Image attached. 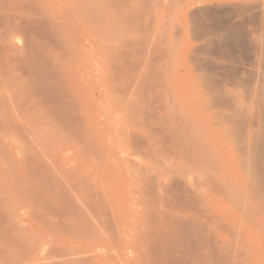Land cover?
Wrapping results in <instances>:
<instances>
[{
    "label": "rangeland",
    "instance_id": "374dc122",
    "mask_svg": "<svg viewBox=\"0 0 264 264\" xmlns=\"http://www.w3.org/2000/svg\"><path fill=\"white\" fill-rule=\"evenodd\" d=\"M101 1H103V0H101ZM105 1V0H104ZM103 1V2H104ZM113 0H108V1H105L106 3H108L109 5H105V11L104 12H106L104 15H103V17L101 18V19H99V17H101L102 15V13H103V11H102V9L104 10V4H105V2H104V4H103V2H101L102 4H103V6H102V4L99 2V0H90V2H89V0H8V1H4V0H1L0 2L2 3V2H4L2 5L0 4V8H3V7H5L6 9H7V13L6 12H4L6 9H2V10H4V11H1L0 10V13L2 12H4L3 14H5L4 16H8V14H9V17H16V16H18V17H16L18 20H13L12 18H10V22H12V21H14V22H12V23H10L11 24V26H16V25H19V23H20V20H22V19H20V18H23V19H26V18H29V17H27L26 15H24V14H22V12H26L27 13V15L28 14H30L31 16H32V18L34 17V16H37V14H38V17H36V19H38V21L39 20H41V21H39L41 24H42V27L44 28V30L46 29L45 27H48V30H46V33L47 32H51L53 29H52V27H56V26H54L55 24L57 25V27L59 28L57 31H56V28H54V31H52L51 33H49V35H48V33H47V35H46V37H45V39L42 41V43H41V41H40V39L42 40V38L39 36L40 34H37L38 32H36L35 30V32L33 33V32H31V34L33 35L34 34V38H33V36L32 37H30L31 39H34V40H36V41H34V40H31L30 39V41H32V42H34V43H39V45L41 46L43 43L47 46H45V45H42V46H44V47H42L43 49H46L47 50V48H48V46H49V44H46V43H48L49 41H52V39L54 40V38H56L55 40H57V38H59V37H61V32L63 31L64 33V35L66 36L67 35V37L65 38L63 35H62V37L63 38H65V41L63 40V38L60 40V38H59V41H63V45L65 46V44L67 45V46H65V48L63 47L62 48V52H60V51H57L56 49L57 48H59L60 46H62V44L59 42V43H57L58 45L57 46H59V47H57V46H54V43L53 42H55V41H52V42H49V43H51V44H53V46L54 47H51V49L53 48H55V50L51 53L50 51V47H49V53H51V57H50V54H49V59L48 60H51V61H55L54 63L55 64H53V66L51 65V61H48V63L47 64H49V62H50V64L49 65H51L50 67H48L47 66V70L49 69V71H50V69H51V74H49V76L48 77H46L47 78V80L46 81H44L42 78L40 79V80H42V82L40 83L39 81H38V83L36 84V85H40V86H42V85H46L47 84V82L48 83H50L49 81L50 80H52V83L53 84H51V85H54L55 84V82H56V84H57V87H58V83L60 82V81H63V82H60V84H61V88H62V85H63V83H64V85L65 86H63V87H67V89L65 88V92L63 91V90H61V88L59 89V88H57V90H59V94L61 93V91H62V93L64 94L63 96H61L62 97V99L64 100V98L67 100L68 99V101H69V97H70V95L72 96L73 95V97H72V99H74L73 100V104H72V106H73V108L72 109H70L71 111H68V114L69 113H72V111H73V113L72 114H69V116H72V118L74 117V118H76L77 117V119H81V122H79L77 119H75V120H77V123H79L80 125L81 124H83V127H80V125H79V127H77L76 125H77V123H75V124H73V122L72 123H70V124H73L72 126H70V128H67V127H69V126H67L66 128L67 129H69V133H71L72 134V136H71V134H69V133H66V134H69L70 136H71V139H70V137L69 136H67V137H65V138H67V141L66 140H64L63 138H62V136L60 137V134L61 133H59L58 131V133L59 134H57V133H55L54 132V130H53V132H54V134L52 133V134H49L50 133V131L48 132L47 130H52V129H50L49 127L51 126V128H53V127H56V124L58 125L60 122H59V119H61V117H55L54 118V116L52 117L53 118V120H55V122L57 121V123L55 124V126H53L52 127V124H54V123H50L48 126H46L47 124H48V122H50V121H48V122H44V120H43V118L45 119V120H47V117L46 116H48V115H44V117L42 118V121H41V116L40 115H42V114H45L44 113V111L45 110H43V111H41V112H43V113H40V115L38 114V109H36L37 107H40V105L43 103V105H45L46 107H44L43 105H41V108H42V106L44 107V108H47L48 107V109L50 108V103H48L49 105L47 106L46 104H45V102H42V103H40L41 101H43V98L42 97H45L44 95H43V93L45 94V93H47L48 92V90L47 91H45V90H40V91H38L39 90V86L37 87L38 88V90L35 88V86H33L34 85V82L31 80V78L30 79H28V80H31V81H29V82H27V80H25L26 78H28V77H26L27 76V72H28V67L30 68V66L32 67V65H28L27 64V61H26V66L28 65V67L26 68V66H23L22 65V63H21V61L22 60H24L25 58H27V56H28V54L30 53L29 51H31L30 49H29V51H28V48H27V51L26 52H29L28 54L26 53H23V54H25V56H24V59H22L21 60V58L19 57V59L17 58V57H15L16 56V54H17V52H18V54H19V56H20V54L22 53V52H25V50L26 49H24V48H26L27 46H26V44H27V38H29V35H30V33L28 32V34H26V35H28L27 37H26V35L25 34H18V33H20V32H16L17 33V37L15 36V37H13L12 36V39H11V42L13 43V44H15V48L17 49V52H14V57L12 58L11 56H9V53H1L0 54V56H2V57H0L1 59H3V60H0V66H2L3 68H5V70L3 71V72H7V76H4V74H6V73H2L1 74V71H2V69L0 70V75H2V76H4L3 78H5V77H8L9 75H12L13 74V69H15L14 67H18V69H20V67H22L21 69H27L26 71L27 72H24V70H18L17 71V68L15 69V73L13 74V76H9L10 77V80L9 81H13V79L15 80V79H19L17 82H14V83H12L11 85L9 84V81H8V79H6L7 81V84L8 85H10V86H3L2 87V84L4 85V83H3V80H0V100H2L5 104L4 105H6V107H3L4 108V110H6V118L7 117H9L10 118V120H9V118L8 119H6L7 121H9V122H11V118H12V122H14V123H12L13 125H12V127H10V129L12 130H10L9 129V126H11L10 124L11 123H8L5 119H0L1 120V123H0V126H1V124L3 125L2 127H6L7 125V127L8 128H6V129H9V131L8 130H4L3 128V131L2 132H4V131H6V133H8V135L4 132L3 133V136H2V132L0 131V136H1V140H2V138L5 136V135H7V137L5 136V138H7V139H5L4 138V143H5V140L7 141L6 143L8 144V146L6 145V143H5V146H4V143H3V141H1V143L3 144V145H1L0 146V153L1 154H3L2 152L5 150V148H4V150H3V148L2 147H6L7 146V150H8V147H9V151H8V153H6L7 155L5 156V155H3V157L1 158L2 160H6V158L7 157H9V155H10V157H12L11 158V163H9L10 164V166L12 167L11 169H13V171L11 172V169H10V167H9V169L10 170H8L7 171V174L9 175V171L11 172V174L10 175H17L18 176V178H19V181H22L24 184H21L20 185V183H18V181L16 180V179H18L17 177L15 178V176L14 177H8V175L5 173V171L4 170H6L7 169V167H8V164H7V162H5L6 163V165H7V167L4 165L5 163H2V164H0V166L2 165H4L3 167H4V170H2L1 169V167H0V182H1V184H0V187H2V188H0V192L2 193L3 192V194L5 193L4 191H8V196H10L11 195V198L10 197H8L7 196V194H5L4 196L2 195V194H0L2 197H0V201H1V203L3 202L2 200H6V198L8 197V198H10V200H8V201H10V202H6V201H4V206L2 207V205L3 204H1L0 206L2 207L1 209L2 210H6V211H9V210H11L12 211V208H13V210H14V212H15V214H14V212L12 213V215L9 213V217H13L14 218V215H15V218L14 219H12V221L9 223V222H7V221H9L11 218H8V215H7V221L4 219L3 220V218H0V220L2 219V222L4 223V230H3V232H1V233H3V234H5V237L4 236H2V235H0V259L1 258H4L5 259V255H7L8 253H9V255L10 254H13L12 252H14L13 250H10V248H16V246H14V245H12V244H15V243H12V242H14V238L16 237V239H18L17 237H19L20 239H18L19 241H17L16 239H15V241H16V243H18V242H20V241H22L23 240V238L25 237V235H26V238H28L27 237V234L25 233V231L23 232L22 230L24 229V228H29L32 224H34V221L36 222V220L34 219L35 218V216H37L38 215V213H36L37 211L39 212V213H41L42 212V210L46 207V206H48L49 205V208L51 209V206L53 207V209H55V208H57V207H59V209L61 208L60 206H59V204H62V209H60V213L62 212V213H64L63 215L64 216H62V217H65V216H70V212L71 213H74L73 211L74 210H69L70 208L68 207H66L65 206V203L66 202H64V199H63V201H61L60 202V200H58V201H56V206L57 207H55V206H53L54 205V201H55V199H54V203L50 206V204H51V202H50V200L52 201V197L53 196H50V194H52V191H50V188H47V187H49V186H51V185H53L54 183L56 184V186H54V188L55 187H59V188H61L62 189V187H64V186H62V187H60L63 183H64V185H65V188L67 189V191L69 190V192L70 193H68L67 192V194H72V193H76V192H72L73 190H75V189H73V190H71V188H70V183L72 184L71 185V187L74 185V187H75V184H76V181H78L79 183H78V185H76V190L75 191H79V192H84L86 189L84 188V189H82L81 190V188L82 187H85V186H83L84 184V182L86 181V180H83V178H85V179H87V177H89V175H90V177L88 178V183H87V181H86V184H87V186L89 185V184H91V182H92V184L91 185H94V187L93 188H95L97 191H99L98 193H99V195H100V197L102 198V194L103 195H106L107 196V198H110V199H113V205H114V208L112 209V211L108 208V205L105 203H103V204H101L102 206L100 207V205H98L101 209H104V212H103V214L104 215H106L107 217L109 216L110 218H112V219H110L109 217V220L111 221L112 220V222H110L111 224L112 223H114V220L115 221H118V223L117 224H119V226H121L120 227V229H119V233H117V234H115V232H116V228L114 229L115 231H113L114 233V236L116 237V235H118L117 237H116V239H123V240H130V242H129V244H127L126 246H131V245H133V243H134V241H135V237H136V235L137 234H139L138 232H136L137 230H140V226H141V222L142 223H144L145 221H147L148 220V223L150 222V221H152V219H153V221H154V219H155V223L152 221V225L153 226H155L154 224H158V222H156V221H158L157 220V217L158 216H155L156 218H154V214H153V218H150V217H152V216H150V217H147L146 215H147V213H146V219H142L144 216H143V213H145V212H143L142 210H141V208L142 207H144V204H146L145 205V207L147 208H143V209H145V211L147 210V211H149V215H150V213H151V215H152V213H153V211H156V213H159L157 210H159L160 209V207H161V204H159V203H161L160 202V200H165V199H167V195H169L168 194V190L169 189H165L162 185H163V179H164V176H163V178L162 177H159L157 174H164V171L166 170L165 168L166 167H168V165H169V168H167L169 171H174V173L176 174V172L177 171H175L176 169H182V171H181V169L180 170H178V174H177V176L178 175H182L183 173H184V176H185V172L187 171V170H189L190 168V172H193L192 174H190V172H186V174H188V175H186L185 176V178L187 179V176H189V177H191V178H189V179H187V181L189 180V181H192V182H195L194 181V179H195V177H199V179L201 178V179H203V180H205L206 179V181H202L203 182V186L202 187H204V188H200L199 189V192H204L205 193V197H207V198H209V199H211L212 201H213V205H214V207H213V211L211 212V218H212V221H213V223H212V221L210 220V222H211V225H210V229L212 230V237H213V239H218V240H222L223 242L224 241H226V243H228V244H232V246L230 245V247H229V252L227 253V254H229L228 255V259H234L235 261H237V262H233L234 260H232L231 262L232 263H234V264H264V232H263V228L262 227H257V226H255L254 225V222H253V219H252V216L251 215H255V212H257L256 214H257V218L261 215V216H263L264 217V215H262V214H264L263 212H264V199H263V201L261 200L262 198H264V189H262V188H264L263 186H261L260 187V189H259V191H261L262 190V192L261 193H257V195H256V193L254 192V191H256V190H258V189H256L254 186V180H253V178L252 177H250V175H248L247 173H248V171H247V169H248V167L246 166V163H244V161H243V159H244V154L248 151V142H249V139H248V137H249V135H254V134H256V135H259L260 136V132H262V131H260L261 129L260 128H262V126L264 125V123H262V124H260V122L262 121V120H260L261 118L260 117H262L263 116V119H264V74H262V71H261V73H260V71H259V73H260V75L258 74V72H257V70H258V66L260 67V65H258L257 67L255 66V68L257 69L255 72L254 71H252V70H255V68L253 69V67H254V65L252 64V62L254 63H256V65L259 63L260 64V62H258V61H255L256 59H258L259 58V56L256 54V53H252L253 52V50H252V46H254L255 48L256 47H258V39H259V37L261 36V35H264V33H262V34H260L262 31L260 30H258V28H260V25H263L264 26V18L262 17V18H260V15H264L263 13H260L261 11L263 12V10H264V5L262 6V4H264V0H209V1H207L206 3L207 4H224L225 2H226V6H227V3H228V5H229V3H231L230 4V6H233L232 4H234L235 5V3L234 2H246V1H249V2H251V1H255V3H257V1H260V8H261V10H260V15L258 16L259 18V25L257 24V23H255V24H257L258 26L256 27V29L253 31V29L251 30V28H253V27H255V25L253 26V24H254V22H252V21H250V20H245L244 18H243V23H244V25H245V23H247L246 24V31L245 30H243V28L241 27V26H243L244 27V25L242 24L240 27H241V29L242 30H240V31H245V34H247L250 30H251V32L250 33H248V34H250L249 36L248 35H246L247 37H243L242 38V43L241 44H243L244 45V42H246L247 40H252V38H253V42L251 41V43H250V41H248V47H247V45H246V47L248 48L247 50L248 51H246V49H244V47L242 46V48L240 47L241 45H238L237 44V46H236V43L237 42H234L235 43V46H236V48L238 49V51H235V47L234 46H230V48L232 49L233 47H234V49H232V50H230V52L232 53V54H229L228 52H227V54L226 53H224V54H226V57H229L228 59L230 60L231 58L233 59L234 57H232V56H235V59L237 60L238 58L239 59H241L242 60V62H240V60L236 63V64H239V63H241V67H239V69L240 68H242V67H244V68H242L243 70H245V71H243L242 70V73H241V71H239V69H237V68H235V67H237V66H235L234 64H235V62H236V60L235 59H233L234 60V62H232V60H228L230 63H232V64H230L229 62H226L227 60H225V59H227L225 56V58H223V60H221L220 61V59L218 60L216 57L214 58V57H210V60L214 63V65H216L217 64V66H218V68H220V67H222V69H224L225 67H226V65H227V67L229 68V70L232 72L233 70H235V71H237V72H235L236 74L239 72V74L241 73V75H239L238 74V76H240V77H238L234 72H232L233 74H234V76L235 77H238L239 79L241 78L242 80H243V76H244V78L246 79V81H244V82H247V84H243L244 82L242 81H240L238 78L237 79H233L232 77H230V78H232V80L231 79H228V80H226V78H224L223 77V80L222 81H224V83H222L221 82V85H223V86H220L219 84V86L217 85L216 87H224L223 89H220V90H223V92H221L220 93V90H219V93H218V95H214L213 93H216L217 94V91L216 90H214V89H210V90H212V92L213 91H216V92H213V93H209L210 91H208V90H206V89H203V88H207V87H204L205 86V84H203L204 83V81L205 80H207V81H205L206 83L208 82V79H205V77H206V74H205V76H203L204 75V73L206 72V70H205V72L202 74V76L204 77V78H202V79H204L203 81L201 80V82H203L202 84L201 83H199L200 81V79H201V75H199V73L200 72H203V71H200V70H202V69H200V68H197L196 66L195 67H192V65L190 66V63H189V61L191 62V60H194V59H189V54L191 53H193L192 51L194 50V47H198L199 45H202V43L204 42V38H202V40L201 39H196V40H191V39H193V38H191L192 37V35H190V33H189V26H188V22H187V18H186V8H184V6H183V2L181 1V4H180V2H179V4L180 5H177L176 3H178V1L177 0H165V1H167V4H169L170 5V2H171V5L172 6H170L169 8H168V6H167V8L165 7L167 4H166V2L164 3L163 2V5L161 4V6H162V8H160V7H158L159 5H160V2H162V1H160V0H151V3H150V1L148 2L149 4H151V6L153 5V7H152V10H151V13H150V9H149V7H150V5H148V7H147V9H146V7H145V3L147 2L146 0H144L145 1V3H143L144 1H140V0H138V2H137V0H128L129 1V4L128 3H124V9H125V6H126V4H128L127 5V7H128V10H130L129 12H133L132 14L133 15H136L135 17H133L132 16V14H131V16L132 17H130V14H129V12L127 11V10H124L123 8H122V5L123 4H121L119 1L120 0H116V2H115V0H114V2L115 3H117V2H119L120 4H121V6H119L120 4L118 3V7H117V5H115V7L116 8H114V10H116V12H114L113 13V11L114 10H112V6H114V5H112L111 6V2H112ZM124 1H126V0H124ZM123 1V2H124ZM128 1H126V2H128ZM140 1V2H139ZM180 1V0H179ZM19 2V3H18ZM27 2V3H26ZM28 2H29V5H27L28 4ZM31 2V3H30ZM35 2V3H34ZM83 2H85V3H83ZM98 4H97V3ZM121 2H122V0H121ZM122 2V3H123ZM174 2V3H173ZM24 3H26V4H24ZM81 3L83 4V5H81ZM94 3H96V4H94ZM100 3V4H99ZM140 3H143V4H140ZM241 3H239V4H241ZM23 5V8L25 7V9H27V11L29 10V8L31 9L32 7H34V5H35V8H33L35 11H34V13H35V15H33V10H30V13L29 12H27L26 10H24L23 8H22V5ZM34 4V5H33ZM84 4H85V7L86 8H84ZM88 4L91 6V7H88ZM112 4H113V2H112ZM137 4V5H136ZM173 4H175V5H173ZM258 4V3H257ZM257 4H255V6H257V7H259V5H257ZM7 5V6H6ZM39 5V6H38ZM98 5H100V6H98ZM136 5V6H135ZM145 7V10H144V8H142L141 9V11H139V6H141V7H143V6ZM198 6V3H196L194 6ZM236 5H238V3L236 4ZM16 7V8H19V9H14V7ZM109 6H110V8H109ZM21 7V8H20ZM29 7V8H28ZM80 7V8H79ZM119 7H120V9H119ZM135 7H137L136 9H134ZM174 7V8H173ZM37 8V9H36ZM118 8V9H117ZM167 10H166V9ZM170 8H173V9H170ZM262 8H263V10H262ZM20 9H23L22 11L20 10ZM84 9H85V11H84ZM149 9V10H148ZM168 9H169V14H168ZM9 10H11V12L9 11ZM14 10V11H13ZM82 10V11H81ZM124 10V11H123ZM146 10H148V11H146ZM164 10H166V12L164 11ZM171 10V11H170ZM257 10H259V9H257ZM31 11H32V13H31ZM84 11V12H83ZM142 11H144V12H142ZM147 13H146V12ZM256 11V10H255ZM10 12V13H9ZM24 12V13H25ZM43 12V13H42ZM89 12V13H88ZM96 12V15L94 14V13ZM100 12V13H99ZM120 14H122V16L124 17V18H122L121 16H119L122 20L123 19H125V17L127 16V15H129L128 16V19H129V17H130V21L132 20L133 21V23H132V21H131V23H130V21L128 20V22L130 23V24H135L136 22H137V24L139 23V26H140V28H139V26L138 27H136L135 25H131L132 26V28H139V30L142 28V27H145V24L147 25L145 28H142V30H140V32H142V31H144V29L146 30V28H148L149 27V30H146V31H150V28H151V31H153L152 33H147L146 31H144V33H143V35H142V33L139 35V30L138 29H136V30H138V31H134V29H132L133 30V32L131 31V30H129V32L128 31H126V27H124V25L122 24L123 22H124V20L122 21L121 20V23L120 24H118V20L120 19L119 17H116L117 16V14L118 13ZM127 12V13H126ZM142 12V13H141ZM258 11H256V13H257ZM2 13L0 14V15H2ZM11 13H13V14H16V16L15 15H13L12 14V16L10 15ZM42 13V14H41ZM85 13V14H84ZM86 13H87V15H86ZM91 13V14H90ZM116 13V15H114ZM138 13H141V14H138ZM146 13V15H144ZM149 13L150 14H152L151 15V17H150V15H149ZM172 13V14H171ZM256 13H255V15H256ZM259 13H257V14H259ZM93 14V16L91 17V18H89V16H91ZM120 14V15H121ZM156 15V16H154L155 18H153L154 19V21H153V19H151L152 18V16L153 15ZM167 14H168V16H167ZM24 15V16H23ZM30 15H28V16H30ZM39 15H41V17H39ZM51 15V16H50ZM68 15V16H67ZM95 15V16H94ZM111 15H113V19H114V21L116 20V22H117V24L119 25V26H113L114 24H116L114 21L112 22V21H110V18H111ZM138 15V16H137ZM140 15H142L144 18H146V19H143V17H142V19L145 21V24H144V26H143V23L144 22H142L141 21V17H139ZM149 15V16H148ZM254 15V16H255ZM4 16H1V17H4ZM22 16V17H21ZM26 16V18H24ZM46 16V17H45ZM97 16H99V17H97ZM0 17V18H1ZM43 17H45V18H43ZM106 17V18H105ZM109 17V18H108ZM136 17H138V19L136 18ZM149 17H150V20H152L153 21V24L151 25V22L149 23L148 21H150L149 20ZM159 17L160 18H162L161 20L162 21H164L163 23L165 24H162V25H164V28H162V27H159V26H161V25H158V23L161 21V20H159ZM165 17H167V18H165ZM15 18V19H16ZM94 18V19H93ZM118 18V19H117ZM233 18V19H232ZM232 18L230 19V21L228 20V18L226 19V21L228 20L230 23H232L233 24V22H234V24H241V22H242V20L240 19V17L239 16H232ZM2 19V21L4 20L3 18H1ZM91 19L92 20H94V21H91ZM100 20V21H98V20ZM110 21H108V20ZM126 19H127V17H126ZM137 19V20H136ZM167 19H168V21H167ZM240 20L239 22L237 21V23H236V21H233V20ZM263 19V21H261V20ZM44 20V21H43ZM102 20V21H101ZM103 20L105 21V22H103ZM253 20V19H252ZM6 23H8L7 21H8V19H6V20H4ZM4 21L2 22V23H4ZM43 21V22H42ZM51 21V22H50ZM92 23H91V22ZM95 21H98V22H95ZM108 21V22H107ZM126 21V20H125ZM134 21H135V23H134ZM139 21H141L142 22V24H140L141 22H139ZM245 21V22H244ZM247 21V22H246ZM250 21V22H249ZM253 21H257L258 22V20H256V18H254V20ZM1 22V21H0ZM50 22V23H49ZM111 22L113 23V25L111 24ZM148 22V23H147ZM176 22H177V25H179V29L177 30V25H175L176 24ZM248 22H249V24H248ZM263 22V23H262ZM5 23V24H6ZM15 23V24H14ZM49 23V24H48ZM52 23L54 24L53 26H52ZM89 23H91L90 25H89ZM95 23V25H97V23H99V25H98V28L96 27V26H93V24ZM125 23V22H124ZM128 23V24H129ZM252 23V25L250 26V24ZM5 24H2V25H0V27L1 28H3L2 30H4L7 26H5V27H3V25H5ZM13 24V25H12ZM127 24V23H126ZM148 24H150L151 26H148ZM160 24V23H159ZM158 25V26H157ZM166 25H169V26H166ZM248 25V26H247ZM11 26L8 28L7 27V29H10L11 30ZM88 26H90V27H88ZM134 26V27H133ZM186 28H185V27ZM61 27V28H60ZM76 27V28H75ZM110 27H111V29H110ZM115 27V28H114ZM116 27H120L119 28V31H121L122 32V30H124L125 31V34L127 35V33L126 32H128V36H129V38L128 39H130V37H131V35H132V37L131 38H135V39H139L138 41L139 42H137V40H135V42H136V47L139 45H137V43H141L142 41H144V39H146L147 41H149L150 40V42H147L146 40L144 41V42H146V43H143L144 44V48H146L147 47V44L148 43H151V42H153L154 44H156V45H154V44H152L151 43V48H150V46L148 45V47L150 48V52L148 51L147 52V50L146 49H143L142 50V48L141 47H143V44L140 46V49H139V47H138V49L140 50H138V49H136V47L134 48V44H131V43H134V42H132V41H134V40H132V39H130V40H128L127 38H126V40H124V42L125 43H127V45L128 44H131L132 46H130V45H128L127 47H126V49L128 50V49H131V48H133L134 49V51H135V53L134 52H131V53H133V56H132V54H130V56H129V58H131V60L133 61V62H136L135 61V59H138L139 61H140V63L141 62H145V63H143V64H140L141 66H138L139 64V61L137 60V68H135L136 66V63L134 64V63H132L131 61H128V60H126V56H128V54L130 53V52H128L127 50H125L124 52H123V50L125 49L124 47L126 46L125 45V43L123 42V37L125 36V34L124 35H121L120 33H119V31L118 32H116L115 31V29L117 30V28ZM168 29H166V28ZM247 27H249V28H247ZM0 28V29H1ZM114 28V29H113ZM128 28V27H127ZM131 28V27H130ZM129 28V29H130ZM52 29V30H51ZM122 29V30H121ZM161 30V29H164L163 31H161V32H163L162 34H159V31L158 30ZM247 29H248V32H247ZM250 29V30H249ZM261 29V28H260ZM264 29V27H262V30ZM1 30V33L2 32H6L7 33V31L6 30H4V31H2ZM10 30H9V32H10ZM113 30V32H111V31ZM168 32H167V31ZM175 30H176V32H175ZM11 31H13L12 33H14L15 32V30H11ZM38 31V30H37ZM59 32V31H61V32H59L61 35L59 36V33L57 34L58 35V37H56L57 35H53V34H56V33H54V32ZM109 31V32H108ZM123 31V32H124ZM158 31V32H157ZM181 31V32H180ZM4 32V35L6 34ZM103 32V33H102ZM114 32H116L117 34V36H116V39H117V37L118 38H121L122 40H121V42L122 43H120V41H117L116 39V41L115 40H111V39H113V33ZM123 32H122V34H123ZM132 34H131V33ZM135 32H137V33H135ZM145 32L147 33V34H149L148 35V37H146L145 36ZM157 32V34H158V37H157V39L158 38H162V36H166V37H168L167 38V40H166V37H165V40L163 39H160V40H157L156 38H155V36H157L155 33ZM164 32H166L165 34H164ZM191 32V31H190ZM247 32V33H246ZM256 32H260L259 34H257ZM11 32H10V34H12ZM53 33V34H52ZM71 33H73V34H71ZM177 33H178V35H177ZM244 33V32H243ZM256 33V34H255ZM38 35L39 36V38H38V36H35V35ZM53 35L52 37H51V35ZM108 34H109V36H108ZM115 34V33H114ZM131 34V35H130ZM137 34L139 35L138 37H137ZM164 34V35H163ZM245 34H243V35H245ZM3 35V34H2ZM1 35V36H2ZM19 35H22L21 36V38L19 37ZM121 35L122 37H119V36ZM150 35H151V37H150ZM160 35H162V36H160ZM255 35H260L259 37H258V39H256L257 37L255 36ZM23 36H25V37H23ZM31 36V35H30ZM98 36V37H97ZM108 36V37H107ZM143 36V37H142ZM144 36H145V38H144ZM22 37L24 38V39H22ZM36 37L39 39V41L36 39ZM104 37H106L105 39H104ZM112 37V38H111ZM126 37V36H125ZM124 37V38H125ZM140 37H141V39H143L142 41L140 40ZM178 37V38H177ZM250 37V38H249ZM256 37V38H255ZM3 38V37H2ZM20 38V39H19ZM52 38V39H51ZM96 38H97V40H96ZM110 38V39H109ZM154 38V39H153ZM164 38V37H163ZM209 38H213V35L212 36H209ZM246 38V39H245ZM1 39V38H0ZM108 39V40H107ZM178 40V41H176V40ZM194 39H195V37H194ZM49 40V41H48ZM104 40V41H103ZM111 40V41H110ZM118 40H120V39H118ZM128 40V41H127ZM132 40V41H131ZM153 40V41H152ZM197 40H200V41H197ZM28 41H29V39H28ZM29 41V43H32V42H30ZM58 41V40H57ZM109 41V42H108ZM113 41H115V42H117V44H116V46H115V42H113ZM131 43H130V42ZM191 41H193V42H191ZM25 44H24V43ZM46 42V43H45ZM66 42V43H65ZM166 42H167V44H166ZM175 42V43H174ZM178 42V43H177ZM24 45H23V44ZM41 43V44H40ZM56 43V42H55ZM106 43V44H105ZM108 43V44H107ZM160 43V44H159ZM234 43H233V45H234ZM253 43V45H251ZM256 43V44H255ZM124 44V45H123ZM157 44L159 45V47H160V45H162L163 44V48H164V44L166 45V48L164 49V50H166V49H168V50H170V48H171V50L169 51V53H171V56H167V57H169V58H167V60L166 59H164V58H166L165 56H166V54H167V51H166V53H164V56H161V57H163V59L161 58V57H159L160 56V54H161V52H160V54H157V56H158V58H160V62L161 63H163L164 64V66H163V69L161 68V63L158 61L159 59H157V57H156V53H155V56H154V52H152V51H157L158 50V52L157 53H159V51L161 50L162 51V53H163V51L164 50H162L161 48H162V46L160 47V49H159V47H157ZM173 44H176L175 45V47H174V45ZM29 45V44H28ZM92 45H95L94 46V52H89L88 50L90 49V47L92 46ZM106 45V46H105ZM109 45V46H108ZM117 45H122L121 46V49L119 50V49H117ZM152 45H154V46H156V48L155 47H153ZM168 45L170 46V48H167L168 47ZM232 45V44H231ZM251 45V46H250ZM26 46V47H25ZM51 46V45H50ZM108 46V47H107ZM124 46V47H123ZM130 46V47H129ZM107 47V48H106ZM113 47H116V49L117 50H119L120 52L122 51L123 52V54H121L119 51V54H118V52H117V56H119L120 58H121V60L122 59H124L125 58V60L123 61H120V58L119 57H117L116 59L117 60H119L120 61V63L119 64H117L119 61H116L117 63H115V65L117 66L118 65V68L117 69H119V65L121 64V62H124V63H126V62H131L132 63V65H134V68L135 69H139L140 67L142 68V66H144L145 67V69L144 68H140L141 70H138V71H135L134 70V72H136L137 73V75L135 74L134 76H132V77H134V80H132L133 78H131V75H129V73L130 72H127L128 73V75H129V77H130V79H126L125 77V75L127 74L125 71L127 70V71H129L133 66H131V64L130 65H128L127 63V65H128V67H130L131 66V68L129 69V68H127V67H124V66H122V65H125V64H121V66L125 69L124 71H123V69L121 70V69H119L118 71H119V73H118V77H117V73H116V71H115V73H113V74H111L112 72H108V71H113L112 69L114 68V66L112 67V69H111V67H110V70H108L109 69V67H108V61L110 62V58L112 57H110L109 56V54H112V53H109V54H107L108 52H111V51H115V50H113ZM152 47L154 48V50H152ZM174 47V48H173ZM253 47V48H254ZM66 48H68V50L70 49L71 50V52H69L68 50H64V49H66ZM158 48V49H157ZM172 48H173V50H172ZM20 49V50H19ZM133 49H131V50H133ZM137 50V52H136V50ZM148 49V48H147ZM157 49V50H156ZM236 49V50H237ZM58 50H61L60 48L58 49ZM66 52H69V53H65L64 51ZM111 50V51H110ZM130 50V51H131ZM142 50V51H141ZM152 50V51H151ZM174 50H176V56H175V54H174ZM245 50V51H244ZM22 51V52H21ZM146 51V52H145ZM173 53H172V52ZM250 52L249 54H250V56H248V53L246 54V53H244V56L245 57H243V54H241V56H240V52ZM21 52V53H20ZM34 52V51H33ZM65 53L66 54V59H63L64 58V54H63V56H62V53ZM116 52V51H115ZM114 52V56L112 57V59H113V61L114 60H116V59H114L115 58V53ZM140 52L141 53H143V52H145V58H144V53H143V56H142V54H141V56H139V54H140ZM239 52V53H238ZM241 52V53H242ZM70 53H73V54H70ZM74 53H75V56H74ZM137 53H139L138 54V56H139V58L137 57L136 58V56H137ZM150 53H152L153 54V56L155 57V58H152L153 56H149V54ZM4 54H5V56H4ZM7 54H8V56H7ZM31 54H33V53H31ZM52 54H53V56H52ZM68 54H69V56H68ZM236 54H237V56H240V57H237L236 56ZM252 54H254V56H252ZM22 55V54H21ZM6 59H8L9 57H11V61H10V66L13 68H11L8 64H7V62H5V58ZM12 56H13V54H12ZM124 56V57H123ZM135 56V57H134ZM193 56H194V54H193ZM205 56V55H204ZM202 54H199L198 55V57L199 58H201L200 59V61H202V59L203 58H205ZM33 57V56H32ZM38 57V56H37ZM39 57H40V54H39ZM142 57V58H141ZM147 57H149V58H147ZM171 57V58H170ZM190 57H192V56H190ZM196 58H197V54H196V56H195ZM244 59H243V58ZM250 57H252V58H250ZM28 58H31V57H29L28 56ZM28 58H27V60H28ZM119 58V59H118ZM128 58V59H129ZM133 58H135V59H133ZM152 58V59H151ZM198 58V59H199ZM207 58V57H206ZM209 58V57H208ZM219 58V57H218ZM14 59V60H13ZM16 59H18V60H16ZM56 59L58 60H60L61 61V63L59 62V61H56ZM70 59H72L71 60V62H70ZM141 59L143 60V61H141ZM148 59V60H147ZM153 59H156V61L154 60V62H153ZM222 59V58H221ZM249 60V62L247 61V60ZM250 59L251 60H253L251 63H250ZM8 60H10V59H8ZM26 60V59H25ZM33 60V58H31V60L29 59V64H34L35 66H33L32 68H36V71L37 70H39V71H41L38 67H37V64H35V62L33 63V62H30V61H32ZM66 61V62H69L71 65H69L68 63L67 64H65V62H63V61ZM130 60V59H129ZM166 60V61H165ZM170 60V61H169ZM189 60V61H188ZM204 61H202V62H205V59H203ZM207 60V59H206ZM225 60V61H224ZM244 60H245V62H246V64L244 65ZM16 61H19V62H16ZM36 61H38V59L36 60ZM41 60L39 59V61L38 62H40ZM113 61H111V64H112V62ZM147 61L148 62H152V63H154V64H151V65H149L150 63H147ZM168 61H169V63H168ZM211 61H209V63L210 64H212L213 65V63H211ZM218 61V62H217ZM15 62V63H14ZM165 62V63H164ZM194 63H191V64H194L195 65V60L193 61ZM216 62V63H215ZM262 62H264V60L263 61H261V64H263V67H264V63H262ZM13 63V64H12ZM19 64L20 63V67L19 66H17L16 64ZM53 63V62H52ZM113 63V64H114ZM147 63V66H151V67H148L149 69L147 70L148 72H150L151 70V68H152V70L154 69V70H156V71H151V72H153V74L155 75V77L156 78H158V76H156V75H158V73L156 74V72H157V68H161L160 70H161V75L160 76H163V77H159L160 79L161 78H163L164 80H166V83H165V81L162 79V81L163 82H160V83H162V85L159 83V82H157V79H156V82H154L155 81V79L152 81V79L154 78L153 76V78L151 77V75L152 74H148V75H150V81L152 82V85L151 84H149L150 85V87L148 86V84H146V83H148V82H146L145 83V81L143 82L142 80H144V79H140L141 78V75H143L144 74V72L146 71V69H147V66H145L144 64H146ZM157 63V66L155 65ZM206 63H208L207 61H206ZM251 65H253V66H249L250 64ZM254 63V64H255ZM15 64V65H14ZM112 64V65H113ZM172 64V65H171ZM219 64V65H218ZM224 65V67H223V65ZM249 64V65H248ZM22 65V66H21ZM111 65V66H112ZM156 66V69L155 68H153V66ZM169 65H171V66H169ZM230 65H234L233 67L232 66H230ZM38 66H40V65H38ZM57 66V67H56ZM154 66V67H155ZM220 66V67H219ZM245 66H248V67H246L247 69L249 68V67H252V69L249 71V72H254V73H257L258 74V78L256 77V74H254V73H249L247 70H246V68H245ZM7 67H8V69H9V71L8 70H6L7 69ZM25 67V68H24ZM52 67V68H51ZM57 69L58 68V72H56L55 73V69ZM165 67H167L166 68V74H165ZM195 68V69H198V71H200L199 73H198V71H197V73L195 72V70L194 69H192V68ZM232 67V68H231ZM263 67H260V69L262 68V70L264 69ZM1 68V67H0ZM10 68H11V70L13 71H11V73L12 74H8L9 72H10ZM31 68V69H32ZM38 68V69H37ZM133 68V69H134ZM169 68V69H168ZM210 69H209V71H211V72H209V71H207L206 73H207V76H209V77H213L214 78V76L216 75V73H217V71L216 72H214V73H212V71L214 70L215 71V68L213 69V68H211V67H209ZM233 69V70H231V69ZM60 69V70H59ZM132 69V70H133ZM32 70H35V69H32ZM52 70H53V72H52ZM115 70H116V67H115ZM132 70H131V72H132ZM142 70L144 71V72H142ZM150 70V71H149ZM159 69H158V71H160ZM204 70V69H203ZM226 70H228V69H226ZM228 70V71H229ZM241 70V69H240ZM249 70V69H248ZM23 71V72H22ZM30 71V70H29ZM61 71V72H60ZM117 71V72H118ZM229 71V72H230ZM246 71L248 72V74L250 75L249 77H255V78H257V79H255V81H253V79H252V81H250L251 82V84H249V82H248V80L249 79H251V78H249V77H245V76H247V73H246ZM264 71V70H263ZM17 72H19V75H18V77L16 76L17 74ZM20 72H21V74H24V75H22V77L23 78H21L20 77ZM120 72H121V75H122V73H124V76L125 77H123L124 78V80H127V81H125L124 82V80L122 79V81H121V78H122V76L121 77H119L120 76ZM134 72H132L131 74L133 75L134 74ZM141 72L143 73V74H141ZM150 72V73H151ZM229 72H228V74H229ZM230 72V75H228V76H232L233 74ZM245 72V74L243 75V73ZM29 73V72H28ZM50 73V72H49ZM58 73V75H60L61 77H62V79L60 78V76H58V75H56ZM110 73V74H109ZM147 73V72H146ZM160 73V72H159ZM170 73V74H169ZM196 73V74H195ZM209 73H211V74H209ZM264 73V72H263ZM16 74V75H15ZM62 74V75H61ZM64 74V75H63ZM73 74V75H72ZM76 74V75H75ZM115 74V75H114ZM141 74V75H140ZM167 74H168V76H167ZM209 74V75H208ZM212 74H215L214 76H210V75H212ZM219 74V73H218ZM253 74L255 75V76H253ZM14 75L16 76V78L14 77ZM55 75V76H54ZM116 76V79L118 78L119 80V83H117L116 84V82L114 81L115 80V77L112 79L111 78V76ZM140 75V76H139ZM146 74H144L143 76H145ZM148 75H146V76H148ZM262 75V76H261ZM112 76V77H113ZM135 76H137V78L135 79ZM166 76V77H165ZM199 76H200V78H199ZM217 76V75H216ZM215 76V78L217 79V77ZM219 76H221V75H219ZM218 76V77H219ZM233 76V77H234ZM13 79H12V78ZM56 77H57V79H56ZM59 77V78H58ZM128 77V76H127ZM128 77V78H129ZM149 77V76H148ZM261 77V78H260ZM22 80H21V79ZM43 78H45V77H43ZM52 78V79H51ZM152 78V79H151ZM222 78V77H221ZM0 79H1V76H0ZM64 79V80H63ZM212 79V78H211ZM244 79V80H245ZM261 79H263V80H261ZM49 80V81H48ZM55 80V81H54ZM110 80H113L115 83L113 84V81H111V85L109 84V82H110ZM140 80V81H139ZM146 81H148L149 80V78H147L146 77V79H145ZM213 80V79H212ZM211 80V81H212ZM219 80H221V79H219L218 78V80H215V81H218L217 83H219ZM236 80V81H235ZM238 80V81H237ZM259 82H258V81ZM24 81V82H23ZM46 82L45 84H44V82ZM57 81H59L58 83H57ZM109 81V82H108ZM131 81V82H130ZM138 81H139V83L141 82V84H139L138 83ZM160 81V80H159ZM211 81H209V82H211ZM214 81V83H216ZM225 81H230V83L229 82H226L225 83ZM260 81H261V83H260ZM263 81V82H262ZM5 82V83H6ZM26 82H27V84H28V86L29 85H31L32 83V88L30 89L29 87H31V86H29L28 88L26 87L27 85H26ZM127 82V84L128 85H130L129 86V89H131V90H129V89H127V87H128V85L126 86V83ZM138 83V85H142V83H143V85H144V87H141V86H139V88H137L138 87V85H136L137 83ZM150 82V83H151ZM154 82V83H153ZM253 82V83H252ZM254 82L256 83L257 82V85H258V83H259V85H258V89H257V86H255L256 84H254ZM22 83H25V84H23V88H27L26 89V92L24 93V91H25V89H22L21 88V86H22ZM30 83V84H29ZM108 83V84H107ZM130 83V84H129ZM133 83H135V84H133ZM156 83V84H155ZM163 83H165V85H166V87H165V85L163 84ZM212 83V82H211ZM211 83L209 84V85H211ZM227 83L228 84H231V87L229 86V85H227ZM237 83H242L241 85L242 86H240L239 84H237ZM42 84V85H41ZM56 84L54 85V87L56 86ZM59 84V85H60ZM119 84V85H118ZM123 84H125V86L123 85ZM131 84H133V87L131 88ZM153 84H155L154 86H156V85H159V87L158 86H156V87H158V88H156V87H154L153 86ZM202 86H201V85ZM248 84L249 85H251V86H248ZM24 85H25V87H24ZM114 86V85H118L119 87H120V85H121V87L123 86V88L125 87V89L127 90L126 92H125V90L123 89V88H118V89H120L121 90V93H119L120 92V90H119V92H118V90L115 92V94H114V88H112L113 90V97H112V93H111V91H109V88H110V86ZM136 87H135V86ZM147 85V86H146ZM208 85V84H207ZM236 85H238L237 87H236ZM245 85V88L248 90V92L245 90V88L243 89V86ZM252 85H253V87H252ZM18 86H20V88L17 90V91H15L14 92V90H16L17 88L16 87H18ZM152 86L154 87V91H158L159 89L160 90H162L161 92V94H160V92H158L157 93V95L156 94H154V92H153V96L155 97V95L156 96H158V94H160V95H164L163 97V99H162V97H160V95H159V97H160V101H163V103H162V105H161V108L162 109H164L163 108V104L165 105L164 107H166V110L165 111H161L160 112V103H159V105H158V103H153V101L152 100H154V101H156L157 100V102H159V99L158 98H156V99H154V97L150 94L151 92H150V90H152ZM160 86H163V88L165 89V91L163 90V88L161 87L160 88ZM234 86V87H233ZM260 86V87H259ZM13 87H15V88H13ZM115 87V86H114ZM136 89H138V91L139 92H135L136 94L137 93H140V95H142L141 93H143L144 94V96H151L152 98H150V99H152V100H148L149 99V97L148 98H145V101H146V103H144L143 101H144V97H143V95H142V97L141 96H134L135 95V93H134V91H135V88ZM145 87H149L148 89H150L149 91H148V89L147 88H145ZM209 88L211 87V86H208ZM214 87V86H213ZM212 87V88H213ZM256 87V88H255ZM69 88V89H68ZM82 88V89H81ZM143 90V89H145L144 90V92H146V90H147V94H145L144 92H141V89ZM156 88V89H155ZM208 88V89H209ZM215 88V87H214ZM32 89H36L37 91H38V93L40 92V94H39V97L40 98H42V100H40V102L38 101L39 100V97H38V102L36 103V104H33L34 103V101L36 102V100H35V98H37V97H34V96H36L37 94V91H35V93H32V91H34V90H32ZM55 90H56V88H54ZM53 89V90H54ZM63 89V88H62ZM134 91H133V90ZM215 89H217V88H215ZM7 90V91H6ZM13 90V94L14 93H16L17 95L16 96H19V98H20V96L21 95H25L24 97H25V99L27 98V93H28V96H30L29 94H31L32 93V95L33 94H36V95H33L32 97H34V98H32V97H28L29 99H27V101L29 100V102L27 103L26 102V100L25 101H23L21 98L19 99L18 97H16L15 95H12V93H10L11 91ZM22 91V90H24V91H22V93L20 92H18V91ZM31 90V91H30ZM50 90H52V89H50ZM49 90V91H50ZM61 90V91H60ZM82 90H83V92H82ZM85 90V91H84ZM124 90V93L122 92ZM205 90V91H204ZM244 90V91H243ZM252 90V91H251ZM253 90H254V92H255V90H256V92L254 93L253 92ZM258 90V91H257ZM131 91H133V92H131ZM170 91V92H169ZM227 91H229V92H227ZM246 91V92H245ZM18 92V93H17ZM50 92H52V91H50ZM131 92V93H130ZM148 92H150V93H148ZM167 92H168V94H167ZM245 92V93H244ZM253 92V93H252ZM42 93V94H41ZM49 93V92H48ZM47 93V94H48ZM55 93V94H54ZM54 95L55 96H58L59 94L57 93V91H54ZM62 93H61V95H62ZM66 93H67V95H66ZM69 93H70V95H69ZM117 93H119V96L120 97H122V98H120L119 97V99H115V98H118V97H115V96H118V94ZM128 93V94H127ZM156 93V92H155ZM223 93V95H221L220 96V94H222ZM226 93H227V96L230 98H226L225 100H224V97H226ZM246 93H248L247 94V97H249V100H246V99H248L247 97H246ZM256 93H259V94H256ZM9 94H11L10 96H7V95H9ZM47 94H45V95H47ZM50 94V93H49ZM120 94H122V96L120 95ZM124 94V95H123ZM126 94H127V96H126ZM133 94V95H132ZM213 94V95H212ZM242 94V95H241ZM243 94H245V97H246V99H244L243 98ZM255 94V95H254ZM40 95H43L42 97L40 96ZM130 96V98H135V99H137V100H139L138 98H140V102L142 101L143 103H144V105H143V103L140 105V103L138 102H133V101H131V102H133L134 103V105H136V104H138V111H140L141 113H143L144 115L145 114H149V112L147 113L146 112V110H148L149 108L147 107V105H148V103H149V101H152V102H150V103H152V104H154V107L156 108L157 107V110L156 109H154L153 110V108H152V110H153V112H152V114L155 112V110L156 111H158L157 112V114L156 115H152L151 113V115H149L148 116V118H146L145 117V119H142L141 120V118H140V116L142 115V116H144L143 114H140L139 112H137V113H135V111H137L135 108H137V107H133V110L135 109V111H133L134 112V114H137V119H139V121H140V123L138 122V120L137 119H135V115H133V116H135V117H133V119H135V122L137 121L138 123H139V125H142V124H145V126L147 127V126H150V124L151 125H153L154 123H155V121H157V119L156 118H161L160 119V121L161 122H163V121H165V118H166V116H165V114L167 115V118H166V120L167 119H169V120H167L168 121V123H167V121H166V123L165 122H163L162 124L163 125H161V126H163V129L161 128V126H159V128L157 129V128H154V127H156L155 125H157L158 126V122L159 123H161L160 121H158V122H156L155 124H154V126L152 127V128H154V129H152L151 127H149V128H151V129H149L148 127H147V129L144 127H142V128H140V126H135V125H138V123L136 124H134L133 123V125H130V122L129 121H133L134 122V120H128L127 121V117L129 116H126V115H124V113H121V112H125L126 114H128V112H126V111H128V106H127V104L130 102L129 100V96ZM208 95H211L212 97L213 96H215V97H217V99H215V100H219V102L220 103H223V104H220V106H223L227 101L226 100H230L228 103V105H232V108L234 107L235 109H238L239 111H241L242 113H240L238 110V112L234 109V112L236 111V115L235 114H233V109L231 108V105L230 106H228V107H230L229 109H232L231 110V112H232V116H230L231 114L229 113L230 112V110L228 109V107H227V109L226 108H224L225 107V105L223 106V107H220V108H216L217 106H219L218 105V103H217V101H215L216 103H217V105L214 103V102H212L213 101V99L210 97V96H208ZM248 95H250V96H248ZM251 95L253 96L252 97V99L250 98L251 97ZM259 95V96H258ZM11 96H15L14 98H16V99H13V97H11ZM38 96V95H37ZM218 96H219V99H218ZM223 96V97H222ZM9 97H11V99L14 101H12ZM21 97H23V96H21ZM87 97V98H86ZM126 97V98H125ZM138 97V98H137ZM171 97V98H170ZM179 97V98H178ZM220 97H222V98H220ZM118 102V100H119V102H118V104L120 103V101H121V99L123 100V102H124V100L125 99H127L126 100V103L124 102H122L123 104H120V105H123V106H121V110H118L119 108H116L117 106V104L116 105H114L115 103H114V99ZM142 98V99H141ZM258 98V99H257ZM62 99H61V101H62ZM70 99H71V97H70ZM84 99H86L85 101H84ZM88 99V100H87ZM147 99V100H146ZM169 99V101L168 102H170V100H171V103H168L167 102V100ZM221 99H223V102H222V100ZM244 99V100H243ZM258 100V102L260 101V103L259 104H262L261 106H259L258 105V102H257V100ZM12 101L13 102V105H12V103L10 102V101ZM46 99L44 98V101H45ZM178 100H180V101H178ZM211 100V102H210V104H209V102L208 101H210ZM232 100V101H231ZM246 100V101H245ZM2 101H0V102H2ZM21 101H23L22 102V104H19V103H21ZM72 101V100H71ZM74 101H75V103L76 104H74ZM135 101V100H134ZM226 101V102H225ZM236 101V102H235ZM251 101H252V103H251ZM25 102V104H23ZM81 102H84V103H80ZM116 102V103H117ZM232 102V103H231ZM244 102V103H243ZM33 104V106L34 105H37L38 103V106H35V108L33 107V106H31V105H29L30 106V109L28 108V105L27 104ZM46 103H47V101H46ZM63 103H65V101L63 102ZM114 103V104H113ZM133 103H132V105H133ZM180 103V104H179ZM18 104H19V106H18ZM88 105V106H86L85 107V109H87L86 111H85V109H84V107H83V105ZM125 104V105H124ZM152 104H149V105H151L152 106ZM168 104V105H167ZM213 104L214 105H216L215 107H214V109L212 108L213 107ZM244 104H246V105H244ZM3 105V104H2ZM22 105L23 106H26L27 105V109L28 110H30V111H28L27 109H26V107H23V108H25L26 109V114H24L23 113V110H24V112H25V109H21V107H22ZM74 105L76 106V105H78V106H76L77 108H75L74 107ZM129 105V107H130V105H131V103H129L128 104ZM131 105V106H132ZM139 105H140V107H139ZM173 105H174V107H176L175 109H174V111H173ZM211 105V106H210ZM234 105V106H233ZM14 106L15 107H18V108H15V111H17V113H20V116H19V114H18V116L16 115L17 113L16 112H14ZM53 106H55V105H53ZM52 106V107H53ZM119 106V105H118ZM126 106H127V108H126ZM137 106V105H136ZM143 106H146V107H144L145 109H143ZM210 106V107H209ZM227 106V105H226ZM33 107V108H32ZM51 107V108H52ZM123 107V108H122ZM142 107V108H141ZM158 107H159V109H158ZM170 107V109H169V111H168V108ZM207 107H209V108H211L212 110H208V111H206V109H208ZM242 107H244V108H242ZM78 108H80V109H78ZM148 108V109H147ZM224 108V109H223ZM260 108V109H259ZM17 109H19V112H18V110ZM21 109V110H20ZM43 109V108H42ZM41 109V110H42ZM48 109H46L47 111H50V110H48ZM56 110H57V107L55 108ZM54 109V110H55ZM59 109V108H58ZM127 109V110H126ZM244 109V110H243ZM36 110V111H35ZM53 110V109H52ZM55 110V111H56ZM81 112H80V111ZM126 110V111H125ZM130 110V109H129ZM142 110H145V111H142ZM151 110V108H150V112L152 111ZM176 110H178V111H176ZM221 110V111H220ZM243 110V111H242ZM245 110H247V111H245ZM256 110V111H255ZM47 111H46V114H49V112L47 113ZM74 111H77L78 112V115H79V118H78V116H77V112L75 113ZM83 111H85V112H83ZM120 111V113H118ZM131 111H132V109H131ZM167 111V112H166ZM183 111V112H182ZM245 111V112H244ZM250 111V112H249ZM254 111V112H253ZM22 112V113H21ZM30 112V113H29ZM36 112V114L38 115V116H40V118H39V120L42 122V124L40 125V122H37V121H34V122H31V120H34L33 118L34 117H36L35 119L37 120L38 119V116L36 115L35 116V113ZM66 112H67V110H66ZM80 112V113H79ZM220 112V113H219ZM260 112H262L261 114H260ZM13 113H16L15 115V117L13 116L14 114ZM33 117H30L31 119H29V114ZM51 113V112H50ZM74 113L76 114V116H74ZM170 113H171V116H169L170 115ZM173 113V114H172ZM176 113L177 114H179V116L180 117H178L177 115H176ZM183 113H184V115H183ZM239 113V114H238ZM245 113H246V116H245ZM250 113V114H249ZM253 113H257V114H254V117H253V119H254V122L252 121V114ZM23 114H24V116H23ZM83 114V115H82ZM123 114V116L124 117H122L121 115ZM129 114L131 115V112L129 111ZM139 114H140V116H139ZM155 114V113H154ZM169 114V115H168ZM180 114H182V115H180ZM217 114H221L220 115V117H217ZM222 114H224V115H222ZM225 114H226V116H227V118L228 117H230V118H226L225 117ZM238 114V115H237ZM241 114V115H240ZM8 115V116H7ZM11 117H10V116ZM87 115V116H86ZM89 115V116H88ZM131 115V116H132ZM173 115H175L178 119H176V117L174 118V117H172ZM234 115L235 116H237V118L239 117L240 119L238 120L237 118H235L236 120H237V122L239 123L240 122V120H242V121H244L243 120V118H245V121L243 122V123H239V128H238V126L236 127V128H234L237 124H236V120L234 119ZM261 115V116H260ZM43 116V115H42ZM126 116V117H125ZM139 116V117H138ZM156 116V117H155ZM168 116L170 117V118H168ZM181 116H184V117H182L181 118ZM215 116V117H214ZM222 116V117H221ZM240 116H242V118L240 117ZM248 116V117H247ZM18 117V118H17ZM23 117L24 118H26V119H24L25 121H27V123H24V120H23ZM152 117H154V119H156V120H154ZM165 117V118H164ZM186 117H188L187 119H186ZM226 118V120L224 119V118ZM51 118V119H52ZM56 118H58V119H56ZM73 118V119H74ZM84 118H85V120H84ZM91 120H90V119ZM128 118H130V117H128ZM149 118H151V119H153L154 120V122L152 121V123L151 122H149V121H151ZM158 118V119H159ZM172 118H174L175 120H172ZM186 120H184V119ZM190 118V119H189ZM217 118H219V120L217 119ZM232 118V119H231ZM246 118L248 119V123H246L247 121H246ZM18 119H20V121L21 122H19V120ZM79 119V120H80ZM148 121H147V120ZM181 119V120H180ZM182 119H183V122H182ZM231 119V120H230ZM38 120V121H39ZM49 120V119H48ZM53 120H51V121H53ZM62 121L64 120L63 118L61 119ZM60 120V121H61ZM84 120V121H83ZM171 120V121H170ZM176 120H178V122H176V124H174L175 123V121ZM180 120V121H179ZM189 120V121H188ZM228 120H230V121H233L234 120V122H228ZM6 121V122H5ZM61 121V122H62ZM144 121H146V122H144ZM174 121V122H173ZM256 121V122H255ZM28 122L29 123H33V124H35L36 125V123H37V125H40V126H38V127H41L42 125L43 126H46L45 127V129H43V128H38L39 130L37 131V125L36 126H34V127H31L32 125L31 124H29L28 126H25V125H27L28 124ZM64 122V121H63ZM67 122V121H66ZM83 122V123H82ZM87 122V123H86ZM127 122H129V124L127 123ZM190 122H192V123H190ZM226 122V123H225ZM255 124L254 126L252 125L253 123ZM6 123H7V125H6ZM119 123V124H118ZM188 123H190V124H188ZM17 125V126H15V125ZM25 124V125H24ZM65 124H68V123H65ZM64 124V125H65ZM121 124V125H120ZM131 124H132V122H131ZM147 124H149V125H147ZM164 124H165V127H164ZM173 125V127H175L177 124V127H175V128H177L178 130H176L175 128V130L177 131V132H179V135H180V132H181V135H182V133H183V131L185 132V131H187L188 129V134H187V132H185L188 136H191L192 137V135H193V137L191 138V139H193V140H191L188 136V140L189 141H186L187 140V138L185 137V133L183 134V136H181V137H179V135H178V133H177V136L176 137H179L180 138V140L179 139H176L175 138V136H173V134L175 135V131L173 132V129H172V131H170V127H171V125ZM180 124V125H179ZM213 124V125H212ZM217 124H219V126L217 125ZM223 124V125H222ZM245 124H247V126L246 127H248L247 129L246 128H244L245 126ZM249 124V125H248ZM6 125V126H5ZM21 125V126H20ZM63 124H61L60 125V127H62L63 129L65 128V126H64ZM85 125V126H84ZM119 125V128L121 127V129H123V131L122 130H120V129H118V126ZM167 125L169 126V127H167ZM189 125H190V127L191 128H189ZM252 125V126H251ZM262 125V126H261ZM18 126H20L19 128H23L22 129V131H24V132H21V130L19 129V131L20 132H18V131H16V133H15V130H17V128H18ZM31 128H30V127ZM77 127V129L79 130V132L81 131V132H83L81 135H78L79 134V132H78V130L76 129V127ZM122 126H126L125 127V130H127V128L129 129V130H127L128 131V134H127V137H123L121 134H123L124 133V128H122ZM242 126H244V127H242ZM15 127H16V129H15ZM24 127H26V128H24ZM27 127L29 128V131L31 132L30 134H29V131L27 130ZM59 127V130L61 129ZM134 127H135V134H137L138 135V140H137V135H135V137L133 136V135H131V137L133 138L134 137V139H135V141L137 142V143H140L144 138V140L142 141V145L140 146V144H137L136 142V147H133V145L135 144L134 143V140L133 139H131V142L133 143V145H132V143L130 142V138H129V135L130 134H132V133H134ZM252 127V128H251ZM13 128H14V130H13ZM34 128H36L35 130H34ZM86 128H88V129H86ZM117 128V129H116ZM140 128V129H139ZM161 128V131L163 130V132H159V129ZM167 128H168V130H167ZM172 128V127H171ZM180 128V129H179ZM238 128V130H240L242 133H238L239 131L238 130H236ZM241 128V129H240ZM242 128H244V129H242ZM0 129H1V127H0ZM1 129V130H2ZM24 129H26V130H24ZM32 129H33V131H35V133H34V135L35 134H39L40 135V133L39 132H41V134L43 135V136H40V137H38L37 135L35 136V138H37V139H39V141H40V143L41 142H43V143H41V144H37L36 143V141H35V143H34V145H32L31 144V142H32V139H31V137L32 138H34V135H33V133H32ZM53 129H55V128H53ZM58 129V127L56 128V130ZM80 129H82V130H80ZM155 129L158 131V133L159 134H165L164 136H170L172 133V136H170L171 138L172 137H174V138H172V140L171 139H169V137L168 138H166V139H168V140H171V142L172 143H170V142H168V140H166L165 139V137H164V139H165V141H163L162 139L163 138H159V137H161V136H159V137H157V131H155ZM165 129H166V131H165ZM185 129V130H184ZM191 129H193L195 132L192 134L191 133ZM258 129H259V131H258ZM264 129V127L262 128V130ZM41 130H45V131H47V134L48 135H54L55 137H53V140L55 141H58V142H56L55 141V144L56 145H54V141L51 143V140H48L47 138H49L50 136H48L47 137V135H46V132L45 133H42V131ZM55 130V131H56ZM65 130V129H64ZM77 130V131H76ZM89 131L88 133L86 132V131ZM116 130H117V132H116ZM142 130V131H141ZM8 131V132H7ZM14 131V134L16 135L17 133H18V135H19V133L21 134V135H23L22 133H26V131L28 132V134L29 135H31V137H29L28 136V134L26 133V137H27V139L26 138H24L25 137V135L22 137L21 135H20V137L19 138H23V139H20L21 140V142H20V140H17L18 139V135H16V136H13L14 134L12 133ZM71 131V132H70ZM123 133H122V132ZM138 131H140L141 133H140V135L137 133ZM168 131V132H167ZM235 131L237 132V134H238V138L240 139V138H242V139H240L241 140V143H238L239 142V140H238V142H237V139H235L236 137L235 136H237L236 135V133H235ZM12 133V135H11V133ZM61 132H64V131H61ZM80 132V133H81ZM126 132V131H125ZM132 132V133H131ZM172 132V133H171ZM193 132V131H192ZM74 133V134H73ZM77 134V137H76V134ZM86 133V134H85ZM168 133V134H167ZM170 133V134H169ZM55 134H57V135H55ZM65 133L64 134H61V135H66ZM85 135V137H86V139H87V141H85L86 139H84V135ZM125 135L124 136H126V133H124ZM158 134V135H159ZM191 134V135H190ZM242 134V137H240V135ZM243 134H245V135H243ZM10 135H11V137L13 136V138L12 139H14V138H16L15 140L18 142V143H16V142H14V143H11L12 141H14V140H12L11 138H10ZM73 135H75V136H73ZM83 135V136H82ZM87 135V136H86ZM99 135V136H98ZM117 135H120V136H117ZM235 135V136H234ZM262 137H264V131L262 132ZM52 136H51V139H52ZM81 137L82 139H79L78 137ZM90 136V137H89ZM140 136V137H139ZM245 136V137H244ZM42 137L44 138L43 139V141H41L40 139H42ZM45 137H47L46 138V140H48V141H46L45 140ZM95 137V139H92V138H94ZM99 137V138H98ZM141 137H143V139L140 141V139H141ZM182 137H185V138H182ZM235 137V138H234ZM261 137V136H260ZM8 138H9V140L11 139L12 141H9L8 140ZM28 138H30L31 139V142H30V144L32 145H27V144H23L22 143V141L24 140V139H26V140H28ZM34 138V139H35ZM61 138H62V141H61ZM76 138H78L77 139V141H76ZM89 138H90V140L92 139L94 142H95V144L96 145H99V146H96V149H98L97 150V152L96 153H99L100 151L102 152H100L101 154H96L95 153V151L96 150H94L93 151V149H95L94 147L95 146H93V148L92 149H89V148H91V145H93V143H89V146L87 147L86 145H88V142H89ZM109 138V139H108ZM123 138H125V139H127L126 141L125 140H121V139H123ZM147 138L149 139L147 142H145L146 140H147ZM151 138H155L154 139V141L151 139ZM157 138H158V140L159 139H161V140H159L160 141V143H161V141H162V143L160 144L159 143V141L157 140ZM184 139L183 140V142L185 141L186 143H188V145H189V147H187L186 146V143H184V145L187 147V148H189L188 150L190 151V152H193L194 154L192 155V153H190V152H187V151H185V149L182 147V145L183 144H181V147H182V149H181V147H179L180 145L178 144L179 142H182V139ZM244 138V139H243ZM37 139H35V140H37ZM151 139V140H150ZM173 139H174V141H173ZM186 139V140H185ZM247 141H246V140ZM26 140H24V141H26ZM59 140H60V142H59ZM81 142H83L82 140H84L85 141V145L83 144V143H79L80 141ZM91 140V141H92ZM178 140V143H176V141ZM29 141V140H28ZM39 141H37L38 143H39ZM71 141V142H70ZM79 141V142H78ZM92 141V142H93ZM96 141L98 142V144L96 143ZM123 141H125V143L127 144H124L123 143ZM151 141V142H150ZM157 141V144H155V142ZM237 143H236V142ZM10 142V143H9ZM66 142V143H65ZM74 144H73V143ZM147 143L148 144V146H147V144H144V143ZM153 142V143H152ZM166 142V143H165ZM169 144H171V145H168L170 148H174V149H171L170 151L168 150V149H170L168 146H167V144L168 143ZM182 142V143H183ZM190 142L192 143V146H194L195 145V148L193 149V147L192 146H190L191 144H190ZM243 142H245V143H243ZM26 143H27V141H26ZM61 143H62V145H61ZM66 145H65V144ZM78 143L79 144H82V148H79V153H78V149H77V146H78ZM175 143V144H174ZM57 144H60V146H59V149H58V146H57ZM64 144V145H63ZM129 144L130 145H132V146H130L129 147ZM146 145L145 147H144V145ZM151 144V145H150ZM159 144V145H158ZM164 144H165V147H163L164 146ZM177 144V145H176ZM9 145H12V146H9ZM39 146L40 147V155L42 154V155H45L46 154V152L44 151V150H48V149H50L51 147L50 146H52V145H54V146H52V148L50 149V151L54 154L55 153V151L56 150H58V152L56 151V159H55V161H53V155L51 154V155H49V153H51V152H49L48 153V155L46 156V158H44V156L43 157H41V160L40 159H38L39 161V163L37 162V160H36V157L38 158L39 156L37 155L38 153L37 152H39V150H35V149H38V148H35L34 149V146ZM46 145H47V147H46ZM48 145H50L49 147H48ZM77 145V146H76ZM153 146V147H150V146ZM157 145V146H156ZM175 145V147L177 148H179V150L178 149H175V147H171V146H174ZM183 145V146H184ZM238 145V146H237ZM246 145V147H244ZM28 146V149L30 150L29 152H30V154H31V158H30V160L32 159V165L31 166H34L33 164H35V167L33 168V169H36V172L38 173V168H36V163L37 164H39L40 165V163H41V165L40 166H42V168L44 169H42L43 171H44V173H43V176H44V178H46V177H48V176H46V175H49V177L51 176V178H48L49 180L51 179V181L49 182V183H52L53 182V184H49L48 182V184L49 185H47L46 184V182H45V186H46V189L44 188V190H47L46 192L48 193V195H49V197H48V195H47V193H45V195H43L44 193H39V192H43V191H40V190H42L43 188L41 187V186H38L40 183L39 182H41L40 180V178L39 177H42V174H41V176H38L40 173H41V171L39 172V174L37 175V173L36 172H34L35 174L33 175V173L32 172H30V170L31 171H33V169H30V167H29V169L25 166V161L24 160H26V158H27V156H26V158H23V157H21L22 156V154L21 155H19L20 154V152H22V153H24L25 151H23L24 149H26V147ZM57 146V147H56ZM79 146V147H80ZM135 146V145H134ZM138 146V147H137ZM159 146V147H158ZM162 146V147H161ZM238 148H237V147ZM263 146H264V138H263ZM22 147V148H21ZM31 147V148H30ZM33 147V148H32ZM45 147V148H44ZM62 147V148H61ZM99 147V148H98ZM132 147L134 148V150H132ZM139 147H143V148H149L148 149V151L146 150V152H144V151H142V149L143 148H141V150L139 149ZM198 147V148H197ZM199 147H200V149H199ZM202 147V148H201ZM239 147H240V149H239ZM1 148H2V150H1ZM15 148V149H14ZM24 148V149H23ZM48 148V149H47ZM54 148V149H53ZM86 149V151H88V149H89V153H91L92 155H96V158H94V159H98V160H102V161H99V163H96V161L94 162V161H92V160H94L93 159V157L94 156H92V160L90 159V164H89V162H88V160H84V159H81V157H83V155L85 156L86 155V152H85V149ZM88 148V149H87ZM155 148V149H154ZM159 148L161 149L160 151H158L159 150ZM167 149V151H169V153H170V156H173V157H170L168 154V152L166 151V149ZM206 148V149H205ZM11 149V150H10ZM19 149V150H18ZM23 149V150H22ZM28 149L26 150V152H27V154L28 155H30L29 154V152H28ZM32 149V150H31ZM56 149V150H55ZM144 149V150H145ZM156 150V151H152V150ZM199 149V150H198ZM241 149H242V151L244 152H242L241 151ZM36 151V153H35V151ZM84 151L85 152V154L82 152V153H80L81 151ZM103 150V151H102ZM162 150H165V154H164V151H163V156L161 155L162 154ZM176 152L177 150H178V152L176 153L177 154V156H179V159H180V156L182 155V153L184 154V152H183V150L185 151V153L187 152V153H190V155H192L193 157H191L190 158V156H189V154L187 155V153H186V155L184 154V156H186V157H188V158H186V162H183V161H185V159L183 158L182 159V156H181V159L182 160H180L181 162H178L177 161V159H178V157H176V155L174 156V154H175V152ZM187 150V149H186ZM192 150H195V151H192ZM201 150V152H199ZM247 150V151H246ZM19 151V153L17 154V152ZM42 151H44V153L45 154H43L42 153ZM71 151V152H70ZM72 151L74 152V154L72 153ZM95 153H93V152ZM134 151V152H133ZM140 151H142V152H140ZM149 151L150 152H153V153H149ZM172 151V152H171ZM197 151V152H196ZM5 152H7V151H4V154H5ZM65 152V153H64ZM68 154H67V153ZM132 154H131V153ZM148 152V153H147ZM159 154H158V153ZM161 152V153H160ZM207 152V153H206ZM243 154H242V153ZM70 153V154H69ZM143 153H146V155L145 154H143ZM173 153V154H172ZM196 153V154H195ZM200 153V156H198V154ZM205 153L207 154V155H205ZM214 153H215V155H214ZM1 154H0V157H1ZM76 154V155H75ZM91 154H89L90 156H91ZM154 154V155H153ZM167 154V155H166ZM35 155H37L36 157H33V156H35ZM88 154L85 156L86 158H88V156H89ZM98 155H99V158H98ZM101 155V156H100ZM102 155H103V157H102ZM196 155V156H195ZM209 155V157H207ZM52 158L51 160L54 162V165L55 166H53V165H49V164H47V162L49 163V161H51V160H49V161H47V158H50V157ZM81 156V157H80ZM89 156V157H90ZM152 157V160H151V158L150 157ZM155 156V157H154ZM198 156V157H197ZM207 158V159H209L208 161H207V159L205 158V157ZM6 157V158H5ZM29 157V156H28ZM80 157V158H79ZM85 157H83V158H85ZM170 157V158H169ZM174 157H176L175 159H173ZM196 159H195V158ZM199 157H200V159H199ZM210 157H212V158H210ZM215 157H218L217 159L215 158ZM4 158V159H3ZM34 158H35V161H34ZM77 158H79V159H81L80 161H78V159ZM103 158V159H102ZM150 158V159H149ZM157 159V162L158 163H156V160L155 159ZM164 158H165V160H164ZM168 158V159H167ZM6 160V161H9V160ZM24 159V160H23ZM108 159V160H107ZM167 159V160H166ZM189 159H190V161H191V159H192V161L191 162H189ZM200 160V161H197V160ZM202 159H204V160H206V161H202L201 162V160ZM4 160V161H5ZM15 162H14V161ZM128 160H130V161H128ZM149 160V161H148ZM153 160H155V161H153ZM171 160V161H170ZM212 160H214L213 162H211L210 163V161H212ZM24 161V162H23ZM27 161V160H26ZM52 161H51V163H52ZM106 161H108V162H106ZM132 161H134V162H132ZM151 161V162H150ZM224 161V162H223ZM28 162V161H27ZM26 162V163H27ZM45 162V163H44ZM74 162H76L75 163V165H74ZM94 162V163H93ZM98 162V161H97ZM103 162V164L101 165V171H100V164ZM155 162V163H154ZM199 162H201V163H199ZM205 164H204V163ZM208 162H209V164H212L213 163V165H212V167L214 166V168L212 169V168H210L211 167V165H209L208 164ZM227 164H226V163ZM0 163H1V160H0ZM30 163V162H29ZM43 163V164H42ZM56 163V164H55ZM78 163H79V165H78ZM96 163V164H95ZM131 163V164H130ZM150 163V164H149ZM165 163H166V165H165ZM173 163V164H172ZM194 163V164H193ZM203 163V164H202ZM70 164L71 165H74L75 166V168H74V170L76 169L77 170V172H74V170H71V166H70ZM94 164V165H93ZM133 164V165H132ZM136 164V165H135ZM149 164V165H148ZM168 164V165H167ZM182 164V165H181ZM191 164H193V165H195L196 167H198V168H195L194 166H192ZM199 164H200V166L202 167V168H199ZM209 165L208 166V168L207 167H205V165ZM27 166H28V164H26ZM46 165V167H44ZM56 165H59V166H56ZM67 165V166H66ZM69 165V166H68ZM129 165H130V168H134V167H136L135 169H137L138 168V170L136 171V170H134V169H130L129 168ZM133 167H132V166ZM138 165H140V167L141 168H139V166ZM190 167H188V166ZM206 165V166H207ZM227 165V166H226ZM14 166V167H13ZM23 166H25L24 168H23V170L21 169V167H23ZM38 166V165H37ZM49 166H51L50 167V170H49ZM53 166V167H52ZM67 167L66 169L68 170H66V169H64V167ZM74 166H72V167H74ZM76 166H77V168H76ZM142 166L144 167V168H146V170L144 169V171H140V170H142L143 168H142ZM187 166V167H186ZM225 166V167H224ZM6 167V168H5ZM39 167V166H38ZM63 167V169L61 170L60 168H62ZM94 167H95V169H94ZM99 167V168H98ZM173 168V169H171V168ZM184 167H186V169L187 168H189V169H187L186 171H185V168ZM203 167H205L206 168V170L203 168ZM223 167V168H222ZM41 167H39V169H40ZM55 168V170L58 168L59 170H58V172L60 171L61 173H62V171H63V175L64 176H62V174L61 175H59L58 174V172L57 171H55V170H53ZM69 168V169H68ZM90 168H91V170H90ZM147 168H149V169H147ZM150 168H152V172H153V174L154 175H151V171H150ZM174 168H175V170H174ZM226 168V169H225ZM247 168V169H246ZM24 169H28L29 170V172H28V176L30 175L29 173H31L32 175H30L29 177H27V171H25ZM47 169V170H46ZM73 169V168H72ZM93 169V170H92ZM184 169V170H183ZM204 169V170H203ZM208 169L209 170H211V171H208ZM219 169H220V171H219ZM228 169V170H227ZM17 170V171H16ZM48 170H49V172H50V174H49V172H48ZM52 170H53V172H52ZM66 170V172H69L70 170L72 171V173L70 174V172H69V174H70V178L71 179H73L72 181L73 182H70L71 180H70V178H69V174H67V173H64V171ZM104 170H106V171H104ZM168 170H166V171H168ZM191 170H193V171H191ZM215 170V171H214ZM47 173H46V172ZM130 171H136V174L138 173V171H140V173H144V174H146V173H148V175L147 176H149L148 178L150 179V177H151V179H150V181H152L153 183V188H155V192H153V189H151V188H149L148 189V187H149V180L147 179V176L146 175H143V176H146L145 178H143V180L145 179V181H144V183H142V182H140V183H142L143 184V186L145 187L146 185H147V188L145 187V188H143V186L141 185V187L139 186V181H141L142 179H140L139 180V176H140V178H142L141 176L142 175H136L137 177H135V178H133V176H131L132 174H134L133 172H130ZM150 171V172H149ZM179 171L180 172H182V174H180L179 173ZM184 171V172H183ZM195 171V172H194ZM247 171V172H246ZM4 172V173H3ZM57 172V173H56ZM89 172H90V174H89ZM108 174H107V173ZM146 172V173H145ZM215 172V173H214ZM219 172V173H218ZM223 172V173H222ZM52 173V174H51ZM75 174V176H74V174ZM105 173V174H104ZM130 173H132V174H130ZM139 173V174H140ZM156 173V174H155ZM222 173V174H221ZM5 174L7 175V177H6V179H10V178H13L12 180L15 182V180H16V183H17V185H15L14 183H13V187L11 186V182H13L11 179V182H10V180L8 181H6L5 179H4V177H5ZM19 174V175H18ZM45 174V175H44ZM66 174V175H65ZM83 174H86V176H87V174H88V176L87 177H85V175H84V177L82 178V180H83V183L81 184L80 182H81V180H80V177H82L83 176ZM200 174H202V175H200ZM207 175V174H210L209 175V177H210V179H212V183L215 181L216 183L217 182H222L221 183V185L224 187L225 185H227V187L226 188H221L220 187V183H218L217 184V186L219 187V188H221L220 190L223 192V191H225V192H223L222 194V196H224V194L226 195V194H228V193H232L233 194V196L231 197V196H229L230 194H228V196L229 197H231V198H233L232 200L233 201H231V198H230V201H231V203H233V204H231L230 202H229V200H228V196L226 197V196H224L223 198L224 199H220L219 197H216V193H220L221 191L219 190V191H217V189L215 188L214 189V187H217L216 185L214 186V187H212V183H211V181H208V176H206L205 177V175ZM212 174V175H211ZM224 174V175H223ZM9 175V176H10ZM38 177H37V176ZM58 175H59V177H58ZM72 175V176H71ZM104 175H105V177H104ZM151 175V176H150ZM191 175V176H190ZM36 176V178H34V177ZM46 176V177H45ZM53 176V177H52ZM66 176H68L67 177V180H66ZM154 176H157V177H159V178H162V179H160L159 180V178H157L158 179V181L160 182H157V183H155L156 182V178H154ZM178 177L177 179L179 180L180 178L182 179H184V182L185 183H187V181H186V179L183 177V175L181 176V177ZM247 176H249L250 178H248ZM153 177V178H152ZM14 178H15V180H14ZM27 178H29V180H31V179H33V181L35 180V181H37V180H39V181H37L38 183H36V184H38L37 186H38V188H36L35 187V185L33 186L32 185V187H35L34 189H39L40 187L42 188V189H40L38 192L36 191V192H34V193H36V195L38 194V198L39 199H41L40 197H39V195H41V197H42V195H43V197H42V199H43V201H46V199H47V202H49L50 204H47L46 206H44V208L43 209H40L39 207H41V206H43V201H42V199H41V202L40 201H38L39 199L38 198H36V199H38L37 200V204H42V205H38L37 207H36V209L37 208H39L40 210H41V212L39 211V209L38 210H36L35 211V204L36 203H34V199H33V196H36L34 193H32L31 194V192H33V191H31L30 192V196H32V199H33V202H32V200H31V197L29 198H27V194H28V192L30 191V188H31V190H33L32 189V187H31V184H30V182L32 183L33 181L31 180L30 182L27 180ZM39 178V179H38ZM43 178V177H42ZM43 178V180L45 181V179ZM60 178V179H59ZM193 178V179H192ZM228 178H230V179H228ZM37 179V180H36ZM60 181V182H63V183H60V182H57L58 180ZM61 179H62V181H61ZM134 179V180H133ZM139 180V181H136L135 182V180ZM146 179L148 180V184L146 183L147 181H146ZM154 179V180H153ZM156 179V180H155ZM197 179V178H196ZM195 179V180H196ZM209 179V180H210ZM218 179H220V180H218ZM49 180H46V181H49ZM53 180V181H52ZM57 180V181H56ZM64 180V181H63ZM69 180V181H68ZM93 180V181H92ZM178 180H176V181H178ZM34 181V182H35ZM180 181V180H179ZM189 181H188V183H189ZM229 181V182H228ZM21 182V183H22ZM27 182H29V188L27 187V185L26 184H28ZM33 182V184H35ZM69 184H68V183ZM93 182L95 183V184H93ZM138 182V186H139V189H141V190H139L138 189V193L139 194H141L140 195V197H142V196H144V198L147 200L148 198H147V195H149V196H152L153 197V199H154V203H153V201H151V199H152V197H149V198H151L149 201H151V203H153L152 205L153 206H155L154 207V209L150 206V204H149V202L148 203H143V202H146L145 201V199H143V197L141 198L142 200H141V202L142 203H140V204H143V205H139V203L137 202V201H139V200H137L136 201V199H140V197H138L139 195L138 194H136L137 193V187H136V183ZM161 182H163L162 184H161ZM196 182L198 183V182H201V181H199L198 179L196 180ZM201 182V183H202ZM207 182V183H206ZM211 183L210 185V187H209V183ZM214 182V183H215ZM247 182V183H246ZM10 183V184H9ZM26 183V184H25ZM42 183H44V182H42ZM41 183V185L43 186V187H45L43 184ZM58 183H60V186L58 185ZM108 183V184H107ZM116 183V184H115ZM155 183V184H154ZM179 183V182H178ZM180 183H181V181H180ZM205 183V184H204ZM231 183V184H230ZM19 184V185H18ZM79 184H81V186L82 187H79V189L77 188V186H80ZM150 184H151V182H150ZM224 184V185H223ZM14 185L15 186H17V187H14ZM205 185H207L209 188H211L210 190H209V188L207 187V186H205ZM233 185V186H232ZM254 185V186H253ZM67 186V187H66ZM86 186V187H87ZM235 186V187H234ZM239 186V187H238ZM27 187V188H26ZM52 187V186H51ZM158 187V188H157ZM233 187V188H232ZM247 187V188H246ZM248 187H250L251 189H249ZM256 189V190H254V188ZM69 188V189H68ZM73 188V187H72ZM88 188H89V190L91 189V186L89 185L88 186ZM157 188V189H156ZM162 188V189H161ZM167 188V187H166ZM212 188H213V190L215 191L216 190V192H215V194H212L214 191L212 190ZM245 188H246V190H245ZM26 189H27V196H24L25 194L24 193H26ZM29 189V190H28ZM60 189V190H61ZM134 189H136V190H134ZM145 189H147V192H149L148 190H151V192H153V193H155V194H157V192H156V190L158 191V194H161L162 196H160V195H158V196H160V197H158V196H156V195H154L153 196V193H151V192H149V194L146 192V190ZM159 189H161V190H159ZM207 189V190H206ZM51 190H52V188H51ZM54 190V189H53ZM60 190H59V193H61L60 192ZM95 190V192H97ZM173 190V189H172ZM171 190V191H172ZM229 190V191H228ZM249 190H251L250 192H249ZM18 191H20V192H18ZM35 191V190H34ZM56 191V193L58 192V189L57 190H54V192ZM62 191V190H61ZM63 191H64V189H63ZM88 191V190H87ZM134 191H136V193L134 192ZM141 191H145V192H141ZM160 191H162V193L160 192ZM167 191V192H166ZM170 191V192H171ZM174 191V190H173ZM208 191H210V192H208ZM211 191H213V192H211ZM226 191L228 192V193H226ZM23 193L22 195L24 196V198H23V196L22 195H19L18 193ZM50 192V193H49ZM141 192V193H140ZM160 192V193H159ZM164 192H166L165 194H163ZM169 192V193H170ZM239 194H238V193ZM254 192V193H253ZM64 193V192H63ZM66 193V192H65ZM207 193H209V194H207ZM219 193L217 194V196H219ZM236 193V194H235ZM248 193V194H247ZM34 194V195H33ZM144 194H146V196L144 195ZM151 194V195H150ZM174 194V195H173ZM221 194V193H220ZM254 194H255V196H254ZM53 195V194H52ZM59 194L57 193V195L55 196V194H54V196L55 197H57ZM98 195V196H99ZM171 195H173L175 198L177 197L178 198V196H176L177 194H175V193H170V195L169 196H171ZM208 195V196H207ZM214 195H215V197H214ZM22 196V197H21ZM68 195H66V197H67ZM156 196V197H155ZM221 195H220V197H222ZM237 196V197H236ZM261 196V197H260ZM21 197V198H20ZM37 197V196H36ZM65 197V198H66ZM122 199H121V198ZM158 197V198H157ZM162 197V198H161ZM174 197H173V199H174ZM250 199H249V198ZM52 198V199H51ZM58 198H60V195H59V197ZM68 198V197H67ZM155 198H156V200H158L159 199V201H156L155 200ZM165 198V199H164ZM171 198H172V196H171ZM219 198V199H218ZM227 198V199H226ZM252 198V199H251ZM25 199H30V200H28V203H29V201H31L30 202V204H32V203H34L32 206H34L33 207V209H34V211H35V216H34V218H33V216L31 215L32 213H31V211H27L30 207H32L31 205H30V207H28L29 206V204H27V202H25L24 203V201H27V200H25ZM69 199V198H68ZM68 199H65L66 201H68ZM168 199H169V197H168ZM238 199V200H237ZM244 199L246 200V203L247 204H245V207H244V204L243 203H245V201H244ZM248 199V200H247ZM49 200V201H48ZM70 200V199H69ZM147 200V201H148ZM176 201L174 202V200L172 201V204H179V206L181 207V203H179V201L181 200V199H178V202H177V199H175ZM225 200V201H224ZM227 200V201H226ZM103 201V200H102ZM169 201V200H168ZM167 200L166 201H164V202H166L165 203V206L167 205L168 206V203H170V202H168ZM171 201V200H170ZM255 201V202H254ZM7 203V207H8V209H6L7 207L5 206V204ZM20 202H22V203H20ZM40 202V203H39ZM57 202H59V204H57ZM140 202V201H139ZM158 202V203H157ZM163 202V201H162ZM177 202V203H176ZM181 202V201H180ZM238 204H237V203ZM10 203V204H9ZM68 203V202H67ZM229 203V204H228ZM241 203V204H240ZM9 204V205H8ZM19 204H20V206H19ZM22 204V205H21ZM36 204V205H37ZM119 204H121V206L119 205ZM147 204H149V205H147ZM171 204V203H170ZM170 205V206H168V208H170L171 206H174V207H172V208H170V209H168L169 210V212H171V214H174V212H175V216L173 215V217H181V216H187V213H186V211L182 214V212H181V209L182 208H180L178 205ZM230 204H231V207H232V209L230 208ZM236 204V205H235ZM10 205H12V207L10 206ZM156 205H157V207H156ZM160 205V206H159ZM11 207V209H10V207ZM107 208H106V207ZM175 206H178V208L177 207H175ZM220 207L221 206V208H218V210H216V207ZM240 206V207H239ZM246 206H248V207H246ZM262 208H261V207ZM25 207V208H24ZM26 207H28V208H26ZM55 207V208H54ZM104 207V208H103ZM236 207H238V208H236ZM4 208V209H3ZM47 208V207H46ZM49 208L48 209H44V210H49ZM66 210H65V209ZM85 208V207H84ZM105 208H106V210H105ZM156 208H158V209H156ZM173 208L175 209V210H173ZM180 208V210H178ZM230 208V209H229ZM233 208H234V210H233ZM239 208H240V210H239ZM244 208H246V213L244 214L243 213V215H242V213L241 212H245V209ZM261 208V209H260ZM33 209L32 208H30V210H32L33 211ZM52 209V210H53ZM58 209V210H59ZM63 209H64V211H66V212H63ZM148 209H150L151 211H152V209H153V211L152 212H150V210H148ZM172 209V210H171ZM220 209V210H219ZM242 209H244V210H242ZM258 209H260V210H258ZM43 210V211H44ZM55 210H57V209H55ZM69 210V211H68ZM142 211V214H140V212ZM183 210V209H182ZM233 210V211H232ZM6 211H5V214H6ZM49 211H51V210H49ZM68 211V212H67ZM77 211V210H76ZM138 211H140V212H138ZM177 211H179V212H177ZM184 211V210H183ZM238 211V212H237ZM0 212H2L1 210H0ZM55 212V211H54ZM58 212V211H57ZM80 212H82V211H80ZM80 212H75V213H80ZM83 212H85V211H83ZM82 212V214L81 215H83L84 213ZM110 213V215H108V213ZM229 212V213H228ZM237 212V213H236ZM250 212V213H249ZM3 213V212H2ZM16 213H18V215L16 216ZM31 213V214H30ZM46 213H48L47 215H49V212H46ZM51 213H53V211L51 212ZM56 213V212H55ZM66 213H68V214H66ZM75 213L72 215L71 214V216L68 218V220L66 221L67 223H69L70 225L71 224H75V226L77 227V229H83V232H85L86 231V234L85 235H87V237L84 239H82L81 238V242H78V243H73L74 241L72 240L73 239V236L72 237H69L68 235H58V233H56V235L55 234H51L50 235V237H48L47 239H46V241H50V242H56V241H66L69 245H72V246H80V245H86L87 243L86 242H88V243H90V242H94V240L95 239H99V240H101V241H103L104 240V236H105V234H106V232H104V229H103V226H99L98 224L99 223H96L95 225H94V227H97V228H99L100 230H98L97 231V228H96V230H94V229H92V226L91 225H93L92 223L89 225V226H91V229H90V227H88L87 226V224L86 223H88V222H86L87 221V219L89 220V222L91 221V218H89V217H91V215H90V212L89 211H86L85 212V214H86V216H85V214H84V216L85 217H83L82 216V219H79L78 220V218H74V217H80V215H78V214H76V215H78V216H74L75 215ZM181 213V214H180ZM233 213L235 214V215H233ZM4 213L1 215V217L3 216V215H5ZM30 214V216H28ZM58 214L59 213H56L55 215H54V213L52 214V215H50V217H47V215L45 214V211H44V214L42 213V215H46V216H44V217H46V218H51L50 220L51 221H55L56 219L55 218H57V217H61V215L62 214H60V216H58ZM186 214V215H185ZM190 214V213H189ZM188 214V215H189ZM224 214V215H223ZM226 214L228 215V214H230L229 216H226ZM239 214V215H238ZM241 214V215H240ZM42 215L40 216V215H38V216H40V217H42ZM87 215H88V217H87ZM178 215V216H177ZM217 215V216H216ZM37 216V217H38ZM53 216H56V217H54V218H52ZM141 216H143V217H141ZM217 218H216V217ZM225 216H226V218H225ZM233 216V217H232ZM235 216V217H234ZM237 216V217H236ZM243 216V218H241ZM251 217V220H249V219H246V217ZM16 217H19L20 219H18V221L16 220L15 221V219H16ZM61 217V219H63ZM135 217V218H134ZM141 218V219H139V218ZM172 217V216H171ZM222 217V218H221ZM225 219H224V218ZM81 218V217H80ZM86 219V221L85 220H83V219ZM107 218V219H108ZM233 218V219H232ZM241 218V219H240ZM9 219V220H8ZM49 219H47V220H49ZM52 219H54V220H52ZM59 220L58 221H55V223L56 222H58L59 224H60V226H61V219L60 218H58ZM67 219V217L65 218V220ZM151 219V220H150ZM218 220V223H216V221L215 220ZM50 220H49V222H50ZM81 220V221H80ZM139 220H140V222H139ZM145 220V221H144ZM231 220H232V222H231ZM234 220H236L235 222H236V224H235V226H236V229H232L231 228V224H233V222H234ZM5 221L7 222V225L5 226ZM32 221H33V223H32ZM72 221V222H71ZM77 221V222H76ZM83 221V222H82ZM103 221V220H102ZM138 221V222H137ZM240 221V222H239ZM2 222H0V225H1V223ZM16 222V225L14 224ZM25 222V223H24ZM48 222V223H49ZM61 222V223H60ZM65 221L63 220V224H65L64 223ZM75 222V223H74ZM86 222V223H85ZM234 222V223H235ZM246 222V223H245ZM9 223V224H8ZM12 223V224H11ZM17 223H18V225H17ZM23 223V224H22ZM37 223V222H36ZM55 223H53L52 222V227L53 228H55V229H57V225L55 224ZM84 223H85V225H84ZM148 223H146V224H148ZM238 223V224H237ZM13 224L15 225V227L13 226ZM54 224V225H53ZM69 224H66V225H69ZM77 224H78V226H77ZM82 224V225H81ZM139 225L140 224V226H139V228L136 226V225ZM145 224V223H144ZM142 225V226H144L143 228L145 229V231H146V229L151 225V224H148V225ZM239 224L241 225V227L239 226ZM49 224H47V226H48ZM57 227H56V226ZM69 225V226H70ZM18 226H25V227H22L21 229H20V227L18 228V229H20L19 230V232L21 233V232H23V233H21V235H23V238H21L20 236V233L18 232V229H17V227ZM73 226V225H72ZM145 226H147V228H145ZM225 226H226V229H225ZM235 226L233 225L232 227L233 228H235ZM239 226V227H238ZM3 227V225L1 226V228ZM6 227H7V232H5L6 231ZM10 227V228H9ZM12 227V228H11ZM14 227V228H13ZM49 227V226H48ZM62 227V226H61ZM68 227V226H67ZM66 227V228H67ZM75 227V228H76ZM80 227V228H79ZM82 227V228H81ZM86 229H85V228ZM229 229H228V228ZM8 228H9V230H8ZM49 228H51V226L49 227ZM64 229H66L65 228V225H64V227H63ZM62 228V229H63ZM69 228V227H68ZM67 228V229H68ZM74 228V227H73ZM74 228V231H78V230H76ZM137 228V229H136ZM241 228V229H240ZM3 229V228H2ZM2 229H0L1 231H2ZM17 229V230H16ZM58 229H60L61 230V228L60 227H58ZM72 229V228H71ZM87 229H88V231H87ZM113 229V228H112ZM135 229V230H134ZM228 229V230H227ZM13 230V231H12ZM24 230H26V229H24ZM95 231V232H93V231ZM142 230V229H141ZM232 230L233 231H235V233L234 232H232ZM240 230V231H239ZM11 231V232H10ZM18 233H17V232ZM57 231H59V230H57ZM64 232H66L67 230H63ZM63 231H61V232H63ZM71 231H73V230H71ZM79 231H81V230H79ZM78 231V232H79ZM92 231V232H91ZM106 231V230H105ZM77 232V233H78ZM82 231H81V233H83ZM91 232V233H90ZM96 232H99V233H97L96 234ZM103 232H104V235H103ZM108 232V231H107ZM137 234H136V233ZM144 232V231H143ZM227 232V233H226ZM241 232H244V233H241ZM250 233V234H252L253 236L255 235L256 237H257V241H259L260 242V244H261V246H260V249H258L256 246H253V248H252V242L253 241H251L250 239L248 240L247 238L248 237H246L247 235H246V233ZM0 233V234H1ZM70 233V232H69ZM93 233V234H92ZM141 233H142V231H141ZM229 233V234H228ZM234 233V234H233ZM9 234V235H8ZM70 234H72V233H70ZM69 234V235H70ZM74 234H76V232H74ZM79 234V233H78ZM231 234V236H229ZM20 235V236H19ZM88 235H91V238H93V239H91ZM214 235V236H213ZM240 235V236H239ZM242 235V236H241ZM1 236H2V239H1ZM6 236H8L7 237V239H6ZM68 236V237H67ZM81 236V235H80ZM82 236H84V235H82ZM100 236H102V237H100ZM233 236H236V237H233ZM234 239H233V238ZM50 238V239H49ZM88 238V239H87ZM129 238V239H128ZM241 238V239H240ZM4 239V240H3ZM12 239V240H11ZM4 242H3V241ZM9 240V241H8ZM25 240V239H24ZM27 240V239H26ZM88 240V241H87ZM240 241V243H239V241ZM2 241V242H1ZM8 241V242H7ZM28 241V240H27ZM243 241H244V244H243ZM246 241V242H245ZM50 242H47V243H50ZM25 243V242H24ZM12 245V247H11V245ZM245 244H249L250 246V248L247 246V248H245V247H243ZM8 245H10V246H8ZM19 245V244H18ZM8 246V247H7ZM14 246V247H13ZM10 247V248H9ZM232 248V249H231ZM251 248H252V250H251ZM3 249V250H2ZM4 249H6V250H4ZM18 248H16L15 250H17ZM255 249V250H254ZM235 250V251H234ZM4 251H8V253H6V252H4ZM11 252V253H10ZM223 253H224V255H226V253L224 252V251H222ZM232 252V253H231ZM235 252H237L236 254H235ZM239 252H240V254H239ZM241 252H242V254H241ZM14 253H16V251L14 252ZM17 253H18V255H16V254H14L15 255V258L17 257V259L18 260H20L21 261V256L23 255V253H21L22 255L20 256L19 254V251L17 250ZM231 253V254H230ZM244 253V254H243ZM1 254L3 255V256H1ZM13 255V256H14ZM230 255H231V257H230ZM238 255V256H237ZM245 255V256H244ZM18 256H20L21 258H19ZM236 256V257H235ZM255 256V257H254ZM12 257V256H11ZM233 257V258H232ZM235 257V258H234ZM6 258H8L7 256H6ZM4 259H2V261L4 260ZM5 260H9V259H5ZM5 260L1 263L0 262V264H4L5 263ZM13 260V259H12ZM12 260H10L11 261V263L13 264V261ZM1 261V260H0ZM7 262V261H6ZM17 262H19V261H17L16 260V262L15 263H17ZM8 263V262H7ZM6 263V264H7ZM110 263V261H108L107 262V264H109ZM8 264H10V263H8ZM18 264V263H17ZM20 264V263H19Z\"/></svg>",
    "mask_w": 264,
    "mask_h": 264
},
{
    "label": "bare ground",
    "instance_id": "6f19581e",
    "mask_svg": "<svg viewBox=\"0 0 264 264\" xmlns=\"http://www.w3.org/2000/svg\"><path fill=\"white\" fill-rule=\"evenodd\" d=\"M0 1H1V0H0ZM4 1L6 2V1H8V0H4ZM93 1H94V0H93ZM95 1H96V0H95ZM103 1H104V0H103ZM103 1L99 0L100 3L103 2ZM105 1H108V0H105ZM105 1H104V2H105ZM123 1H124V0H122V2H123ZM126 1H128V0H126ZM126 1H124L123 3L121 2V0L119 1L121 4H123V5H122V8L124 7V3H128V4H129V1H128V2H126ZM140 1L142 2V1H144V0H140ZM140 1H139V2H140ZM146 1H147L146 3H145V1H144L143 3H145V4H144L145 7H146V6L148 7V5H150L149 9L151 8V9H150V13H151L152 7H153V5H154L155 3L151 6V4H152V3H151V0H146ZM149 1H150L151 4L148 3ZM152 1H153V0H152ZM160 1H162V0H160ZM164 1H165V0H163L162 2H160V5H159L158 7H160L161 4L163 5V2H164ZM167 1H168V0H167ZM167 1H165L166 4H167ZM177 1H178V3H176L177 5H180V4H181V1H182V2H183V6H184V8H186V18H187V22H188V26H189L188 29H189V33H190V35H192L191 38H193V39H191V40H193V41L196 40V39H201V40H202V38H204V42L202 43V45H199L198 47H194V50L192 51L193 53H192V54H191V53L189 54V59H194V60H195V65H194V64H191V63H194V62H193L194 60H191V62L188 60L189 63H190V66L192 65V67H195V66H196L197 68L202 69V70H200V71H203V72H200V71H198V69H195V68H192V67H191L192 69L195 70L196 73H197V71H198V73L200 72L199 75H201V79L199 80V81H200L199 83H201V84L203 83V82H201V80H202V81L204 80V79H202V78H204L203 76H205V74H206L205 79H208V78H209V79H208V82H207V83L205 82V81H207V80L204 81V83H203V84H205L204 87H207V88H203V89H206V90L210 91L209 93H213V92H216V91L218 90V91H217V94H216V93H213V94L216 96V95H218L219 90L224 88V87H222V88H221V87H216L218 84H219L220 86H223V85H221V82L224 83V81H222V80H223V77L226 78V80H228V79H231V80H232V78H233V79H234V78L237 79L238 77H240V76H238L239 72H238L237 74L235 73V72H237L238 70L235 71V70H233V69H231V68L235 65V66H237V67H235V66H234V67L237 68V69H239V67H241V63H239V64H236V63H237L239 60H240V62H242V60L239 59V58H238L239 60H238V59L236 60V59H235V56H232V57H234L233 59H235L236 62H235V64H234L233 66L230 65V66H232L230 69L233 70L232 72L235 71L234 73L238 76V77H235L236 75L234 76V74L229 70V68L227 67V65H226V67H225L224 69H222V67H220V66H219L220 68H218L217 64L214 65V63L210 60V57H214V58L216 57L218 60L220 59V61H221V60H223V58L226 57L227 52H228L229 54H232V53L230 52V50L234 49V47H235V51H238V49L236 48L237 44H238V45H241V46H240L241 48H242V46H243L244 49H246V51H248V50H247V49H248L247 47H248V45L251 43V41L253 40V38H252V40L249 39V40H247L246 42H244V45L241 44V43L243 42V41H242V38H243L244 36L247 37L246 35L249 36L250 34H248V33H250L252 29H253V31H254V30L256 29V27L259 25V19H258L259 17H258V16L260 15V13H263V14H264V10H263L264 7L262 8L263 12H262V11L260 12V10H261V8H260V4H261L260 1H257L258 4L255 3V1H251V2L246 1V2H244V3H243V2H242V3H241V2H237L238 5H236L237 3L234 2L235 5L232 4L233 6H230V4H231L232 2L229 3V5H228V3H227V6H226V2H225L224 4H211V3H210V4H207L206 2L209 1V0H180V1L177 0ZM89 2H90V0H89ZM104 2H103V4H104ZM112 2H113V4H112ZM112 2H111V6L114 5V6H112V10H114V8H116L115 5H117V7H118V3H119V2L115 3L116 0H115V2H114V0H113ZM137 2H138V0H137ZM165 2H164V3H165ZM179 2H180V4H179ZM3 3H4V2H2V3L0 2L1 5H2ZM18 3H19V2H18ZM26 3H27V2H26ZM26 3H24V4H26ZM30 3H31V2H30ZM34 3H35V2H34ZM83 3H85V2H83ZM96 3H97V2H96ZM96 3H94V4H96ZM100 3H99V4H100ZM120 3H119V4H120ZM143 3H140V4H143ZM173 3H174V2H173ZM196 3H198V6H197V5L194 6ZM239 3H241V4H239ZM4 4H5V3H4ZM4 4H3V5H4ZM97 4H98V3H97ZM101 4H102V3H101ZM103 4H102V6H103ZM106 4L109 5L108 3L105 2L104 7H103L104 10L102 9V11H103V13L101 14L102 16H101V17L97 16V17H99V19H101V18L103 17V15L107 12V11L104 12V11H105V5H106ZM121 4H120L119 6H121ZM128 4H126L125 9H124V8H123V9H124V10H127V11L129 12L130 10H128V7H127ZM147 4H148V5H147ZM255 4L259 5V7L255 6ZM21 5H22V4H21ZM27 5H29V2H28ZM33 5H34V4H33ZM81 5H83V4L81 3ZM136 5H137V4H136ZM136 5H135V6H136ZM173 5H175V4H173ZM263 5H264V4H262V6H263ZM6 6H7V5H6ZM38 6H39V5H38ZM98 6H100V5H98ZM142 6H143V5H142ZM167 6H168V8H169L170 6H172V5H171V2H170V5L167 4L165 7L167 8ZM13 7H14V6H13ZM25 7H26V6H25ZM25 7L23 8V5H22V8H23L24 10L27 11V9H25ZM88 7H91V6L88 4ZM113 7H114V8H113ZM145 7H144V6H143V7L139 6V11H141L142 8H144V10H145ZM147 7H146V9H147ZM3 8L6 9L5 7H3ZM3 8H0V10H1V11H4V10H2ZM20 8H21V7H20ZM28 8H29V7H28ZM33 8H35V5H34V7H32L31 9L29 8V10H28L27 12L30 13V10H33V15H35V13H34L35 10H34ZM79 8H80V7H79ZM84 8H86V7H85V4H84ZM109 8H110V6H109ZM136 8H137V7H135L134 9H136ZM160 8H162V6H161ZM166 8H165V9H166ZM173 8H174V7H173ZM173 8H170V9H173ZM14 9H19V8L14 7ZM23 9H20V10L22 11ZM36 9H37V8H36ZM117 9H118V8H117ZM119 9H120V7H119ZM149 9H148V10H149ZM257 9H259V10H257ZM124 10H123V11H124ZM142 10H143V9H142ZM148 10H146V11H148ZM166 10H167V9H166ZM166 10H164V11L166 12ZM255 10L258 11L257 13H259V12H260V13L257 14ZM9 11L11 12V10H9ZM13 11H14V10H13ZM81 11H82V10H81ZM84 11H85V9H84ZM84 11H83V12H84ZM146 11H145V12H146ZM170 11H171V10H170ZM4 12L7 13V9H6ZM4 12H3V13H4ZM10 12H9V13H10ZM24 12H25V11H24ZM24 12H22V14L26 15V16L29 17V18H26V16L24 17V18H26V19L20 18V19H22V20H20L19 25H16V26H14V27L11 26L10 23L14 22L15 20H18V19L16 18V17H18V16H16V14H13V13H11L10 15L12 16V14H13V15H15L16 17H9V14H8V16H7V15L4 16L5 14H3V13L1 12L2 15H0V17H1V16H4V17H1V18H3L4 20L8 19V21H7L8 23H6L4 20H3L4 23H2L3 21H2V19L0 18V21H1V22H0V25L6 23L5 25H3V27H5V26L8 25L7 27L9 28V27L11 26V30H15V32L12 33L13 31H11L10 29H7V27H6V28L4 29V30H6V31L8 30L7 33H6L4 30H2V29H3V28H1L2 26L0 27V28H1V29H0V38H1V39H0V54H1V53H9V56H11V57L13 58V57H14V52H17V49L15 48V44H13V43L11 42L12 36L15 37V36L17 35L16 32H20V33H18V34H25V35L28 34V32L30 33L31 36L29 35V38H27V44H26L27 47L25 46L26 48H24V49H26L25 52H22V51H21L22 53H21V52H20V53H21L22 55L20 54V56H19V54H18V52H17V54H16L15 57L18 56L17 58L19 59V57H20L21 60H22V59H24L25 54H26V53L28 54V53L30 52V53L28 54V56L31 57V58H33V60L30 61V62H33V63L35 62V64H37V67H38V68L40 67L39 69H40L41 71H39V70L36 71V68H35V67L32 68V67L35 66V65H34V64H29L28 61H29V59L31 60V58H28V56H27L28 60H27V58H25L26 60H25V59L22 60L21 63H22L23 66H26V61H27V64H28L29 66L32 65V67L30 66V68L28 67V65L26 66V68L28 67V69L30 70V71L28 70L29 73L26 71L27 69H26V70H25V69H21L23 66L21 65L22 67H20V66H19L20 63H19V64H18V63L16 64L17 66L20 67V69H18V67H14V68H15V69L17 68V71H18V70H24V72H27V76H26V77H28V76H29V77L26 78L25 80H27V82H29V81L32 80V81L34 82V85H33V86H35V88H36L37 90H38L37 87L39 86V90H38V91H40V90H45V91H47V90H48V92L50 93V94H49L48 92H47L48 94L45 93V94H47V95H45V94L43 93V95H44L45 97H42L43 95H40V96L43 98V101L40 102V100H42V98L39 97L40 92L38 93V91H37L36 89H35V90L32 89V90H34V91H32V93H35V91H37L36 94L38 95V96H37L36 94H33V95H36V96H34V97H37V98H35L36 102L34 101L33 104H36V103L39 101L40 103L45 102V104H46L47 106L49 105L48 103H50V105H51V106L49 105L50 108L48 109V107H47V108H44V107H46V106L43 105V103H42L41 105L44 106V107L42 106L43 109L41 108V105H40V107H37V108H36V109L39 110V111H38V114H39V115H40V113H43V112H41V111L45 110V111H44L45 114H42L43 116L40 115V116H41V121H42V118L44 117V115H48V116H46V117H47V120H45L44 118H43V120H44V122H45V121H46V122L50 121V122H48V124H47L46 126H48L50 123H51V124L54 123V124H52V127H53V126H55V124L57 123V121L55 122V120H53V118H52L53 116H54V118L58 116V117H61V119H62V118L64 119V120H63L64 122H63L61 119H59V122H60V123H59L58 125L56 124V127H53V128H55V129L51 128V126H50L49 128L52 129V130H47L48 132L50 131L49 134H52V133L54 134V132L57 133V134H59V133H61V134L69 133V129H67V128H70V126H72L73 124L77 123V120H78L79 122H81V119L79 118V115H80V114L78 115V112H77V111H74V112H75V113L77 112V116H78V118H79L80 120L77 119V117H76V118L73 117V118H74V119H73L72 116H69V114H72L73 111H72V113H69V114H68V111H71L70 109L73 108V106H72V104H73V100H74V99H72L73 95L71 96L70 93H69V95H70V97H71V99H70V97H69V101H68V99L66 100L65 98H64V100L62 99L61 96L64 95L63 93L66 91L65 88L67 89V87H63V86H65L64 83H63V85H62V88H63V89L61 88V84H60V82H63V81H60V82L57 81V83L59 82V83H58V87H57L56 82H55V84H56L55 87H54L55 84H54V85H51V84L54 83V82L52 83V80H50V81L48 80L50 83L47 82L46 85H42V84H41L42 86H40V85H36V84L38 83V81H39V82H40V81L42 82V80H40L41 78H42L44 81L47 80L46 77H48L49 74H51V69H50V71H49V69L47 70L46 68H47V66L50 67L51 65L53 66V64H55V63H54L55 61L48 60V59L51 57V53L55 50V48H54V49H53V48L51 49V47L57 46V45H58L57 43H59V42L62 44L63 41H62V42L59 41V38H60V40H61V39L63 38L62 35H63L65 38L67 37V35L65 36V35L63 34V33L65 32L64 30H63L64 32H63V31H62V32L59 31V32H61L62 35H61L59 32H56L59 28L57 27L56 24L54 25V24L52 23V26H53V25L56 26V27H52L53 30L51 29L52 31H54V28H56V31L54 32V33H56V34H53V33H52V34H53V35H57V34L59 33V36L61 35V37L57 38L58 41L55 40L56 38H54V40L51 38L52 41H55V42H56V43L53 42V43H54V46H53V44L49 43V42H52V41H49V40H48V41H49L48 43L45 42L46 44H49L47 50H46V49H43L42 47H44V46H42V45H45L44 43L40 46L39 43H37V42L34 43V42L30 41V39H31L30 37L33 36V38H34V34L32 35L31 32H33V33H34L35 31L38 32L37 34H40L39 36L42 38V40L39 38V36H38L37 34H36L35 36H38V38L40 39V41H41V43H42V41L45 39L47 33H48V35H49V33H51L52 31L46 33V30H48V27H45L46 29L44 30V28L42 27V24L39 22V21H41V20L38 21V19H36V17H38V14H37V16H34V17L32 18V16H31L30 14H28V15H30V16H28L27 13H26V12L24 13ZM114 12H116V10H114L113 13H114ZM142 12H144V11H142ZM142 12H141V13H142ZM1 13H0V14H1ZM31 13H32V11H31ZM42 13H43V12H42ZM42 13H41V14H42ZM88 13H89V12H88ZM93 13H94V12H93ZM99 13H100V12H99ZM117 13H118V12H117ZM126 13H127V12H126ZM130 13L132 14L133 12H129V14H130ZM141 13H138V14H141ZM146 13H147V12H146ZM146 13H145L144 15H146ZM150 13H149V15H150V17H151V15H152L153 13H152V14H150ZM255 13H256V15H255ZM84 14H85V13H84ZM90 14H91V13H90ZM94 14L96 15V12H95ZM120 14H121V13H120ZM120 14L118 13L116 17L121 16L122 18H124V17L122 16V14H121V15H120ZM131 14H130V17H132V16L135 17V16H136V15H133V14H132V16H131ZM168 14H169V9H168ZM168 14H167V16H168ZM171 14H172V13H171ZM24 15H23V16H24ZM86 15H87V13H86ZM95 15H94V16H95ZM114 15H116V13H115ZM149 15H148V16H149ZM236 15L239 16L240 19L242 20L241 24H238V25H237V24H234V22H233V24L229 22L230 19L232 18V16H236ZM254 15H255V16H254ZM50 16H51V15H50ZM67 16H68V15H67ZM92 16H93V14H92L91 16H89V18H91ZM128 16H129V15L126 16L127 19H126V17H125V19H123L125 23H124V22L122 23L123 25L125 24L124 27H126V28H125L126 31L129 32V30H131V31L133 32L132 29H134V31H135L136 29L139 30V28H140L141 25L139 26V23L137 24V22L135 23V21H134V23H135L137 26H136L135 24H130L131 21H132L133 19L130 21V17H129V19H128ZM137 16H138V15H137ZM141 16H142V15H140L139 17H141ZM154 16H156V15L154 14V15L152 16L151 19L155 18ZM21 17H22V16H21ZM39 17H41V15H39ZM45 17H46V16H45ZM45 17H43V18H45ZM142 17H143V16H142ZM142 17H141V21L144 22V23H143V26H144L145 21H144L143 19H146V18H144V17H145V16H144L143 19H142ZM150 17H149V20H150ZM262 17L264 18V15H260V18H262ZM10 18H12L14 21L10 22V21H11ZM15 18H16V19H15ZM18 18H19V17H18ZM105 18H106V17H105ZM108 18H109V17H108ZM113 18H114L113 15H111L110 21L113 22V21H114ZM119 18H120V17H119ZM136 18L138 19V17H136ZM165 18H167V17H165ZM227 18H228L229 21H228V20L226 21ZM243 18H244V19L246 18L245 20H250V19H251L250 21L254 22L253 26L255 25V27L251 28V30L249 29V30H250L249 32H248V29H247V32H248V33L246 32L247 34H245V31H246V30H245V29H246L245 26H246L247 23H245V25H244V23H243ZM254 18H256V20H258V22H257V21H253ZM93 19H94V18H93ZM117 19H118V18H117ZM137 19H136V20H137ZM161 19H162V18L159 17V20H161ZM232 19H233V18H232ZM252 19H253V20H252ZM97 20H98V19H97ZM107 20H108V19H107ZM121 20H122L121 18L118 20V21H119L118 24L121 23ZM123 20H122V21H123ZM125 20H126V21H125ZM128 20L130 21V23L128 22ZM138 20H139V19H138ZM260 20H261V19H260ZM43 21H44V20H43ZM43 21H42V22H43ZM91 21H94V20L91 19ZM91 21H90V22H91ZM98 21H100V20H98ZM98 21H95V22H98ZM101 21H102V20H101ZM108 21H109V20H108ZM108 21H107V22H108ZM110 21H109V22H110ZM141 21H139V22H141ZM153 21H154V19H153ZM153 21L150 20V21H148V22H149V23L151 22V25H152V24H153ZM167 21H168V19H167ZM233 21H236V20L234 19ZM237 21H238V20H237ZM237 21H236V23H237ZM239 21H240V20H239ZM239 21H238V22H239ZM250 21H249V22H250ZM261 21H263V19H262ZM9 22H10V23H9ZM50 22H51V21H50ZM50 22H49V23H50ZM103 22H105V21L103 20ZM112 22H111V24L113 25ZM114 22H115L116 24H114L113 26H119V25L117 24L116 20H115ZM142 22H141L140 24H142ZM148 22H147V23H148ZM163 22H164V21L161 20V21L159 22L160 24L158 23V25H161V26H159V27L164 28V25H165L164 23H165V22H164V23H163ZM244 22H245V21H244ZM246 22H247V21H246ZM249 22H248V24H249ZM49 23H48V24H49ZM91 23H92V22H91ZM91 23H89V25H90ZM126 23H127V24H126ZM128 23H129V24H128ZM132 23H133V21H132ZM255 23H257L258 25L255 24ZM262 23H263V22H262ZM14 24H15V23H14ZM162 24H164V25H162ZM242 24L244 25V27L241 26ZM263 24H264V23H263ZM12 25H13V24H12ZM98 25H99V23H97V25H95V23L93 24V26H96L97 28H98ZM131 25H135L136 27L139 26V28H132ZM151 25L148 24V26H151ZM158 25H157V26H158ZM175 25H177V22H176ZM251 25H252V23L250 24V26H251ZM146 26H147V25L145 24V27H146ZM166 26H169V25H166ZM177 26H178V27H177V30H178V29H179V25H177ZM240 26H241V27L243 28V30H245V31H240V30H242ZM247 26H248V25H247ZM88 27H90V26H88ZM127 27H128V28H127ZM130 27H131V28H130ZM133 27H134V26H133ZM145 27H142V28H145ZM184 27H185V26H184ZM186 27H187V26H186ZM186 27H185V28H186ZM262 27H264V26H263V25H260V28H261V29L258 28L259 31H260V30L262 31L261 33L259 32L260 34L264 33V29L262 30ZM60 28H61V27H60ZM75 28H76V27H75ZM114 28H115V27H114ZM114 28H113V29H114ZM116 28H117V30L115 29V31L118 32L120 27H116ZM129 28H130V29H129ZM142 28H141L140 30H142ZM165 28H166V27H165ZM244 28H245V29H244ZM247 28H249V27H247ZM254 28H255V29H254ZM35 29H36V30H35ZM110 29H111V27H110ZM166 29H167V28H166ZM239 29H240V30H239ZM1 30L4 31L6 34L4 35V32L1 33ZM9 30H10V32H11L12 34H10ZM34 30H35V31H34ZM37 30H38V31H37ZM121 30H122V29H121ZM138 30H136V31H138ZM140 30H139V32H138L139 35H140L141 33H142V35H143L144 31L149 30V27L146 28V30L144 29V31H142V32H140ZM163 30H164V29H161V30L159 29V30H158V31H159V34H162L163 32H161V31H163ZM167 30H168V29H167ZM167 30H166V31H167ZM256 30H257V29H256ZM48 31H49V30H48ZM110 31H111V30H110ZM123 31H124V30H122V32H123ZM158 31H157V32H158ZM190 31H191V32H190ZM36 32H35V33H36ZM108 32H109V31H108ZM111 32H113V30H112ZM116 32H114L115 34L113 33L114 36H113V39H111V40H115V39H116V36H117V35H116V34H117ZM122 32L119 31V33H120L121 35H124V34H125V31L123 32V34H122ZM128 32H126L127 35L125 34L126 37L124 36L125 38H124V37L122 38V39H123V42H124V40H126V38H127V39L129 38V36H128V35H129ZM146 32H147V33H152L153 31H151V28H150V31H146ZM146 32H145V36L147 35L146 37H148L149 34H147ZM157 32L155 33V34L157 35V36H155L156 39H157V37H158ZM167 32H168V31H167ZM175 32H176V30H175ZM180 32H181V31H180ZM243 32H244V33H243ZM102 33H103V32H102ZM130 33H131V32H130ZM133 33H134V32H133ZM135 33H137V32H135ZM165 33H166V32H164V34H165ZM256 33L259 34L258 32H256ZM256 33H255V34H256ZM2 34H3V35H2ZM71 34H73V33H71ZM131 34H132V33H131ZM131 34H130V35H131ZM164 34H163V35H164ZM166 34H167V33H166ZM166 34H165V35H166ZM243 34H245V35H243ZM1 35H2V36H1ZM14 35H15V36H14ZM48 35H47V36H48ZM50 35H51V34H50ZM53 35H51V37H52ZM115 35H116V36H115ZM121 35H120V36L118 35V36H119V37H122ZM139 35L137 34V37H138ZM177 35H178V33H177ZM212 35H213V38H209V36H212ZM21 36H22V35H19L20 38H21ZM27 36H28V35H26V37H27ZM108 36H109V34H108ZM108 36H107V37H108ZM145 36H144V38H145ZM160 36H162V35H160ZM178 36H179V35H178ZM242 36H243V37H242ZM255 36L257 37V38L255 37V38L258 39V37H259L260 35H259V36H258V35H255ZM2 37H3V38H2ZM16 37H17V36H16ZM23 37H25V36H23ZM23 37H22V39H24ZM53 37H54V36H53ZM56 37H58V35H57ZM97 37H98V36H97ZM109 37H110V36H109ZM131 37H132V35H131ZM131 37H130V39L134 40V41L131 40V41L134 42V43H131L130 41H129V42H130L131 44H134L133 46H134V48H135V47H136V46H135V45H136L135 40H137V42H139V41H138L139 39H135L136 37L133 39V38H131ZM142 37H143V36H142ZM150 37H151V35H150ZM163 37H164V38H163ZM165 37H166V36H162V38H158L157 40H160V39H162V40L164 39V40H165ZM194 37H195V39H194ZM17 38H18V37H17ZM20 38H19V39H20ZM38 38L36 37V39L39 41ZM65 38H63L64 41H65ZM105 38H106V37H104V39H105ZM111 38H112V37H111ZM167 38H168V37H166V40H167ZM177 38H178V37H177ZM249 38H250V37H249ZM28 39H29V41L32 42V43H29ZM109 39H110V38H109ZM118 39H120V40H118ZM122 39L117 37L116 40H117V41H120V43H122V42H121ZM130 39H128V40H130ZM146 39H147V38H146ZM146 39H144V41H145ZM153 39H154V38H153ZM243 39H244V38H243ZM245 39H246V38H245ZM31 40H34V39H31ZM96 40H97V38H96ZM107 40H108V39H107ZM111 40H110V41H111ZM116 40H115V41H116ZM128 40H127V41H128ZM140 40L142 41L143 39H141V37H140ZM175 40H176V39H175ZM34 41H36V40H34ZM103 41H104V40H103ZM115 41H113V42H115ZM144 41H142L141 43H142V44H143V43H146V42H144ZM146 41H147V40H146ZM152 41H153V40H152ZM176 41H178V40H176ZM193 41H191V42H193ZM197 41H200V40H197ZM248 41H250L249 44H248ZM108 42H109V41H108ZM147 42H150V40L147 41ZM234 42H237V43H236V46H235V43H234ZM252 42H253V41H252ZM258 42H259V43H258V44H259L258 47L255 48L254 46H252V50H253L252 53H256V54L259 56V58L256 59L255 61L260 62V64L258 63V64L256 65V63L254 62V63H255V64H254V63L252 62L253 60L250 59V63L252 62V64L254 65L253 69L255 68V66L257 67L258 65H260V67H263V64H261V61L264 60V35H261V36L259 37ZM23 43H24V42H23ZM23 43H22V44H23ZM41 43H40V44H41ZM65 43H66V42H65ZM124 43H125V42H124ZM141 43H137V45H138V44H139V45L136 47V49H138V47H139V49H140V46L142 45ZM151 43L154 44L153 42H151ZM151 43H148L146 48H144V44H143V47H141L142 50H143V49H146L147 52H148V51L150 50V48H151ZM174 43H175V42H174ZM177 43H178V42H177ZM233 43H234V45H233ZM246 43H247L248 45H247ZM24 44H25V43H24ZM24 44H23V45H24ZM28 44H29V45H28ZM63 44H64V43H63ZM63 44H62V46H60V47L57 46V47H59L61 50H58L59 48H57L56 50L62 52V48H63V47L65 48V46H67V45H66L67 43L65 44V46H64ZM105 44H106V43H105ZM107 44H108V43H107ZM116 44H117V42H115V46H116ZM131 44H128V45L132 46ZM159 44H160V43H159ZM166 44H167V42H166ZM231 44H232V45H231ZM245 44L247 45V47H246ZM255 44H256V43H255ZM50 45H51V46H50ZM123 45H124V44H123ZM125 45H126L125 47L123 46V47L125 48V49L123 50V52H124L125 50H127V49H126V47L128 46L127 43H125ZM148 45L150 46V48L148 47ZM154 45H156V44H154ZM154 45H152V46L156 48V46H154ZM173 45H174V47H175L176 44H173ZM251 45H253V43H252ZM251 45H250V46H251ZM45 46H46V45H45ZM94 46H95V45H92L88 51H89V52H90V51H91V52H94ZM105 46H106V45H105ZM108 46H109V45H108ZM108 46H107V47H108ZM121 46H122V45H117V49H119V48L121 49ZM130 46H129V47H130ZM161 46H162V48H161L162 50H164V49L166 48V45H165V44H164V48H163V44L160 45V47H161ZM230 46H234V47L231 49ZM46 47H47V46H46ZM49 47H50V50H51L50 52H51V53L48 52V51H49ZM107 47H106V48H107ZM118 47H119V48H118ZM153 47H152V50H154ZM157 47H159L158 44H157ZM160 47H159V49H160ZM174 47H173V48H174ZM253 47H254V48H253ZM27 48H28V51H29V49H30L31 51L26 52V51H27ZM114 48L116 49V47H113V50H115ZM147 48H148V49H147ZM167 48H170V46L168 45ZM173 48H172V50H173ZM117 49L115 50L116 52L114 51V52L116 53L114 59H116L117 57H119V56H117V52H118L120 49H119V50H117ZM131 49H133V48H131ZM131 49H128L129 51L127 50V51L130 52V53L128 54V56H126V57H127L126 60L131 61V62L134 63V64L136 63V65H135L136 67H135V68H137V65H138V64H139L138 66H141L140 64H143V63H145V62L141 59V61H143V62L140 63V61H139L138 59H135V58H133V59H135L136 62H133L134 60L132 61V60H131L132 57L129 58V56H130V54H132V56H133V53H131V52H134V53H135V51H134V49H133V50H131ZM136 49H135V50H136ZM139 49H138V50H139ZM157 49H158V48H157ZM157 49H156V50H157ZM236 49H237V50H236ZM19 50H20V49H19ZM64 50H68V48H66V49H64ZM64 50H63V51H64ZM69 50H70V49H69ZM69 50H68V51H69ZM130 50H131V51H130ZM142 50H141V51H142ZM152 50H151V51H152ZM170 50H171V48H170ZM170 50L166 49V50L163 51V53H162L161 50L159 51V53H157L158 50H157V51H152V52H154V56H155V53H156V57H157V59H159L158 61L160 62V58H158L157 54H160V52H161V54H160V56H159V57H161V56H164V53H166V51H167V54H166V56H165L166 58H164V59L167 60V58H169V57H167V56H171V53H169ZM33 51H34V52H33ZM110 51H111V50H110ZM139 51H140V50H139ZM143 51H144V50H143ZM232 51H233V50H232ZM244 51H245V50H244ZM64 52H65V51H64ZM64 52L62 53V56H63V54H64V58H63V59H66V57H67L66 54L69 53V52H71V50H70L69 52L66 51V52H65L66 54H65ZM114 52L111 51V52H108L107 54L112 53V54H109V56H110V57H111V56L113 57V56H114ZM119 52H120V51H119ZM119 52H118V54H119ZM123 52L121 51L120 53L123 54ZM125 52H126V51H125ZM136 52H137V50H136ZM145 52H146V51H145ZM145 52H143V53H144V58H145ZM149 52H150V51H149ZM171 52H172V51H171ZM173 52H174V54H175V56H176V50H174ZM173 52H172V53H173ZM241 52H242V51H241ZM241 52H240V56H241V54H243V57H245V56H244V53H246V54L248 53V52H244V53H243V52L241 53ZM23 53H25V54H23ZM31 53H33V54H31ZM126 53H127V52H126ZM143 53H141V52H140V54L137 53L136 58H137V57L139 58V56H141V54H142V56H143ZM224 53H226V54H224ZM238 53H239V52H238ZM249 53H250V52H249ZM249 53H248V56H250V54H251V53H250V54H249ZM12 54H13V56H12ZM39 54H40V57H39ZM49 54H50V57H49ZM70 54H73V53H70ZM135 54H136V53H135ZM138 54H139V56H138ZM193 54H194V56H193ZM196 54H197V58L195 57ZM199 54H202L203 56L205 55V56H204L205 58H203V59H205V62H202V61H204L203 59H202V61H200L201 58L198 57ZM4 56H5V54H4ZM4 56H3V57H4ZM7 56H8V54H7ZM32 56H33V57H32ZM37 56H38V57H37ZM52 56H53V54H52ZM65 56H66V57H65ZM68 56H69V54H68ZM74 56H75V53H74ZM149 56H153V54L150 53ZM154 56H153L152 58H155ZM190 56H192V57H190ZM224 56H225V57H224ZM236 56H237V54H236ZM240 56H237V57H240ZM252 56H254V54H252ZM0 57H2V56H0ZM11 57L8 58V59H10V60H8V59H6V58L4 57V58H5V62L8 61L7 64H8V63L10 64ZM25 57H26V56H25ZM112 57L109 59L110 62L108 61V67H109L108 70H110V67H111V69H112V67L114 66V68L112 69L113 71L110 70V71H108V72H112L111 74H113V73H115V71H116L117 74H116V73H115V74L117 75V77H118V73H119L118 70H119V69H121V70L123 69V71L125 70L122 66L127 67V68H129V69L131 68V66H133L129 71H127V70L125 71L126 73H127V72H130L129 75H131V78H133L132 80H134V77H132V76H134L135 74L137 75V73L134 72V70H135V71H138V70H141L142 68L145 69V67L142 66V68L140 67L141 69L139 68V69L137 70V69L134 68V65H132L131 62H126L128 65L131 64L130 67H128V65H127L126 63L121 62V64H125V65H122V66H121V64H120V65H119V69H117V68H118V65L116 66L115 63H117L116 61H119V60L116 59V60L113 61ZM123 57H124V56H123ZM134 57H135V56H134ZM206 57H207V58H206ZM208 57H209V58H208ZM218 57H219V58H218ZM243 57H242V58H243ZM119 58H120V57H119ZM119 58H118V59H119ZM128 58H129L130 60H129ZM141 58H142V57H141ZM147 58H149V57H147ZM152 58H151V59H152ZM161 58L163 59V57H161ZM170 58H171V57H170ZM198 58H199V59H198ZM221 58H222V59H221ZM226 58H227V59H225V60H227L226 62H229L230 60H232V62H234V60H233L232 58H231L230 60L228 59L229 57H226ZM250 58H252V57H250ZM18 59H16V60H18ZM37 59H38V61H39V59H40L41 61L38 62V61H36ZM206 59H207V60H206ZM243 59H244V58H243ZM0 60H3V59L0 58ZM13 60H14V59H13ZM71 60H72V59H70V62H71ZM122 60L124 61L125 58L122 59ZM122 60H121V58H120V61H122ZM137 60L139 61L138 64H137ZM147 60H148V59H147ZM154 60L156 61V59H153V62H154ZM166 60H165V61H166ZM225 60H224V61H225ZM228 60H229V61H228ZM246 60H247V59H246ZM48 61H51V65H49L50 62H49V64H47ZM56 61H59V62L61 63V61H60L59 59H58V60L56 59ZM62 61H63V60H62ZM66 61H67V60H66ZM66 61H63V62H65V64L68 63L69 65H71V64L73 63V62H72V63L70 64L69 62H66ZM111 61H113L112 64H113L114 62H115V63L112 65V64H111ZM120 61H119L117 64H119ZM169 61H170V60H169ZM169 61H168V63H169ZM206 61H207L208 63H206ZM209 61H211V63H213V65L210 64ZM247 61L249 62V60H247ZM11 62H12V61H11ZM16 62H19V61H16ZM52 62H53V63H52ZM156 62H157V61H156ZM217 62H218V61H217ZM0 63H1V62H0ZM14 63H15V62H14ZM147 63H150L149 65L154 64V63H152L151 61H150V62L147 61ZM147 63L144 64V65L147 66ZM160 63H161V62H160ZM164 63H165V62H164ZM215 63H216V62H215ZM229 63H230V62H229ZM242 63H243V62H242ZM250 63H249V64H250ZM262 63H264V62H262ZM9 64H8V65H9ZM12 64H13V63H12ZM230 64H232V63H230ZM245 64H246V62H245V60H244V65H245ZM249 64H248V65H249ZM0 65H1V64H0ZM14 65H15V64H14ZM38 65H40V66H38ZM111 65H112V66H111ZM155 65L157 66V63H156ZM155 65H154V66H155ZM161 65H162L161 68L163 69L164 64L161 63ZM171 65H172V64H171ZM171 65H169V66H171ZM218 65H219V64H218ZM222 65H223V64H222ZM253 65L250 64L249 66H253ZM9 66H10V65H9ZM154 66H153V68L156 69V66H155V67H154ZM0 67H1V68H0V70H1L3 67H2V66H0ZM10 67H11V66H10ZM56 67H57V66H56ZM115 67H116V70H115ZM148 67H151V66H147L146 71L144 72V71L142 70V72H144V74H146V75H148V74H152V75H151V77H152V76L154 75L153 72L156 71V70H154V69L152 70V68H151L150 70L153 71V72H151V71L149 70V71L151 72V73H150V72L147 71V70L149 69ZM209 67H211V68H213V69L215 68V71L213 70L212 73H214V72L217 71V73H216L217 76H216L215 74H212V75H210V76H214V75H215V76L217 77V79L215 78V76H214V78H213V77H209V76H207V73H206V72L209 71V69H210ZM223 67H224V65H223ZM246 67H248V66H245V68H246ZM260 67L258 66V67H257L258 70L255 68V70H252V71L255 72V71L257 70V72H258L259 75H260V73H261V71H262V74H264V73H263V72H264V71H263L264 69L262 70V68L260 69ZM11 68H12V67H11ZM11 68H10V72H9L8 74H12V73H11V71H12ZM24 68H25V67H24ZM31 68H32V69H35V70H32ZM38 68H37V69H38ZM51 68H52V67H51ZM53 68H54V67H53ZM133 68H134V69H133ZM161 68H160V67L157 68V72H156V74L158 73V75H156V76H158V78H156L155 75H154V76H153L154 78H153V77H152L153 79L151 78L152 81L155 79L154 82H156V79H157V82H159V83H160V82H163V81H162L163 78H161V79L159 78V77H163V76H160V75H161V70H160ZM166 68H167V67L164 68V69H165V74H166V72H167V71H166ZM242 68H244V67H242ZM242 68H240L241 70L239 69V71H241V73H242V70H243ZM263 68H264V67H263ZM12 69H13V68H12ZM15 69H13L14 72L12 71L13 74L16 72ZM54 69H55V68H54ZM132 69H133V70H132ZM158 69H159L160 71H158ZM168 69H169V68H168ZM203 69H204V70H203ZM226 69H228L233 75H232V76H228V75H230V72H229L228 70H226ZM248 69H249V70H248ZM248 69L246 68V70L249 72V71L252 69V67H249ZM4 70H5V68L2 69L1 74H2V73H6V74H4V76H7V72H6V71L3 72ZM6 70L9 71L8 67H7ZM57 70H58V68L55 69V73L58 72ZM59 70H60V69H59ZM131 70H132V72H134L133 75L131 74V73H132ZM196 70H197V71H196ZM205 70H206V72H205ZM260 70H261V71H260ZM117 71H118V72H117ZM243 71H245V70H243ZM247 71H246L247 76H245V77H249V76H250V75L248 74ZM252 71H251V72H252ZM259 71H260V73H259ZM22 72H23V71H22ZM49 72H50V73H49ZM52 72H53V70H52ZM60 72H61V71H60ZM142 72H141V74H143ZM146 72H147V73H146ZM159 72H160V73H159ZM204 72H205V73H204ZM209 72H211V71H209ZM228 72H229V74H228ZM251 72H249V73H251ZM254 72H252V73H254ZM53 73H54V72H53ZM154 73H155V72H154ZM196 73H195V74H196ZM198 73H197V74H198ZM203 73H204V75L202 76ZM218 73H219V74H218ZM241 73H240L239 75H241ZM252 73H251V74H252ZM13 74H12V75H9V76H13ZM16 74H17V75H16ZM16 74H15V75L18 77L19 72H17ZM20 74H21V72H20ZM24 74H25V73H24ZM24 74H21L20 77L23 78L22 75H24ZM109 74H110V73H109ZM115 74H114V75H115ZM141 74H140V75H141ZM144 74H143V75H144ZM169 74H170V73H169ZM209 74H211V73H209ZM209 74H208V75H209ZM244 74H245V72L243 73V75H244ZM254 74H256V77L258 78V74H257V73H254ZM254 74H253V76H255ZM15 75H14V77L16 78ZM25 75H26V74H25ZM25 75H24V76H25ZM56 75H58V73H57ZM61 75H62V74H61ZM63 75H64V74H63ZM72 75H73V74H72ZM75 75H76V74H75ZM129 75H128V73H127V74L125 75V76H126V77H125V76H124V73H122V75H121V72H120V76H119V77L122 76L121 81H122V79L124 80L123 77H125V78L128 80V79H130ZM140 75H139V76H140ZM143 75H141V78H140V79H144V78L146 79V77L149 78L148 81H146L145 79L142 80V81H143V82L145 81V83L148 82V83H146V84H148V86L150 87L149 84L152 85V82L150 81V75H148L149 77L146 76V75H145V76H143ZM219 75H221V76H219ZM0 76H1V79H0V80H3V79H4V80H3L4 85L2 84V87H3V86H4V87H5V86H6V87H7V86H10L12 83L17 82V81L19 80V79H15V80H14V79L11 77V78L13 79V81H12V80L9 81V80H10V77H9V76H8V77H5V78H3L4 76H2V75H0ZM54 76H55V75H54ZM58 76H60V75H58ZM112 76H113V75H112ZM112 76H111L112 79L115 77V80H114V81L116 82V84L119 83L120 80H119L118 78L116 79V76H113V77H112ZM127 76H128L129 78H128ZM137 76H138V75H137ZM137 76H135V79L137 78ZM167 76H168V74H167ZM218 76H219V77H218ZM233 76H234V77H233ZM261 76H262V75H261ZM43 77H45V78H43ZM62 77H63V76H62ZM62 77L60 76L61 79H62ZM165 77H166V76H165ZM207 77H208V78H207ZM221 77H222V78H221ZM230 77H232V78H230ZM2 78H3V79H2ZM21 78H20V79H21ZM30 78H31V80H28V79H30ZM58 78H59V77H58ZM199 78H200V76H199ZM211 78H212L213 80H212ZM218 78L221 79V80H219V83H217L218 81H215V80H218ZM242 78H243V80H242L241 78H240V79H241L243 82L246 81V79L244 78V76H243ZM249 78H251V77H249ZM254 78H255V77H254ZM254 78L252 77L251 79L248 80L249 84H251L250 81H252V79H253V81H255V79H257V78H255V79H254ZM260 78H261V77H260ZM6 79H8L10 85L7 84V82H6L7 80H6ZM51 79H52V78H51ZM56 79H57V77H56ZM238 79H239V78H238ZM240 79H239V80H240ZM244 79H245V80H244ZM21 80H22V79H21ZM63 80H64V79H63ZM118 80H119V81H118ZM127 80H124V82L127 81ZM159 80H160V81H159ZM163 80H164V79H163ZM211 80H212V81H211ZM241 80H240V81H241ZM261 80H263V79H261ZM32 81H31V82H32ZM44 81H43V82H44ZM54 81H55V80H54ZM111 81H113V80H110V82L108 81L109 84L111 83ZM114 81H113V84L115 83ZM134 81H135V80H134ZM139 81H140V80H139ZM139 81H138V83H139ZM142 81H141V82H142ZM164 81H165V83H166V80H164ZM209 81H211L212 83L209 82ZM214 81H215L216 83H214ZM235 81H236V80H235ZM237 81H238V80H237ZM242 81H241V82H242ZM257 81H258V80H257ZM5 82H6V83H5ZM23 82H24V81H23ZM27 82H26V85H27L26 87L28 88L29 86H31V87H29V88L31 89V88L33 87V86H32L33 83H32L31 85L28 86ZM41 82H40V83H41ZM130 82H131V81H130ZM141 82H140L139 84H141ZM150 82H151V83H150ZM154 82H153V83H154ZM226 82H229V83H230V81H225V83H226ZM258 82H259V81H258ZM262 82H263V81H262ZM45 83H46V82H44V84H45ZM136 83H137V82H136ZM138 83H137L136 85H138ZM165 83H163V84L165 85ZM210 83H211V85H209ZM252 83H253V82H252ZM260 83H261V81H260ZM23 84H25V83H22L21 88H22V89H25V91L22 90V91H24V93H25L27 88H23ZM29 84H30V83H29ZM59 84H60V85H59ZM107 84H108V83H107ZM125 84H126V86L128 85L127 82H126ZM125 84H123V85L125 86ZM129 84H130V83H129ZM133 84H135V83H133ZM133 84H131V85H132L131 88L133 87ZM155 84H156V83H155ZM155 84H153V86H154ZM160 84L162 85V83H160ZM160 84H159V85H160ZM201 84H200V85H201ZM203 84H202V85H203ZM207 84H208V85H207ZM216 84H217V85H216ZM237 84H239L240 86H242V85H241L242 83H237ZM243 84H247V82H244ZM249 84H248V86H251V85H249ZM254 84H256L255 86H257V89H258V85H259V83H258V85H257V82H256V83L254 82ZM110 85H111V84H110ZM118 85H119V84H118ZM118 85H117V86L114 85L115 87H114L113 85L110 86L109 91H111V93H112V97H113V95L115 94V92H116L117 90H118V92H119V90H120L121 88H123V86L121 87V85H120V87H119ZM144 85H145V84H144ZM144 85H143V83H142V85H138L137 88H139V86L144 87ZM159 85H156V86L159 87ZM202 85H201V86H202ZM219 85H218V86H219ZM227 85H229V86L231 87V84H228V83H227ZM126 86H125V87H126ZM129 86H130V85H128L127 89H129ZM134 86H135V85H134ZM146 86H147V85H146ZM153 86H152V90H150L151 88L148 89L149 87H148V88L145 87V88L148 89V91H149V90H150V92L152 91L151 93H150V92H148V93H150L152 96H153V92H154V94H156V95H157L158 92H160V94L162 93V92H161L162 90H160V89H159L158 91H154L153 89H154V87H156V86H154V87H153ZM208 86H211V87L209 88ZM213 86H214L215 88H217V89H215ZM237 86H238V85H236V87H237ZM4 87H3V88H4ZM24 87H25V85H24ZM59 87L61 88V90L64 91V92L62 93V91L60 90L61 93H62V95H61V93H60V94L58 93L59 90H57V88H59ZM117 87L120 88V89H118ZM125 87H124L123 89H124L125 92H126L127 90L125 89ZM135 87H136V86H135ZM135 87H134V88H135ZM158 87H156V88H158ZM161 87L163 88V86H160V88H161ZM165 87H166V85H165ZM212 87H213V88H212ZM233 87H234V86H233ZM252 87H253V85H252ZM259 87H260V86H259ZM13 88H15V87H13ZM16 88H17V89H16ZM16 88H15L16 90H14V92L17 91V90L20 88V86H18V87H16ZM29 88H28V89H29ZM54 88H56V90H55ZM60 88H59V89H60ZM112 88H114V94H113V91H112L113 89H112ZM156 88H155V89H156ZM208 88H209V89H208ZM244 88H245V85L243 86V89H244ZM255 88H256V87H255ZM50 89H52V90H50ZM53 89H54V90H53ZM68 89H69V88H68ZM81 89H82V88H81ZM116 89H117V90H116ZM140 89H141V88H140ZM210 89H214V90H216V91H213V92H212V90H210ZM49 90L52 91V92H50ZM121 90H122V89H121ZM121 90H120L119 93H121ZM124 90L122 91L123 93H124ZM129 90H131V89H129ZM132 90H133V89H132ZM144 90H145V89H143V90L141 89V92H144ZM163 90L165 91L164 88H163ZM245 90L248 92V90H247L246 88H245ZM6 91H7V90H6ZM22 91L19 90L18 92H19V93H20V92L22 93ZM30 91H31V90H30ZM54 91H57V93H58L59 95H58V96H55V95H54V94H55ZM84 91H85V90H84ZM133 91H134V90H133ZM133 91H131V92H133ZM136 91L139 92L138 89L135 88L134 93H135ZM204 91H205V90H204ZM243 91H244V90H243ZM246 91H245V92H246ZM251 91H252V90H251ZM257 91H258V90H257ZM18 92H17V93H18ZM82 92H83V90H82ZM131 92H130V93H131ZM146 92H147V90H146ZM146 92H144V93L147 94ZM155 92H156V93H155ZM169 92H170V91H169ZM221 92H223V90H220V93H221ZM227 92H229V91H227ZM245 92H244V93H245ZM253 92H254V90H253ZM253 92H252V93H253ZM255 92H256V90H255ZM255 92H254V93H255ZM10 93H12V95H15V96L17 95L16 93L13 94V90H12ZM32 93L29 94L30 96H28V93H27V94H26V95H27V98H26V99H25V97H24L25 95H21V96H23V97L20 96V98H21V99L23 98L22 100H23V101L26 100V102L28 103L29 100L27 101V99H29L28 97H32V96H33ZM53 93H54V94H53ZM119 93H117L118 96H115V97H118V98H115V99H119V97H120V96H119ZM248 93H249V92H248ZM248 93H246V97H247V94H248ZM41 94H42V93H41ZM127 94H128V93H127ZM127 94H126V96H127ZM141 94L143 95L144 98L142 97V95H140V93H137V94L135 93L134 96H141V97L144 99L143 102L146 103L145 98H148L149 96L147 95V96H148V97H147V96H144L143 93H141ZM160 94H158V96L155 95V97L159 99V102H157V100H156V101L152 100L153 98H152L151 96L149 97L148 100H152L153 103L156 102V103H158V105H159V103L161 102L160 105H159V106H160V112H161V111L163 112V111L166 110V107H164L165 105L163 104V108H164L165 110L161 108V105H162L163 101H160V100H161L160 97H162V99H163V98H164V97H163L164 95H160ZM167 94H168V92H167ZM213 94H212V95H213ZM256 94H259V93H256ZM10 95H11V94H9V95H7V96H10ZM66 95H67V93H66ZM120 95L122 96V94H120ZM123 95H124V94H123ZM132 95H133V94H132ZM159 95H160V97H159ZM221 95H223V93L220 94V96H221ZM241 95H242V94H241ZM254 95H255V94H254ZM15 96H11V97H13V99H16V98H14ZM128 96H129V95H128ZM208 96H210V97L213 99L212 102H214L216 105H217V103H218L219 106H217L216 108H220V107H223V106L225 105L224 108L227 109V107L231 105V104L228 105V104H229L228 102H229L230 100H226L227 102L225 101L226 103H225L223 106H220V104H223V103H220L219 100H215V99H217V97H215V96L212 97L211 95H208ZM223 96H224V95H223ZM223 96H222V97H223ZM248 96H250V95H248ZM258 96H259V95H258ZM11 97H9V98L11 99ZM16 97L19 98V96H16ZM34 97H32V98H34ZM38 97H39V100H38ZM153 97H154V96H153ZM155 97H154V99H156ZM222 97H220V98H222ZM246 97H245V94H243V98L246 99ZM252 97H253V96L251 95L250 98L252 99ZM20 98H19V99H20ZM44 98L46 99L45 101H44ZM86 98H87V97H86ZM120 98H122V97H120ZM125 98H126V97H125ZM137 98H138V97H137ZM142 98H141V99H142ZM150 98H152V99H150ZM170 98H171V97H170ZM178 98H179V97H178ZM214 98H215V99H214ZM226 98H229V97L227 96V93H226V97H224V100H225ZM247 98H248V99H246V100H249V97H247ZM61 99H62V101H61ZM113 99H114V98H113ZM115 99H114V100H115ZM122 99H123V98H122ZM122 99H121V101H120L119 104H118L119 100H118V102L115 100V101H114L115 104L113 103L114 105L117 104V105H116V106H117L116 108H119L118 110H121L120 108H121V106H123V105H120V104H123L124 102L126 103V100H127V99H125L124 102H123ZM129 99H130V100H129V101H130L129 103H131V105H132L133 102H137V103L139 102L140 105L143 103L142 101H141V102L139 101L140 98H138L139 100H137V99H135V98H130V96H129ZM218 99H219V96H218ZM229 99H230V98H229ZM244 99H243V100H244ZM257 99H258V98H257ZM257 99H256V100H257ZM2 100H3V99H2ZM2 100H0V101H2ZM11 100H12V99H11ZM37 100H38V101H37ZM71 100H72V101H71ZM85 100H86V99H84V101H85ZM87 100H88V99H87ZM134 100H135V101H134ZM146 100H147V99H146ZM163 100H164V99H163ZM221 100H222V102H223V99H221ZM246 100H245V101H246ZM9 101H10V100H9ZM12 101H13V100H12ZM12 101H10V102H11L12 105H13V102H14V101H13V102H12ZM23 101H21V103H19V104H22ZM46 101H47V103H46ZM64 101H65V103H63ZM131 101H133V102H131ZM152 101H149V103H148V105H147V107L149 108V109L147 108L148 110H146V109L144 108V107H146V106H143V109H145L146 112H147V111L149 112L148 115H147V114L144 115L143 113H141V112H140L141 110L138 111V110H137V109H138V104H136V105H137V106H136V105H134V103H133L132 106L130 105V107H129V105H128L129 103L127 104L128 108H129L130 110H129V109L127 108V106H126V108L128 109V111H126L127 109H126L125 111L128 112V114H126L125 112H121V113H124V115H126V116L129 115L128 117H130V118L127 117V121H128V120H134V122H133V121H129V122H130V125H133V123H134V124H135V123L137 124L138 122L140 123V121H141L142 119H145V117L148 118V116L152 114V112H153L154 109L157 110V107L155 108V107H154V104L150 103V102H152ZM168 101H169V99L167 100V102H168ZM178 101H180V100H178ZM215 101H217V103H216ZM231 101H232V100H231ZM116 102H117V103H116ZM122 102H123V103H122ZM208 102H209V104H210L211 100L208 101ZM235 102H236V101H235ZM257 102H258V100H257ZM27 103H26V104H27ZM71 103H72V104H71ZM79 103H80V102H79ZM81 103H84V102H81ZM81 103H80V104H81ZM144 103H143V105H144ZM168 103H171V100H170V102H168ZM231 103H232V102H231ZM243 103H244V102H243ZM251 103H252V101H251ZM259 103H260V101L258 102V105L261 106L262 104H259ZM2 104H3V105H2ZM4 104H5V103H4L3 101L0 102V119H5V120H6V119H8L9 117L6 118V114H7V113H6V110H4V108H3V107H6V105H4ZM19 104H18V106H19ZM23 104H25V102H24ZM33 104H32V103H31V104H27V105H28V108L30 109V106H29V105L33 106ZM38 104H39V103H38ZM38 104H37V105H34L33 107L35 108V106H38ZM74 104H76L75 101H74ZM149 104H152V106L149 105ZM179 104H180V103H179ZM27 105H26V106H23V105H22L21 109H22L23 107H26V109H27ZM53 105H55V106H53ZM118 105H119V106H118ZM124 105H125V104H124ZM140 105H139V107H140ZM167 105H168V104H167ZM216 105L213 104V107H212V108L214 109V107H215ZM226 105H227V106H226ZM244 105H246V104H244ZM52 106H53V107H52ZM76 106H78V105H76ZM76 106L74 105L75 108H77ZM86 106H88V105H85V104L83 105L84 109H85ZM141 106H142V105H141ZM210 106H211V105H210ZM210 106H209V107H210ZM233 106H234V105H233ZM19 107H20V106H19ZM33 107H32V108H33ZM51 107H52V108H51ZM56 107H57V110L55 109ZM133 107H134V108L137 107V108H135L137 111H135V109L133 110ZM173 107H174V105H173ZM209 107H207L208 109H206V111H208V110H212V109L209 108ZM15 108H18V107H15V106H14V108H13V109H14V112L17 113V111H15ZM58 108H59V109H58ZM122 108H123V107H122ZM141 108H142V107H141ZM150 108H151V110H152V108H153V110H152L151 112L149 111ZM175 108H176V107L173 108V111H174ZM224 108H223V109H224ZM229 108H230V107H228V109H229ZM231 108H232V105H231ZM233 108H234V107H233ZM233 108H232V109H233ZM242 108H244V107H242ZM21 109H20V110H21ZM23 109H25V108H23ZM26 109H25V112H24V110H23V113H24V114H26L28 111H30V110L27 109L28 111L26 112ZM41 109H42V110H41ZM46 109H48V110L51 109V110H50V111H47ZM52 109H53V110H52ZM54 109H55L56 111H55ZM78 109H80V108H78ZM131 109H132V111H131ZM158 109H159V107H158ZM169 109H170V107L168 108V111H169ZM176 109H177V108H176ZM232 109H229V110H230L229 113L231 114L230 116H232V112H231ZM234 109H235V108H234ZM234 109H233L232 111H233V114L236 115V111H237L239 108H238V109H235V110H236L235 112H234ZM259 109H260V108H259ZM17 110H18V112H19V109H17ZM66 110H67V112H66ZM86 110H87V109H85V111H86ZM145 110H142V111H145ZM156 110H155V112H154L155 114L153 113L152 115H156V114H157L158 111H156ZM243 110H244V109H243ZM243 110H242V111H243ZM35 111H36V110H35ZM46 111H47V113L49 112V114H46ZM79 111H80V110H79ZM85 111H83V112H85ZM121 111H122V110H121ZM129 111L131 112V115L133 114V115H135L136 117L133 116V115L131 116V115L129 114ZM133 111H135V113L139 112L140 114H143V115H144V116H142V115L140 116V114H139V116H140V118H141L140 121H139V119H137V114H134ZM176 111H178V110H176ZM220 111H221V110H220ZM238 111H239V110H238ZM238 111H237V112H238ZM245 111H247V110H245ZM245 111H244V112H245ZM255 111H256V110H255ZM50 112H51V113H50ZM80 112H81V111H80ZM80 112H79V113H80ZM148 112H147V113H148ZM166 112H167V111H166ZM174 112H175V111H174ZM182 112H183V111H182ZM239 112L242 113L241 111H239ZM249 112H250V111H249ZM253 112H254V111H253ZM16 113H13V114H14V115H13L14 117H15L16 115L18 116V114H19V116H20V113H17V114H16ZM21 113H22V112H21ZM29 113H30V112H29ZM29 113H28V114H29ZM75 113H74V116H76ZM118 113H120V111H119ZM150 113H151V114H150ZM219 113H220V112H219ZM261 113H262V112H260V114H261ZM15 114H16V115H15ZM24 114H23V116H24ZM34 114H35V116L37 115L36 112H35ZM166 114H167V113H166ZM166 114H165V116H166V118H167V115H166ZM172 114H173V113H172ZM238 114H239V113H238ZM238 114H237V115H238ZM242 114H243V113H242ZM249 114H250V113H249ZM254 114H257V113H253V114H252V121H253V122H254V119H253ZM82 115H83V114H82ZM168 115H169V114H168ZM176 115H177L178 117H180L179 114L176 113ZM180 115H182V114H180ZM183 115H184V113H183ZM220 115H221V114H220ZM220 115L217 114V117H220ZM222 115H224V114H222ZM235 115H234V119L237 118V116H235ZM240 115H241V114H240ZM257 115H258V114H257ZM263 115H264V114H263ZM7 116H8V115H7ZM9 116H10V115H9ZM19 116H18V117H19ZM37 116H38V115H37ZM40 116H38V119H37V120L35 119L36 117L33 118L30 114H29L28 117H29V119H31L30 117H32V118L34 119V120H31V122L37 121V122H40V125H41L42 122L39 120ZM86 116H87V115H86ZM88 116H89V115H88ZM121 116L124 117L123 114H122ZM126 116H125V117H126ZM139 116H138V117H139ZM169 116H171V113H170ZM169 116H168V118H170ZM174 116H175V115H173L172 117H174ZM227 116H228V115H227ZM227 116H226V114H225V117H226V118H227ZM245 116H246V113H245ZM260 116H261V115H260ZM10 117H11V116H10ZM18 117H17V118H18ZM133 117H135V119H137L138 122H137V121L135 122V119H133ZM155 117H156V116H155ZM175 117H176V116H175ZM175 117H174V118H175ZM182 117H184V116H181V118H182ZM214 117H215V116H214ZM221 117H222V116H221ZM240 117L242 118V116H240ZM247 117H248V116H247ZM51 118H52V119H51ZM152 118L154 119V117H152ZM158 118H159V117H158ZM158 118H156L157 121H155V123L158 122V121H160L161 118H159V119H158ZM164 118H165V117H164ZM166 118H165V121H163V122H165V123H166L167 120H169V119L166 120ZM174 118H172V120H175ZM187 118H188V117H186V119H187ZM223 118H224V117H223ZM226 118H224V119L226 120ZM228 118H230V117H228ZM228 118H227V119H228ZM260 118H261L260 120H262V121L260 122V124L264 123L263 116L260 117ZM24 119H26V118L23 117V120H24ZM48 119H49V120H48ZM56 119H58V118H56ZM75 119H77V120H75ZM89 119H90V118H89ZM149 119L151 120V121H149V122H151V123H152V121L154 122V120H156V119L153 120V119H151V118H149ZM176 119H178V118L176 117ZM183 119H184V118H183ZM183 119H182V122H183ZM189 119H190V118H189ZM217 119L219 120V118H217ZM231 119H232V118H231ZM231 119H230V120H231ZM237 119L239 120L240 118L238 117ZM248 119H249V118H248ZM248 119L246 118V121H247L246 123H248ZM9 120H10V118H9ZM18 120H19V122H21L20 119H18ZM38 120H39V121H38ZM51 120H53V121H51ZM60 120H61L62 122H61ZM84 120H85V118H84ZM84 120H83V121H84ZM90 120H91V119H90ZM146 120H147V119H146ZM161 120H162V119H161ZM180 120H181V119H180ZM180 120H179V121H180ZM184 120H185V119H184ZM230 120H228V122H229ZM235 120H236V119H235ZM243 120L245 121V118H243ZM6 121H7V120H6ZM6 121H5V122H6ZM66 121H67V122H66ZM142 121H143V120H142ZM147 121H148V120H147ZM170 121H171V120H170ZM185 121H186V120H185ZM188 121H189V120H188ZM244 121L240 120L239 123H243ZM7 122H8V123H11V124H10L11 126H9V129H10V127H12V125H13L12 123H14V122H12V118H11V122H9V121H7ZM72 122H73V124H70V123H72ZM129 122H127V123L129 124ZM131 122H132V124H131ZM144 122H146V121H144ZM160 122H161V121H160ZM163 122H161V123L158 122V123H157L158 126L155 125L156 127H154V128H157V127L159 128V126L163 125V124H162ZM173 122H174V121H173ZM176 122H178V120H176L174 124H176ZM230 122L232 123V122H234V120H233V121H230ZM235 122H236V124L238 123L237 120H236ZM235 122H234V123H235ZM253 122H252V123H253ZM255 122H256V121H255ZM0 123H1V120H0ZM24 123H27V121L24 120ZM34 123H35V122H34ZM65 123H68V124H65ZM82 123H83V122H82ZM86 123H87V122H86ZM139 123H138V125H135V126H140V128H142V127L144 126L146 129H147V127H148V128L151 127V126L153 127L154 124H155V123H154L153 125L150 124V126H147V127H146L145 124H142V125H143V126H142V125H139ZM167 123H168V121H167ZM190 123H192V122H190ZM190 123H188V124H190ZM225 123H226V122H225ZM239 123H238L234 128H236V127L239 125ZM29 124H31V123L28 122L27 125H25V124H24V125H25V126H28ZM61 124H63V125L65 124V125H64V126H65V128H64L65 130H64L62 127H60ZM78 124H79V123H77V125H76L77 127H79V125H80V124H79V125H78ZM118 124H119V123H118ZM160 124H161V125H160ZM6 125H7V123H6ZM6 125H5V126H6ZM14 125H15V124H14ZM31 125H32L31 127H34V126L37 125V123H36V125L33 124V123H32ZM33 125H34V126H33ZM40 125H37V131L39 130L38 128L41 129V128L44 127L43 129H45V127H46V126H43V125H42L43 127H42V126H41V127H38V126H40ZM66 125L69 126V127H67ZM120 125H121V124H120ZM147 125H149V124H147ZM170 125H171V124H170ZM177 125H178V124H177ZM177 125H176L175 127H177ZM179 125H180V124H179ZM212 125H213V124H212ZM217 125L219 126V124H217ZM222 125H223V124H222ZM248 125H249V124H248ZM252 125L254 126L255 124L253 123ZM252 125H251V126H252ZM262 125H263V124H262ZM262 125H261V126H262ZM2 126H3V125L1 124V126H0L1 129L3 128V129L5 130L6 128H8V127H7L8 125H7L5 128L2 127ZM15 126H17V125H15ZM20 126H21V125H20ZM20 126H18L17 130H15V133H16V131L20 132L19 129L21 130V132H24V131H22L23 128H22V129L19 128ZM73 126H74V125H73ZM76 126H75V127H76ZM84 126H85V125H84ZM133 126H134V125H133ZM239 126H240V125H239ZM239 126H238V128H239ZM244 126H245V127H244ZM244 126H242V127L246 128V129L248 128V127H246L247 124H245ZM29 127H30V126H29ZM31 127H30V128H31ZM57 127H58V129L56 130ZM59 127L61 128L60 130H59ZM66 127H67V128H66ZM77 127H76V129H77ZM80 127H83V124H81ZM117 127H118V129H120V130L123 131V129H121V127L119 128V125H118ZM125 127H126V126H125ZM125 127L122 126V128H124V133H126V136H124L125 134L121 131V132L123 133V134H121L123 137H127V134H128V131H127V130H129L128 128H127V130H125ZM144 127H143V128H144ZM152 127H151V128H152ZM164 127H165V124H164ZM167 127H169V126L167 125ZM171 127H172V128H171ZM171 127H170V131H172V129H173V132L175 131V132H174L175 135H174L172 132H171V133L173 134V136H175L176 139H179V140H180L179 137L183 136V134H184L185 132H187V134H188V132H189V131H188L189 129H188V130L185 131V132L183 131V133H182V135H181V132H182V131H181V132H180V135H181V136H180V135H179V132L176 131V130H178V129L175 128V127H173V125H171ZM191 127H192V126H191ZM191 127H190V125H189V128H191ZM263 127H264V125L262 126V128H263ZM24 128H26V127H24ZM46 128H47V127H46ZM140 128H139V129H140ZM151 128H149V129H151ZM154 128H152V129H154ZM158 128H157V129H158ZM161 128L163 129V126H161ZM161 128L159 129V132L161 131ZM174 128H175L176 130H175ZM192 128H193V127H192ZM238 128H237L236 130H238ZM244 128H242V129H244ZM251 128H252V127H251ZM262 128H260V129H261L260 131L263 132L264 129L262 130ZM1 129H0V131L2 132L3 129H2V130H1ZM9 129H6V130L9 131ZM15 129H16V127H15ZM35 129H36V128H34V130H35ZM47 129H48V128H47ZM86 129H88V128H86ZM116 129H117V128H116ZM152 129H151V130H152ZM179 129H180V128H179ZM240 129H241V128H240ZM10 130H11V129H10ZM13 130H14V128H13ZM24 130H26V129H24ZM27 130L29 131V128H28V127H27ZM53 130H54V132H53ZM55 130H56V131H55ZM77 130H78V129H77ZM77 130H76V131H77ZM80 130H82V129H80ZM88 130H89V129H88ZM88 130L86 131L87 133L90 131V130H89V131H88ZM135 130H136V129H135V127H134V133L131 132L132 134L129 135V138H130L131 135H133V134H134V135H133L134 137H135V135H137V134H135ZM167 130H168V128H167ZM184 130H185V129H184ZM8 131H7V132H8ZM11 131H12V130H11ZM41 131H42V133H45V132H46L47 137L50 136L49 138L45 137V140H46V138H47L48 140H51V143L54 141V140H53V137H55L54 135H53V136H52V135H48V134H47V131H45V130H41ZM44 131H45V132H44ZM57 131H58L59 133H58ZM61 131H64V132H61ZM125 131H126V132H125ZM141 131H142V130H141ZM152 131H153V130H152ZM155 131H157V130L155 129ZM165 131H166V129H165ZM190 131H191V133L193 134L196 130L194 131L193 129H191ZM192 131H193V132H192ZM238 131H239V132H238L239 134L242 133L240 130H238ZM258 131H259V129H258ZM4 132L6 133V131H4ZM4 132H2V136H3V133H4ZM33 132L35 133V131H33V129H32V133H33ZM70 132H71V131H70ZM78 132H79V130H78ZM80 132H81V131H80ZM80 132H79L78 135H81L84 131L81 132V133H80ZM90 132H91V131H90ZM116 132H117V130H116ZM161 132H163V130H162ZM161 132H160V133H161ZM167 132H168V131H167ZM262 132H260V136H261V137H260L259 135H256V134H254V135H253V134H252V135H249V137H248V139H249V142H248V151L246 150L247 152L243 155V156H244L243 161H244V163H246V166L248 167V169L246 168L247 171H248L247 174L250 175V177L253 178V180H254V185H255V186H254V185H253V186H254L256 189H258V190H256V189L253 187L254 190H256V191H254V192L256 193V195H257L258 192H259V193L262 192V190L259 191L260 187H261V186L264 187V146H263V138H264V137H262V135H261ZM8 133H9V132H8ZM8 133H6V134L8 135ZM10 133H11V132H10ZM12 133L14 134V131H13ZM12 133H11V135H12ZM26 133L28 134L27 131H26ZM26 133H25V134L22 133L23 135H21L20 133H19V135H18V133H17V134H16V135H18V139H17V140L23 139L22 137H23L24 135H25L24 138H26V139H27L28 136L31 137L32 134L29 135V134L31 133L30 131H29V134H28L27 137H26ZM34 133H33V135H34ZM39 133H40V135L38 134V135H39V136H38L37 134H35V135H34V138H35L36 135H37L38 137L43 136V135L41 134V132H39ZM137 133L140 135L141 132L138 131ZM177 133H178L179 137H176V136H177ZM235 133H236L237 136L234 135V136L236 137V138H235V137H234V138L237 139V138H238V134H237L236 131H235ZM57 134H55V135H57ZM61 134H60V137L62 136V138H63V137L65 138V137L69 136L70 139H71V136H72L71 133H69V134H71V136H70L69 134H66V135H61ZM73 134H74V133H73ZM75 134H76V133H75ZM85 134H86V133H85ZM158 134H159V133H158V131H157V137L161 136V137H159V138H163V139H162L163 141H165V139L168 138V137H169V139H171V140H172V138H174V137H172V138L170 137V136H172V134H171L170 136H167V137L164 136L165 134H164V135H163V134H159V135H158ZM167 134H168V133H167ZM169 134H170V133H169ZM187 134L185 133V137L187 138V140H186V139H185V140H186V141H189V140L193 137V135H192V137H191V136H188ZM7 135H5V136L7 137ZM11 135H10V138H11V139L13 138V136H16V135L14 134V135L11 137ZM20 135L22 136L21 138H19ZM83 135H84V134H83ZM83 135H82V136H83ZM162 135L165 137V139H164V137H163ZM190 135H191V134H190ZM243 135H245V134H243ZM5 136L2 138V140L0 139V146L3 145V144L1 143V141H3V143H4V138H5ZM8 136H9V135H8ZM51 136H52V139H51ZM73 136H75V135H73ZM82 136H81V137H82ZM86 136H87V135H86ZM98 136H99V135H98ZM117 136H120V135H117ZM187 136L190 138L189 140H188V137H187ZM32 137H33V136H32ZM32 137H31L32 142H31V139L28 138L29 141L26 140V139H24V140L27 141V143H26V141H24V140L22 141V143L24 142L23 144H27V145H31L32 143H33L32 145H34L35 141H36L37 144H41V143H43V142L40 143L39 139L35 138V139H37V140H35V139L32 138ZM76 137H77V134H76ZM81 137L79 136L78 138H79V139H82L83 137H82V138H81ZM89 137H90V136H89ZM134 137H133V138L131 137V138L129 139L130 142H131V139L134 140V143L136 142L135 139H134ZM139 137H140V136H139ZM185 137H182V138H185ZM240 137H242V134L240 135ZM244 137H245V136H244ZM0 138H1V136H0ZM40 138H41V137H40ZM62 138H61V141H62ZM64 138H63V139H64ZM78 138H76V141H77ZM98 138H99V137H98ZM135 138H136V137H135ZM182 138H181V139H182ZM5 139H7V138H5ZM11 139L9 140V138H8L9 141L14 140V141H12L11 143H14V142L18 143V142L15 140L16 138H14V139H12V140H11ZM43 139H44V138L42 137V139H40V140L43 141ZM84 139H86L85 135H84ZM92 139H95V137L92 138ZM92 139H91V140H92ZM108 139H109V138H108ZM127 139H128V138H127ZM127 139L123 138V139H121V140H125V141H126ZM142 139H143V137H141L140 141H141ZM144 139H145V138H144ZM144 139H143V140H144ZM151 139L154 141L155 138H154V139L151 138ZM151 139H150V140H151ZM240 139H242V138H240ZM240 139H239V138L237 139V142H238V140H239L238 143H241V140H240ZM243 139H244V138H243ZM48 140H46V141H48ZM64 140L67 141V138H65ZM91 140H90V138H89L88 145H86V146L88 147L90 142L93 143V145H91V148H89V149H92L93 146L96 145L95 142H94L93 140H92V141H93V142H92ZM137 140H138V135H137ZM143 140H142V141H143ZM148 140H149V139L147 138V140H146L145 142H147ZM157 140H158V138H157ZM159 140H161V139H159ZM159 140H158V141H159ZM166 140H168V139H166ZM171 140H168V142L172 143ZM183 140H184V139H182V142H183ZM191 140H193V139H191ZM245 140H246V139H245ZM37 141H39V143H38ZM55 141H56V140H55ZM55 141H54V145H56V144H55ZM68 141H69V140H68ZM68 141H67V142H68ZM79 141H80V140H79ZM79 141H78V142H79ZM82 141H83V142L80 141L79 143H83V144L85 145V141H87V139H86L85 141H84V140H82ZM125 141H123L124 144L127 143V142L125 143ZM142 141H141L140 143H137V142H138V141H137L136 143H137V144H140V146H141V145H142ZM173 141H174V139H173ZM246 141H247V140H246ZM6 142H7V141L5 140V143H6ZM20 142H21V140H20ZM30 142H31V144H30ZM48 142H49V141H48ZM56 142H58V141H56ZM59 142H60V140H59ZM70 142H71V141H70ZM132 142H133V141H132ZM132 142H131V143H132ZM148 142H149V141H148ZM150 142H151V141H150ZM168 142H167V143H168ZM182 142H179V143H178V140L176 141V143H178V144L180 145L179 147H181V144L184 145V143H186L185 141H184L183 143H182ZM235 142H236V141H235ZM237 142H236V143H237ZM5 143H4V146H5ZM9 143H10V142H9ZM65 143H66V142H65ZM65 143H64V144H65ZM72 143H73V142H72ZM79 143H78V146L76 145V146H77V149H78V153H79V151L81 150V149L79 150V148H82V147L84 146V145L82 146V144H79ZM96 143L98 144L97 141H96ZM136 143L134 144L135 146H134L133 143H132L133 147H136ZM143 143H144V142H143ZM152 143H153V142H152ZM159 143H160V141H159ZM161 143H162V141H161ZM161 143H160V144H161ZM165 143H166V142H165ZM192 143H193V142H192ZM192 143L190 142V144H191L190 146H192ZM243 143H245V142H243ZM64 144H63V145H64ZM73 144H74V143H73ZM144 144H147V143H144ZM144 144H143V145H144ZM155 144H157V141L155 142ZM174 144H175V143H174ZM245 144H246V143H245ZM6 145L8 146L7 143H6ZM32 145H31V146H32ZM54 145H52V146H54ZM58 145L60 146V144H57V146H58ZM61 145H62V143H61ZM65 145H66V144H65ZM80 145H81L82 147H81ZM126 145H127V144H126ZM132 145L129 144V147L132 146ZM150 145H151V144H150ZM150 145H149V146H150ZM158 145H159V144H158ZM168 145H171V144L168 143L167 146H168ZM176 145H177V144H176ZM183 145H182V147H183V148L185 147V148L187 149V150H186V149L184 148L185 151L190 152V151L188 150L189 148H187V147H189L188 143H186V146L188 145L187 147H186L185 145H184V146H183ZM246 145H247V144H246ZM246 145H245L244 147H246ZM7 146H6V147H2L3 150H4V148H5L4 151H7V152H5V154H4V151L2 152L3 154L0 153V154H1V157H0L1 163H0V164L5 163V162H7V164H8V167H7L6 163L4 164V165L7 167L6 170H4V167H3L4 165H3V166H2V165L0 166L1 169L3 168L2 170H4L6 174H7V171L10 170V169L12 168V167L10 166V164H9V163H11L10 160H11V158H12V157H10V155H9V157H7V158L5 157L6 160L9 158V159H10V160L8 159L9 161H6L4 158H3V159H4L5 161L1 159V158L3 157V155L6 156V155H7L6 153H8V151H9V147H8V150L6 149ZM9 146H12V145H9ZM49 146H50V145H48V147H49ZM52 146H50V147L52 148ZM57 146H56V147H57ZM59 146H58V149H59ZM79 146H80V147H79ZM96 146H99V145H96ZM96 146L94 147L95 149H93V151L96 150L95 153H96L97 150H98V149H96ZM145 146H146V145H144V147H145ZM147 146H148V144H147ZM156 146H157V145H156ZM237 146H238V145H237ZM237 146H236V147H237ZM46 147H47V145H46ZM84 147H85V146H84ZM133 147H132V150H134ZM137 147H138V146H137ZM150 147H153V146H150ZM158 147H159V146H158ZM161 147H162V146H161ZM163 147H165V144H164ZM168 147H169V146H168ZM171 147H175V145H174V146H171ZM182 147H181V149H182ZM192 147H193V149H194V148H195V145L192 146ZM2 148H1V150H2ZM21 148H22V147H21ZM30 148H31V147H30ZM32 148H33V147H32ZM35 148H38V149H35ZM44 148H45V147H44ZM51 148H50V149H51ZM61 148H62V147H61ZM85 148H86V147H85ZM85 148H84V149H85ZM98 148H99V147H98ZM130 148H131V147H130ZM141 148H143V147H139L140 150H141ZM169 148H170V147H169ZM197 148H198V147H197ZM201 148H202V147H201ZM237 148H238V147H237ZM14 149H15V148H14ZM23 149H24V148H23ZM23 149H22V150H23ZM27 149H28V146L26 147V149L23 150V151H25V152H24V153L20 152L19 155L22 154L21 157H23V158H26V156H27L26 160H27L28 162H27L26 160L23 159V160L25 161V166H26L28 169H29V167H30V169H33V168L35 167V164H33L34 166H31V165H32V162H33V161H32L33 158L30 160V158H31L32 156H31V154H30V152H29V151H30L29 149H28V152H29L30 155L27 154V152H26ZM34 149H35V150H39V152H37V153H38L37 155H38L39 157L37 158V157H36L37 155L33 156V157H36L37 162L39 161L38 159L41 160V157H43V156H44V158H46V156L48 155V153L51 152L50 149L47 148V149H48L47 151L44 150V151L46 152V154L44 153V151H42V153L45 154V155H42V154L40 155V154H39V153H40V147H39V146L37 147V146L35 145V146H34ZM53 149H54V148H53ZM87 149H88V148H87ZM89 149H88V151H86V149H85L86 155H87V154H88V155L91 154V153H89ZM144 149H145V148H143L142 151L146 152V150L148 151L149 148H148V149L146 148L145 150H144ZM154 149H155V148H154ZM154 149H153L152 151H156V150H154ZM161 149H162V148H161ZM161 149L159 148L158 151H160ZM165 149H166V148H165ZM167 149H168V148H167ZM167 149H166V151H167ZM171 149H174V148H170V149H168V150L170 151ZM175 149H178V150H179L178 147H177V148L175 147ZM195 149H196V148H195ZM199 149H200V147H199ZM199 149H198V150H199ZM205 149H206V148H205ZM239 149H240V147H239ZM10 150H11V149H10ZM18 150H19V149H18ZM31 150H32V149H31ZM35 150H34V151H35ZM55 150H56V149H55ZM178 150H177L176 152L173 150V151L175 152L174 156L176 155V157H178V159H177L176 157H174L173 159L176 158L178 162H181L180 160H182L183 158L185 159V161H183V162H186V158H188V157H186V156H187L188 154H189L190 158L193 157V156H192V155L194 154L193 152H190V153H192V155H190V153H187V152H186V153H187V155H186L185 151L183 150V152H184V154H185L186 156H184V154L182 153V155H183V156L181 155V156H182V159H181V156H180V159H179V156H177V154H176V153L178 152ZM56 151L58 152V150H56ZM56 151H55L54 154L52 153L53 151H52L51 153H49V155H51V154L53 155V156H52V157H53V161H55V159H56L55 157L57 156V155H56ZM93 151H92V152H93ZM102 151H103V150H102ZM134 151H135V150H134ZM134 151H133V152H134ZM142 151H140V152H142ZM163 151H164V154H165V150H162V151H161V152H162V154H161L162 156L164 155V154H163ZM169 151H167V152L169 153ZM192 151H195V150H192ZM241 151H242V149H241ZM70 152H71V151H70ZM82 152L85 154V152H84L83 150H82L80 153H82ZM100 152H101V151H100ZM100 152H99V153H96V154H101L102 152H101V153H100ZM161 152H160V153H161ZM171 152H172V151H171ZM196 152H197V151H196ZM199 152H201V150H200ZM242 152H243V151H242ZM242 152H241V153H242ZM18 153H19V151L17 152V154H18ZM35 153H36V151H35ZM64 153H65V152H64ZM66 153H67V152H66ZM72 153L74 154L73 151H72ZM93 153H94V152H93ZM95 153H94V154H95ZM130 153H131V152H130ZM147 153H148V152H147ZM149 153H153V152H150V151H149ZM157 153H158V152H157ZM206 153H207V152H206ZM206 153H205V155H207ZM243 153H244V152H243ZM243 153H242V154H243ZM67 154H68V153H67ZM69 154H70V153H69ZM131 154H132V153H131ZM143 154L146 155V153H143ZM158 154H159V153H158ZM172 154H173V153H172ZM195 154H196V153H195ZM75 155H76V154H75ZM86 155H85V156H86ZM153 155H154V154H153ZM166 155H167V154H166ZM168 155L170 156V153H169ZM202 155H203V154H202ZM202 155H201V156H202ZM214 155H215V153H214ZM7 156H8V155H7ZM28 156H29V157H28ZM30 156H31V157H30ZM85 156L83 155V157H85ZM89 156H90V155H89ZM89 156H88V158H86L87 156H86L85 158H83V157H81V156H80V157H81V159L88 160V162H89V164H90V159H91L92 156H94V155L91 154V156H90V157H89ZM100 156H101V155H100ZM146 156H147V155H146ZM195 156H196V155H195ZM198 156H200V153L198 154ZM198 156H197V157H198ZM201 156H200V157H201ZM49 157H50V156H49ZM80 157H79V158H80ZM102 157H103V155H102ZM149 157H150V156H149ZM152 157H153V156H152ZM152 157H150L151 160H152ZM154 157H155V156H154ZM170 157H173V156H170ZM170 157H169V158H170ZM200 157H199V159H200ZM204 157H205V156H204ZM207 157H209V155H208ZM79 158H77L78 161L81 160V159H79ZM89 158H90V159H89ZM94 158H96V155L93 157V159H94ZM98 158H99V155H98ZM150 158H149V159H150ZM194 158H195V157H194ZM205 158H206V157H205ZM210 158H212V157H210ZM215 158L217 159L218 157H215ZM51 159H52L51 157H50V158H47V161H49V160H51ZM99 159H100V158H99ZM102 159H103V158H102ZM154 159H155V158H154ZM167 159H168V158H167ZM167 159H166V160H167ZM176 159H175V160H176ZM195 159H196V158H195ZM199 159H198L197 161H200ZM206 159H207V158H206ZM212 159H213V158H212ZM91 160H92V159H91ZM107 160H108V159H107ZM155 160H156V163H158V162H157V159H155ZM155 160H153V161H155ZM164 160H165V158H164ZM208 160H209V159H207V161H208ZM13 161H14V160H13ZM24 161H23V162H24ZM34 161H35V158H34ZM51 161H52V160H51ZM51 161H49V163L47 162V164H49V165L51 164V165L55 166V165H54V162L52 161V163H51ZM92 161H94V162L96 161V163H99V161H102V160H101V159H100V160H98V159H97V160L94 159V160H92ZM97 161H98V162H97ZM128 161H130V160H128ZM148 161H149V160H148ZM170 161H171V160H170ZM191 161H192V159H191ZM191 161H190V159H189V162H191ZM202 161H206V160L202 159L201 162H202ZM213 161H214V160L210 161V163L213 162ZM8 162H9V163H8ZM14 162H15V161H14ZM26 162H27V163H26ZM29 162H30V163H29ZM39 162H40V161H39ZM39 162H38V163H39ZM55 162H56V161H55ZM94 162H93V163H94ZM106 162H108V161H106ZM132 162H134V161H132ZM150 162H151V161H150ZM201 162H199V163H201ZM223 162H224V161H223ZM44 163H45V162H44ZM75 163H76V162H74V165H75ZM96 163H95V164H96ZM100 163H101V162H100ZM154 163H155V162H154ZM203 163H204V162H203ZM203 163H202V164H203ZM225 163H226V162H225ZM26 164H28V166H27ZM42 164H43V163H42ZM55 164H56V163H55ZM102 164H103V162H102V163L100 164V166H99V167H100V171H101V168H102V167H101ZM130 164H131V163H130ZM149 164H150V163H149ZM149 164H148V165H149ZM172 164H173V163H172ZM193 164H194V163H193ZM193 164H191V165L194 166L195 168H198V167L195 166L196 164H195V165H193ZM204 164H205V163H204ZM208 164H209V162H208ZM226 164H227V163H226ZM37 165H38L39 167H41V168L39 169V167H38ZM40 165H41V163H40ZM40 165L36 163V168H38V170H37L38 173L36 172V169H33V171H31V170L29 169L30 172H32L33 175L35 174L34 172H36L37 175H38L39 172L43 169L42 166H40ZM74 165H71V164H70V166H71V170H74V168H75ZM78 165H79V163H78ZM93 165H94V164H93ZM132 165H133V164H132ZM132 165H131V166H132ZM135 165H136V164H135ZM165 165H166V163H165ZM167 165H168V164H167ZM181 165H182V164H181ZM206 165H207V164H206ZM206 165H205V167H207V168H208L209 165H211L210 168H212V169H213L214 166H215V165H214V166L212 167L213 163H212V164H209V165H207V166H206ZM25 166L21 167V169L23 170V168H24ZM53 166H52V167H53ZM56 166H59V165H56ZM66 166H67V165H66ZM68 166H69V165H68ZM72 166H74V167H72ZM79 166H80V165H79ZM138 166H139V168H141L140 165H138ZM187 166H188V165H187ZM187 166H186V167H187ZM201 166H202V165H201ZM201 166H200V164H199V168H202ZM226 166H227V165H226ZM6 167H5V168H6ZM9 167H10V169H9ZM13 167H14V166H13ZM26 167H25V168H26ZM32 167H33V168H32ZM44 167H46V165H45ZM50 167H51V166H49V170H50ZM63 167H64V166H63ZM63 167L60 168V169L62 170ZM99 167H98V168H99ZM132 167H133V166H132ZM186 167H184V168H185V171H186L187 169L190 168V167L188 166L189 168L186 169ZM205 167H203V168L206 170ZM224 167H225V166H224ZM46 168H47V167H46ZM66 168H67V167H64V169H66ZM72 168H73V169H72ZM76 168H77V166H76ZM129 168H130V165H129ZM135 168H136V167H134V168H130V169H131V170L134 169V170L137 171L138 168H137V169H135ZM142 168H143V169L140 170L141 172L144 171V169L146 170V168H144L143 166H142ZM167 168H169V165H168V167H166L165 169L168 170ZM170 168H171V167H170ZM222 168H223V167H222ZM28 169H24L25 171H27V177H29L30 175H32L31 173H29L30 175L28 176V172H29ZM64 169H63V170H64ZM68 169H69V168H68ZM94 169H95V167H94ZM147 169H149V168H147ZM171 169H173V168H171ZM180 169H181V168H180ZM180 169H176V170H175V168H174V170L177 171L176 174L174 173V171H169L170 169H169L168 171L165 170L163 175L160 174V173L157 174L159 177H162V178H163V176H164V179L162 180L164 183L161 182V184L163 183L162 186H163L165 189H169V190H168V194L170 195V193H175V194H177L176 196H178V198H177V197L175 198V197L173 196V195H174V194H173V195H171V196H172V198H171V196L167 195V199L164 198L165 200H160L161 203H159V204H161V207H160L159 210H157L159 213H156V211H153V209H154V207H155V206L152 205V204L155 202L154 199H153V197L147 195V198H148L149 200L151 199V198H149V197H152L151 201H153V203H151V201H149L148 199H147V200H148V201H147V200L145 199L146 197L144 198V196H142L143 199H145V201H146V202H143V201H142L143 203H148V202H149L150 206H151V207L153 206V207H152V208H153V209H152L153 213H152V215H151V213H150V215H149V214H148L149 211H147V210L145 211V209H143V208H146V207H145L146 204H144V207L141 208V210H142V211L144 210L143 212H145V213H143V216H144V217L141 216V217H143L142 219H146V216H147V217L152 216V217H150V218H153V214H154V218H156L155 216H158V217H157V220H158V221H156V222H158V224L156 223V224H154L155 226H153V225L151 224L152 221H153V219H152V221H150L149 223H148V220H147V219H146L147 221L144 220V221H145V222H144L145 224H146V223L151 224L150 226H149L148 224H146V225L149 226L148 228H147V226H145V228H147L146 231H145V229L143 228L144 226H142L144 223L141 222V226H140V224H139V225L137 224L136 226H137L138 228H139V226H140V230H137V231H136V232L139 231V232H138L139 234H137V233L135 232L137 235H136V237H135V241H134L133 245H131V246H126L127 244H129L130 240H123V239H119V240H118V239H116V237H117L118 235H116V237L114 236V234H113V233H114L113 231H115L114 229L116 228V232H115V234H117V233H119V229H120L121 226H119V224H117L118 221H115V220H114V223L111 224L110 222H112V220H111V221L109 220L110 217L108 216V217H109V218H108L106 215H104V214H103L104 209H101V208H100V207L102 206L101 204H103V203L105 204V203H106V204L108 205V208L112 211V209L114 208V205H113V202H114V201H113V199L107 198V196H106V195H103V194H102V198H101L100 195H99L100 192L97 191L95 188H93L94 185H91L92 182H91V184H89V185L91 186V189L89 190V188H88L89 185L87 186L86 181L88 180V178L90 177V175H89V177H87L88 174H87V176H86V174H83V176L80 177V180H81L80 183L82 184V183H83V180H86V181L83 183V184H84L83 186L86 185L87 187H86V186H85V187H82L81 184H79L80 186H77V188L79 189V187H82L81 190L84 189V188H85V189L87 188V189H86L84 192H79V191H75V190H76V185H78L79 182L76 181L75 187H74V185H73V186H72L73 188H72V187H71L72 184L70 183V182H73V181H72L73 179H71L72 177L70 178V174L72 173V171L70 170L71 172L69 171V172H70V174H69V172H66V170H67V169H66V170L64 171V173L69 174L68 176H69V178H70V180H71V181L69 182V183H70V188H71V190L75 189V190H73L72 192H76V193H72V194H67V192H68V193H70V192H69V190L67 191V189L65 188V185H64L63 182H60V181L57 179V180H58V181L56 180L57 182L63 183L61 186H60V183H58V185H59L60 187H62V186H64V187H62V189L59 188V187H55V188H54V186H56V184H55V183L53 184V182H52V183H49V182L51 181V179H52L51 176L49 177V175H46V176H48V177L45 176L46 178H44V176H43V173H44L43 170H44V169H43V170L41 171V173H40L38 176H41V174H42V177L45 179V181L43 180L42 177H39V178L41 179V180H40L41 182H39V183H40L39 185L36 184V183H38L37 181H39V180L36 179L37 181L34 180V181H35V182H34L33 179H31V180L35 183V184H33V182L31 183V182H30L31 180H29V178H27V180H28V181L30 182V184H31V187H32V185H33V186L35 185L36 188H38V186H41V187L43 188V189H42V188L40 187L39 189H37L38 191H39L40 189H42V190H40V191H43V192H39V193H41V194L44 193V192L47 193V192H46L47 190H44V188L46 189V186H45L46 184H47V185H49V184H50V185L53 184V185H51L52 187H51V186L47 187V188H50V191H52V194H53V195L50 194V196H53V197H52L53 199L51 198L52 201L50 200L51 204H50L49 202H47V199H46V201H43L42 197H43V195H45V193H44V194L42 195V197H41V195H39V197H40V198L42 199V201H43V203H42L43 206H41V207H39V208H40V209H43L44 206H46L47 204H50V206H51L54 202H55V203H54L53 206L57 207L58 205H57V206L55 205V204H56V201L60 200V202H61V201H63V199H64V202H66V203H65V206H66V205H67V206L69 205V206H68V207L70 208L69 210H74V211H73L74 213H75V212H80V211H82V212H83V211H85V212H86V211H89V212H90V215H91V217H89V218H91V221L89 222L90 219L88 220L87 218H86L87 221H86L85 218H84L83 220H85L86 222H88V223H86V222H85V223L87 224L88 227H90V229H91V226H92V229L96 230L97 227H94V225H95L96 223H99L98 225H99L100 227L103 226L104 232H106V234H105V236H104V240L101 241V240H99V239H95L94 242H90V243L86 242V243H87L86 245H80V246H77V247H76V246H75V245H76L75 243L81 242V238H82V239H83V238L85 239V238L87 237V235H85V234H86V231L83 232V229H77V227L75 226V224H71V225H70L69 223L66 222V221L68 220V218L71 216V214L73 215L74 213H71V212H72V211H71L69 217H68V216L62 217V216H64V215H63L64 213H62V212L60 213V209H62V204H59V202H57V204H59V206L61 207L60 209H59V207H57V208L54 207L55 209H57V210H55V209H53L52 206H51V209H50V208H49V205H48V206H46L47 208L45 207L44 209H48V208H49V210H51V211H49V210H44V209H43V210L45 211V214H46V215L48 214V213H46V212H49V215H47V217H50V215H52L53 213H54V215H55L56 213H59L58 216H60V214H62L61 217H62L63 219H61V217H57V218H55V219H56L55 221H58V220H59L58 218H60V219L62 220V221H61L62 223L60 222L62 227L60 226V224H59L58 222L55 223V221H51V220H50L51 218L49 219V218L44 217V216H46V215H42V213L44 214V211L42 210V212H41V210H40L39 208L36 209V207H37L38 205L40 206V205H42V204L40 203V202H41V199L38 198V194L36 195V193H34V192H36L37 190L34 189L35 187H32L33 190H31V188H30V191L28 192V194H27V189H26V193H24V194H25L24 196H27V195H28L27 198H28V197H29V198L31 197L32 202H33V199H34V200H35L34 203H36L37 200L39 199L38 201H40V202H39L40 204H37V203H38V202H37V203H36L37 205L35 204L34 206H35V211L39 209V211L41 212V213H39V212L37 211L36 213H38V215H40V216L42 215V217H40V216H38V215H37L38 217L35 216V214H34L35 211H34V209H33L34 206H32L34 203L30 204L31 201H29V203H28V200H30V199H28V200L25 199V200H27V201H24V203L27 202V204H29L28 207H30V205H31L32 207H30V208L33 209V211H32V210H30V208H29L27 211H28V212L31 211L32 214H31V213H30V214H31L32 216H33V215L35 216V218H34V216H33V218L36 220L37 223L34 221V224H32L28 229H27V228H24V229H26V230H24V229L22 230L23 232L25 231V233L27 234V237H28V238H26V235H25V237L23 238V235H21V233H23V232H21V233L19 232V230H20L22 227H25V226H21V227L18 226V227H17V229L20 227V229H18V232H19L20 235H21V236H20V235H19V236H20L21 238H23V240L20 241V242H18V243H16V241H15L16 237H15V238L13 239L14 242H12V243H15V244H12V245H14V246L17 245L16 248H18L17 250L19 251V253H20L19 255H20V256L22 255L21 253H23V255L21 256L22 258H21L20 256H18L19 258H21V261L18 260L17 257L15 258V255H14V254L18 255L17 250H15L16 248L14 249V248H10V247H9L10 250H13L14 252L16 251V253L12 252L13 254H10V255H9L8 251H4V252L8 253L7 255H5V259H9V260H5L4 258H1V259H0L1 261H0V262L2 263V262L5 260V263H4V264H6L7 262L10 263V264H12L10 260L13 259V260H12V261H13V264H17V263H18V264H19V263H20V264H107L108 261H110L109 264H234V263L237 262V261H235L234 259H228V258H229L228 255H229V254H227V253L229 252V247H230V245L232 246V244H228V243H226V241L223 242L222 240H218V239H216V238L213 239V237H212V230L210 229V225H211L210 220L212 221V218H211V212L213 211V207H214V205H213V201H212L211 199L205 197V193H204V192H199V189L203 186V182L206 181V179L203 180L204 178H203V179H201V178L199 179V177H195V179L197 178L199 181H201V182L203 181V182H202V183H201V182H198V183H197V182H196L197 179H196V180L194 179L195 182H192V181H189V180H188V181H189V183H188L187 179H189V178H191V177L187 176V179H186L185 176L188 175V174H186L187 171L190 172V171H189V170L191 169V168H190L189 170H187V171L185 172V176H184V173L182 174V172L179 171V173L182 174L183 177H184V178L186 179V181H187V183H185V182H184V179H183V178H182V179L180 178V179H179V180L181 181V183H180V181L177 179V178L180 176V175L177 176V174H178V170H180ZM204 169H203V170H204ZM225 169H226V168H225ZM46 170H47V169H46ZM49 170H48V172H49ZM53 170H55V168H54ZM53 170H52V172H53ZM58 170H59V169L57 168L55 171L58 172ZM90 170H91V168H90ZM92 170H93V169H92ZM151 170H152V168H150V171H151ZM183 170H184V169H183ZM227 170H228V169H227ZM12 171H13V169H11V172H12ZM16 171H17V170H16ZM67 171H68V170H67ZM104 171H106V170H104ZM136 171H135V172H134V171H130V172H133V173H134V174L130 173V174H132L131 176L134 175L133 178L137 177V176H136L137 174H138V175H142V174H143V175H146V176L148 175V173L145 172L146 174H144V173H140V171H138V173L136 174ZM150 171H149V172H150ZM181 171H182V169H181ZM191 171H193V170H191ZM208 171H211V170L208 169ZM214 171H215V170H214ZM219 171H220V169H219ZM247 171H246V172H247ZM11 172L9 171V175L11 174ZM13 172H14V171H13ZM42 172H43V173H42ZM45 172H46V171H45ZM57 172H56V173H57ZM59 172H60V171H59ZM59 172H58L59 175H61V174L63 173V171H62V173L60 172L61 174H60ZM74 172H77V170L75 169ZM151 172H152V171H151ZM183 172H184V171H183ZM188 172H187V173H188ZM194 172H195V171H194ZM3 173H4V172H3ZM46 173H47V172H46ZM106 173H107V172H106ZM139 173H140V174H139ZM192 173H193V172H190V174H192ZM214 173H215V172H214ZM218 173H219V172H218ZM222 173H223V172H222ZM222 173H221V174H222ZM6 174H5L4 179L7 181L8 179H6V177H7L8 174H7V175H6ZM49 174H50V172H49ZM51 174H52V173H51ZM73 174H74V173H73ZM89 174H90V172H89ZM104 174H105V173H104ZM107 174H108V173H107ZM155 174H156V173H155ZM9 175H8V177H14V176H15V178H16V177L18 178L17 175H13V174L10 175V176H9ZM18 175H19V174H18ZM37 175H36V176H37ZM44 175H45V174H44ZM59 175H58V177H59ZM65 175H66V174H65ZM84 175H85V177H87V179L83 178ZM143 175L141 176L142 178H140V176H139V180L142 179L141 181H139V180H137V179L135 180V182H136V181H139V186H140V187H141V185L143 186L142 183H144V181H145V179L143 180V178H145L146 176H143ZM151 175H154L153 172L151 173ZM151 175H150V176H151ZM182 175H181V176H182ZM200 175H202V174H200ZM204 175H205V174H204ZM209 175H210V174H207V175H205V177H206V176L209 177ZM211 175H212V174H211ZM223 175H224V174H223ZM36 176H35V177L33 176V177L36 178ZM38 176H37V177H38ZM62 176H64V175L62 174ZM68 176H66V180H67V177H68ZM71 176H72V175H71ZM74 176H75V174H74ZM181 176H180V177H181ZM190 176H191V175H190ZM52 177H53V176H52ZM104 177H105V175H104ZM106 177H107V176H106ZM106 177H105V178H106ZM148 177H149V176H147V179L150 181L151 177H150V179H149ZM159 177L154 176V178H156V179L159 178ZM188 177H189V178H188ZM210 177H211V176H210ZM210 177L208 178V181H211V183H212V179H210ZM247 177L250 178L249 176H247ZM15 178H14V180H15ZM39 178H38V179H39ZM48 178H51V179L49 180ZM82 178H83V180H82ZM152 178H153V177H152ZM162 178H159V180L162 179ZM211 178H212V177H211ZM10 179L12 180L13 178H10ZM10 179H9V180H10ZM59 179H60V178H59ZM147 179H146V181H147L146 183L148 184V180H147ZM156 179H155V180H156ZM192 179H193V178H192ZM209 179H210V180H209ZM228 179H230V178H228ZM9 180H8V181H9ZM11 180H10V182H11ZM16 180L18 181V183H20V185H21V184H24L22 181H19V178L16 179ZM16 180H15V182L12 180V181H13V182H11V186H12V187H13V183H14L15 185H17ZM46 180H49V181H46ZM133 180H134V179H133ZM151 180H152V179H151ZM153 180H154V179H153ZM176 180H178V181H176ZM218 180H220V179H218ZM52 181H53V180H52ZM61 181H62V179H61ZM63 181H64V180H63ZM68 181H69V180H68ZM92 181H93V180H92ZM142 181H143V182H142ZM160 181H161V180H160ZM21 182H22V183H21ZM29 182H27L28 184L25 183V184L27 185V187L30 185ZM42 182H44V183H42ZM45 182H46V184H45ZM47 182H48L49 184H48ZM140 182H142V183H140ZM150 182H151V184H150ZM150 182H149V187H148V189L151 188V187L153 186V184H152L153 182H152V181H150ZM157 182H159L158 179L156 180L155 183H157ZM178 182H179V183H178ZM214 182H215V181H214ZM214 182H213L212 184L208 182V183H209V184H208L209 187H210L211 185H212V187H214L215 185L217 186V184L220 183V182H217V183H216V182L214 183ZM228 182H229V181H228ZM41 183H42L45 187H43V186L41 185ZM67 183H68V182H67ZM69 183H68V184H69ZM87 183H88V181H87ZM155 183H154V184H155ZM159 183H160V182H159ZM206 183H207V182H206ZM221 183H222V182H221ZM221 183H220V187L222 186ZM246 183H247V182H246ZM0 184H1V182H0ZM9 184H10V183H9ZM93 184H95V183L93 182ZM107 184H108V183H107ZM115 184H116V183H115ZM204 184H205V183H204ZM210 184H211V185H210ZM230 184H231V183H230ZM15 185H14V187H17V186H15ZM18 185H19V184H18ZM37 185H38V186H37ZM135 185H136V187H137V186H138V182H137ZM151 185H152V186H151ZM218 185H219V184H218ZM223 185H224V184H223ZM92 186H93V187H92ZM139 186L137 187V193H136V191H134L136 194L139 195L138 197H140V195H141V194L138 193ZM205 186H207V185H205ZM225 186L227 187V185H225ZM225 186H224V187L222 186L221 188L224 189V188H226ZM232 186H233V185H232ZM2 187H3V186H2ZM2 187H0V188H2ZM27 187H26V188H27ZM66 187H67V186H66ZM145 187L147 188V185H146ZM145 187L143 186V188H145ZM153 187H154V186H153ZM153 187H152L151 189H153V192H155V191H154L155 188H153ZM166 187H167V188H166ZM207 187H208V186H207ZM209 187H208V188H209ZM234 187H235V186H234ZM238 187H239V186H238ZM28 188H29V187H28ZM51 188H52V190H51ZM157 188H158V187H157ZM157 188H156V189H157ZM202 188H204V187H202ZM202 188H201V189H202ZM215 188L217 189V191H219V190L221 189V188H219L218 186H217V187H214V189H215ZM232 188H233V187H232ZM246 188H247V187H246ZM246 188H245V190H246ZM248 188L251 189L250 187H248ZM53 189H54V190H57V189H58V192H57V193L60 195V198H58L59 195H58L57 197H55V196L57 195V193H56V191L54 192ZM60 189H61L62 191H61ZM63 189H64V191H63ZM68 189H69V188H68ZM141 189H142V188H141ZM141 189H139V190H141ZM161 189H162V188H161ZM161 189H159V190H161ZM172 189H173L174 191H173ZM210 189H211V188H209V190H210ZM262 189H264V188H262ZM28 190H29V189H28ZM34 190H35V191H34ZM59 190H60L61 193H59ZM87 190H88V191H87ZM95 190H96L97 192H95ZM134 190H136V189H134ZM145 190H146V192H147V189H145ZM171 190H172V191H171ZM206 190H207V189H206ZM212 190H213V188H212ZM221 190H222V189H221ZM221 190H220V191H221ZM31 191H33V192H31ZM38 191H37V192H38ZM148 191L151 192V190H148ZM170 191H171V192H170ZM213 191H214V190H213ZM213 191H211V192H213ZM228 191H229V190H228ZM250 191H251V190H249V192H250ZM4 192H5L4 194H3V192H2V193L0 192V194H2L3 196H4L5 194H7V196L9 195V194H8V191H4ZM18 192H20V191H18ZM18 192H17V193H18ZM30 192H31V194L34 193L37 197H36V196H33V199H32V196H30V195H31ZM63 192H64V193H63ZM65 192H66V193H65ZM98 192H99V193H98ZM141 192H145V191H141ZM141 192H140V193H141ZM149 192H147V193L149 194ZM153 192H151V193H153ZM156 192H157V194L153 193V196H154V195H156V196H158V195L162 196L161 194H158V191H157V190H156ZM160 192L162 193V191H160ZM160 192H159V193H160ZM166 192H167V191H166ZM166 192H164L163 194H165ZM169 192H170V193H169ZM208 192H210V191H208ZM215 192H216V190H215L212 194H215ZM223 192H225V191H223ZM223 192L221 191V192H220L221 194L218 192V193H219V196H217L218 193H216V194H215L216 197H219L220 199H224L223 197L226 196V195L228 196V194H230L229 196H231V195L233 196L232 193H228L227 191H226V193H228V194H226V195L224 194V196H222V195H223V194H222ZM251 192H252V191H251ZM254 192H253V193H254ZM49 193H50V192H49ZM237 193H238V192H237ZM18 194H19V195H22L23 193H21V194L18 193ZM26 194H27V195H26ZM29 194H30V195H29ZM34 194H33V195H34ZM54 194H55V196H54ZM207 194H209V193H207ZM235 194H236V193H235ZM238 194H239V193H238ZM247 194H248V193H247ZM47 195H48V193H47ZM66 195H68L67 197H68L70 200L66 197ZM98 195H99V196H98ZM144 195L146 196V194H144ZM150 195H151V194H150ZM209 195H210V194H209ZM215 195H214V197H215ZM220 195H221L222 197H220ZM22 196H23V195H22ZM22 196H21V197H22ZM24 196H23V198H24ZM156 196H155V197H156ZM160 196H158V197H160ZM207 196H208V195H207ZM227 196H226V197H227ZM229 196H228V200H229V202L231 203V201H233V200H232L233 198H231L232 196H231V197H229ZM254 196H255V194H254ZM0 197H2V196L0 195ZM8 197L11 198V195L8 196ZM8 197L6 198L7 201H6V200H2V201H3L2 203H1V201H0V203L3 204L2 207L4 206V201H6L7 203L10 202V201H8V200H10V198H8ZM21 197H20V198H21ZM48 197H49V195H48ZM65 197H66V198H65ZM142 197H140V199H136V201H137V200L140 201V202L137 201V202L139 203V205H143V204H140V203H142V202H141V200H142L141 198H142ZM158 197H157V198H158ZM168 197H169V199H168ZM173 197H174V199H173ZM236 197H237V196H236ZM260 197H261V196H260ZM36 198H38V199H36ZM55 198H56V199H55ZM120 198H121V197H120ZM161 198H162V197H161ZM219 198H218V199H219ZM230 198H231V201H230ZM248 198H249V197H248ZM54 199H55V201H54ZM57 199H58V200H57ZM65 199H68V201H66ZM121 199H122V198H121ZM175 199H177V202H178V199H181V200H180L181 202L179 201V203H181V204H180L181 207L179 206V204H178L177 202H176L177 204H175V203L172 204V201H173V200H174V202L176 201ZM226 199H227V198H226ZM249 199H250V198H249ZM251 199H252V198H251ZM263 199H264V198H262L261 200L263 201ZM102 200H103V201H102ZM155 200H156V198H155ZM166 200H167V201L169 200L168 202H170L172 205H178L180 208H182V209L184 210V211H183V210L181 209L182 214L186 211L187 216H184V217H183V216H181V217L179 216V217H176V218L173 217V215H174V216L176 215L175 212H174V214H171V212H169L168 209H170V208H172V207H174V206H171L170 208H168V206L171 205L170 203H168V206H167V205L165 206V203H166V202H164V201H166ZM170 200H171V201H170ZM237 200H238V199H237ZM247 200H248V199H247ZM48 201H49V200H48ZM53 201H54V202H53ZM156 201H159V199L156 200ZM162 201H163V202H162ZM224 201H225V200H224ZM226 201H227V200H226ZM244 201H245V203H243V204H244V207H245V204H247V203H246V200H245V199H244ZM6 202H5V203H6ZM52 202H53V203H52ZM67 202H68V203H67ZM254 202H255V201H254ZM7 203L5 204L6 207H7ZM20 203H22V202H20ZM157 203H158V202H157ZM236 203H237V202H236ZM1 204H0V205H1ZM9 204H10V203H9ZM9 204H8V205H9ZM22 204H23V203H22ZM22 204H21V205H22ZM149 204H147V205H149ZM166 204H167V203H166ZM228 204H229V203H228ZM231 204H233V203H231ZM231 204H230V208L232 209ZM237 204H238V203H237ZM240 204H241V203H240ZM98 205H100V207H99ZM119 205L121 206V204H119ZM233 205H234V204H233ZM235 205H236V204H235ZM10 206L12 207V205H10ZM10 206H9V207H10ZM19 206H20V204H19ZM67 206H66V207H67ZM159 206H160V205H159ZM178 206H175V207L178 208ZM2 207L0 206V210L5 214V211H6V210H5V211L2 210V209H1ZM11 207H10V209H11ZM28 207H26V208H28ZM68 207H67V208H68ZM84 207H85V208H84ZM105 207H106V206H105ZM156 207H157V205H156ZM239 207H240V206H239ZM246 207H248V206H246ZM260 207H261V206H260ZM24 208H25V207H24ZM103 208H104V207H103ZM106 208H107V207H106ZM106 208H105V210H106ZM180 208H179L178 210H180ZM218 208H221V206H220V207L217 206V207H216V210H218ZM230 208H229V209H230ZM236 208H238V207H236ZM261 208H262V207H261ZM261 208H260V209H261ZM3 209H4V208H3ZM6 209H8V207H7ZM52 209H53V210H52ZM58 209H59V210H58ZM64 209H65V208H64ZM64 209H63V212H66V211H64ZM146 209H147V208H146ZM156 209H158V208H156ZM221 209H222V208H221ZM244 209H245V212H244V211L241 212L242 215H243V213H244V214L246 213V208H244ZM244 209H242V210H244ZM260 209H258V210H260ZM263 209H264V208H263ZM14 210H15V209H14ZM14 210H13V208H12V211H11V210L6 211V214L3 215L2 217H1V215H2L3 213L0 212V214H1V215H0V218H3V220H4V219L6 220V219H7L6 217H7V215H8V218H11V219H10V220L8 219L9 221H7V220H6V221L10 223V222L12 221V219L15 218V215H14V218L12 217V216H13L12 213L14 212ZM65 210H66V209H65ZM69 210H68V211H69ZM76 210H77V211H76ZM101 210H102L103 212H102ZM141 210H140V211H141ZM148 210H150V209H148ZM154 210H155V209H154ZM171 210H172V209H171ZM173 210H175V209L173 208ZM219 210H220V209H219ZM233 210H234V208H233ZM233 210H232V211H233ZM239 210H240V208H239ZM52 211H53V213H51ZM54 211H55L56 213H55ZM57 211H58V212H57ZM68 211H67V212H68ZM140 211H138V212H140ZM142 211L140 212V214H142ZM152 211L150 210V212H152ZM240 211H241V210H240ZM8 212L12 215L11 217H9V213H8ZM82 212H80V213L82 214ZM85 212H83V213L85 214ZM177 212H179V211H177ZM237 212H238V211H237ZM237 212H236V213H237ZM257 212H258V211H257ZM257 212H255V215H254V214L251 215V216H252V219H253V222H254V225L257 226V227H262V228H263V232H264V217L260 215V216L257 218V214H256ZM80 213H75L74 216H78V215H80L81 218H80V217H74V218H78V220H79V219H82V216H83V217L86 216V214H85V216H84V214L81 215ZM107 213H108V212H107ZM146 213H147V215H146ZM189 213H190V214H189ZM228 213H229V212H228ZM249 213H250V212H249ZM263 213H264V212H263ZM14 214H15V212H14ZM30 214H29L28 216H30ZM66 214H68V213H66ZM76 214H78V215H76ZM144 214H145L146 216H145ZM180 214H181V213H180ZM188 214H189V215H188ZM17 215H18V213H16V216H17ZM19 215H20V214H19ZM19 215H18V216H19ZM108 215H110V213H108ZM185 215H186V214H185ZM223 215H224V214H223ZM229 215H230V214H228V215L226 214V216H229ZM233 215H235V214L233 213ZM238 215H239V214H238ZM240 215H241V214H240ZM262 215H264V214H262ZM171 216H172V217H171ZM177 216H178V215H177ZM216 216H217V215H216ZM216 216H215V217H216ZM226 216H225V218H226ZM51 217H52V216H51ZM54 217H56V216H53L52 218H54ZM66 217H67V219L65 220ZM87 217H88V215H87ZM232 217H233V216H232ZM234 217H235V216H234ZM236 217H237V216H236ZM17 218L20 219L19 217H16L15 221H16V220L18 221ZM107 218H108V219H107ZM134 218H135V217H134ZM138 218H139V217H138ZM216 218H217V217H216ZM221 218H222V217H221ZM223 218H224V217H223ZM225 218H224V219H225ZM241 218H243V216H242ZM241 218H240V219H241ZM47 219H49L50 222H49V220H47ZM69 219H70V218H69ZM110 219H112V218H110ZM139 219H141V218H139ZM142 219H141V220H142ZM232 219H233V218H232ZM246 219L251 220V217H250V216H249V217H246ZM52 220H54V219H52ZM63 220L65 221V222H64L65 224H63ZM102 220H103V221H102ZM150 220H151V219H150ZM6 221H5V226L7 225V222H6ZM59 221H60V220H59ZM80 221H81V220H80ZM154 221H155V219H154ZM154 221H153V222H154ZM215 221H216V223H218V220H217V219H216ZM235 221H236V220H234V222H235ZM0 222H2V219L0 220ZM12 222H13V221H12ZM48 222H49V223H48ZM52 222L55 223L58 227H60L61 230L58 229V227H57L56 225H55V226L57 227V229L53 228V227H52ZM71 222H72V221H71ZM76 222H77V221H76ZM82 222H83V221H82ZM95 222H96V223H95ZM137 222H138V221H137ZM139 222H140V220H139ZM231 222H232V220H231ZM234 222H233V224L230 225L232 229H236V226H235L236 222H235V223H234ZM239 222H240V221H239ZM9 223H8V224H9ZM24 223H25V222H24ZM32 223H33V221H32ZM74 223H75V222H74ZM85 223H84V225H85ZM91 223H92L93 225L89 226ZM154 223H155V222H154ZM212 223H213V221H212ZM245 223H246V222H245ZM11 224H12V223H11ZM14 224L16 225V222H15ZM14 224H13V226L15 227ZM22 224H23V223H22ZM47 224H49L48 226H49V227L51 226V228H49V227L47 226ZM66 224H69L70 226H69V225H66ZM88 224H89V225H88ZM145 224H144V225H145ZM237 224H238V223H237ZM2 225H3V227H2L3 229L1 228ZM17 225H18V223H17ZM53 225H54V224H53ZM64 225H65V228H66L67 226H68L69 228L67 227L68 229H67V228L64 229V228H63ZM72 225H73V226H72ZM81 225H82V224H81ZM96 225H97V224H96ZM233 225L235 226V228L232 227ZM77 226H78V224H77ZM239 226L241 227L240 224H239ZM239 226H238V227H239ZM14 227H13V228H14ZM73 227H74V228L76 227V228H75L76 230H78V231L81 230L83 233H81V231H79V232H78V231H74V228H73ZM9 228H10V227H9ZM9 228H8V230H9ZM11 228H12V227H11ZM62 228H63V229H62ZM71 228H72V229H71ZM79 228H80V227H79ZM81 228H82V227H81ZM84 228H85V227H84ZM112 228H113V229H112ZM227 228H228V227H227ZM0 229H2V231L0 230V233L3 232V230L5 229V228H4V223H3V222H2L1 225H0ZM17 229H16V230H17ZM85 229H86V228H85ZM136 229H137V228H136ZM141 229H142V230H141ZM225 229H226V226H225ZM228 229H229V228H228ZM228 229H227V230H228ZM240 229H241V228H240ZM57 230H59V231H57ZM63 230H67V231L64 232ZM71 230H73V231H71ZM98 230H100V229L97 228V231H98ZM105 230H106V231H105ZM112 230H113V231H112ZM134 230H135V229H134ZM12 231H13V230H12ZM61 231H63V232H61ZM87 231H88V229H87ZM92 231H93V230H92ZM92 231H91V232H92ZM100 231H101V230H100ZM107 231H108V232H107ZM141 231H142V233H141ZM143 231H144V232H143ZM239 231H240V230H239ZM5 232H7V227H6V231H5ZM10 232H11V231H10ZM16 232H17V231H16ZM18 232H17V233H18ZM69 232L72 233V234H70ZM74 232H76V234H74ZM77 232H78L79 234H78ZM91 232H90V233H91ZM93 232H95V231H93ZM101 232H102V231H101ZM104 232H103V235H104ZM232 232L235 233V231H233V230H232ZM3 233H4V232H3ZM3 233H1L0 235H2V236L5 237V234H3ZM56 233H58V235H63V236H64V235H68L69 237H72V236H73V239H72V240L74 241L73 243H74L75 245H74V246L69 245L66 241H56V242L46 241V239H47L48 237H50L51 234H55V235H56ZM97 233H99V232H96V234H97ZM226 233H227V232H226ZM234 233H233V234H234ZM241 233H244V232H241ZM69 234H70V235H69ZM92 234H93V233H92ZM99 234H100V233H99ZM228 234H229V233H228ZM235 234H236V233H235ZM8 235H9V234H8ZM80 235H81V236H80ZM82 235H84V236H82ZM100 235H101V234H100ZM246 235H247L246 237H248V238H247L248 240L250 239L251 241H253V242H252V243H253V244H252V248H253V246H256L258 249H260L261 244H260L259 241H257V237H256L255 235L253 236L252 234H250V233H248V232L246 233ZM2 236H1V239H2ZM68 236H67V237H68ZM88 236L91 238V235H88ZM213 236H214V235H213ZM229 236H231V234H230ZM239 236H240V235H239ZM241 236H242V235H241ZM7 237H8V236H6V239H7ZM100 237H102V236H100ZM233 237H236V236H233ZM233 237H232V238H233ZM17 238L20 239L19 237H17ZM18 239H16V240L19 241ZM24 239H25V240H24ZM26 239H27L28 241H27ZM49 239H50V238H49ZM87 239H88V238H87ZM91 239H93V238H91ZM128 239H129V238H128ZM233 239H234V238H233ZM240 239H241V238H240ZM3 240H4V239H3ZM3 240H2V241H3ZM11 240H12V239H11ZM20 240H21V239H20ZM2 241H1V242H2ZM8 241H9V240H8ZM8 241H7V242H8ZM87 241H88V240H87ZM238 241H239V240H238ZM263 241H264V240H263ZM3 242H4V241H3ZM24 242H25V243H24ZM47 242H50V243H47ZM245 242H246V241H245ZM239 243H240V241H239ZM18 244H19V245H18ZM243 244H244V241H243ZM10 245H11V244H10ZM10 245H8V246H10ZM12 245H11V247H12ZM8 246H7V247H8ZM14 246H13V247H14ZM245 246H246V247H245ZM247 246L249 247L250 245H249V244H248V245L245 244L243 247L247 248ZM250 247H251V246H250ZM250 247H249V248H250ZM252 248H251V250H252ZM231 249H232V248H231ZM2 250H3V249H2ZM4 250H6V249H4ZM254 250H255V249H254ZM222 251H224V252L226 253V255H224V253H223ZM234 251H235V250H234ZM0 253H1V252H0ZM10 253H11V252H10ZM231 253H232V252H231ZM231 253H230V254H231ZM236 253H237V252H235V254H236ZM239 254H240V252H239ZM241 254H242V252H241ZM243 254H244V253H243ZM13 255H14V256H13ZM1 256H3V255L1 254ZM6 256H7L8 258H6ZM11 256H12V257H11ZM237 256H238V255H237ZM244 256H245V255H244ZM227 257H228V258H227ZM230 257H231V255H230ZM235 257H236V256H235ZM235 257H234V258H235ZM254 257H255V256H254ZM232 258H233V257H232ZM2 259H4V260L2 261ZM16 260L19 261V262L15 263ZM232 260H234V261H233L234 263L231 262ZM6 261H7V262H6ZM8 263H7V264H8ZM236 264H237V263H236ZM241 264H242V263H241Z\"/></svg>",
    "mask_w": 264,
    "mask_h": 264
}]
</instances>
